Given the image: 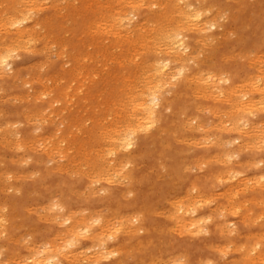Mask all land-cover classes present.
Returning <instances> with one entry per match:
<instances>
[{
    "label": "rangeland",
    "instance_id": "1",
    "mask_svg": "<svg viewBox=\"0 0 264 264\" xmlns=\"http://www.w3.org/2000/svg\"><path fill=\"white\" fill-rule=\"evenodd\" d=\"M11 1H13V0H0V4L1 5H4V6H0V12L2 13V14H4V17H6L5 15L6 14H13L14 12H15V8L16 7H18V9L20 8V10H24V8L26 7V9L25 10H27V9H29V10H27V11H25L24 10V12L22 13V14H25V12H26V16L27 17H29V19H28V21L27 22H25L24 23V25L23 26H26V27H28V29H30L31 31L33 30V28H36V29H34L35 30V33H34V30H33V32L30 34L29 32H28V34L27 35H25V36H23L22 37V39H23V42H25V43H22V39H20V41H19V44H20V42L22 43V44H20L19 46H17V49L19 50H16V53L12 56V62L14 63L13 64V66H10V68H9V66H6V68H5V66L2 68V73H6V74H9V75H11V77H9V76H6V75H4L3 77H2V79H0V87L3 89V90H0V111L2 112V110H4L3 111V115L4 116H2V114H1V112H0V115L2 116V118H1V116H0V128L1 129H3L2 131H3V133L1 132V129H0V143L1 144H3L4 145V143H5V145L2 147V145H0V149L2 150H0V159H1V163H0V168H1V170H0V177H1V175L3 176V177H1L0 178V203H3V204H1L2 205V207L0 206V208H2V209H0V214H1V211H2V213L3 214H6V215H0L1 217H0V230L2 231V227H5L3 230H5V233L2 231L1 233H3V234H1L0 233V261H6V260H8V261H6L5 263L4 262H2V264H10L11 262V264H24L23 263V257L24 256H31V254H33V251L36 253L35 255L33 254V257L35 258V257H37V258H40V255H39V253H42V249H45L46 247H48L49 245H50V247L52 248L51 250H49V252L51 251V252H54L55 250H53L55 247H57V249L58 250H61V254H64L65 253V251H67V249L68 248H65V246L66 245H68V241L69 240H71L70 238H74V236H72L71 237V234H69L68 232H66L65 233V231H68V229H69V227L71 226V223L69 224H67L65 221V223L63 222V219L65 218V216H71V215H73L72 217H74V219H76V220H81V219H83L84 218V216L85 217H87V218H84V219H86V221L88 222V224H90V225H92L93 227H92V230H91V232L92 233H90L89 235L91 236V238H93L94 239V237H92V236H95V235H97V233L98 232H100L98 235L99 236H101L102 234H104L103 233V230H105L106 232L107 231H114L113 229L114 228H116V233L118 234V233H120V231H122L123 233H125V234H116L115 232L113 233L112 231L111 232H109V235L108 234H106V232H105V234H106V236H105V234H104V236L102 235V237H101V239L103 238V240H101V239H99L100 241H102V242H105L106 243V245L108 246V249H109V247H110V250L111 249H113V250H115L116 249V253H117V255H116V253H115V255H114V257L113 256H109V258H105V256L106 255H103L102 253H100V254H102V255H100L99 254V248H100V241L98 240V239H94V240H85V238L87 237H89L90 238V236L89 235H84V236H82V239H84L83 241H82V244H81V246L84 248V253L85 254H83V253H80V251H76L77 252V254H79V255H77V257H75V258H73V260H72V263L71 264H83L85 261V263L84 264H92L91 262H93L92 260H96V259H98V261H100V263L98 262V264H118L119 262H122V263H119V264H139V262H140V264H148V262H150V264H169V262H171V264H172V262H174V261H171V260H173V258H174V260L176 261L177 260V258H178V256H179V258H186V257H188V259L186 258V260L188 261V262H190V264H202V262H203V264H208L209 262H210V260H212L211 262V264H219V262H220V264H231V262H233L232 264H236V263H234V262H237V264H250L251 262L253 263L254 261H256L257 260V258H258V256H257V253H254V252H251V248H252V245L258 240V239H262V237L261 238H259L262 234L264 235V218L262 217L263 215H264V208L262 209L261 207H263L264 206V187L262 186H256V183H255V181L254 180H251L252 178L253 179H255V177L257 176V177H259V175H261V174H264V164L263 165H258L257 166V164L256 165H250V164H252L251 162H257V161H259V160H261V159H263V161H264V150L263 149H261L260 150V148H258L257 146H253L252 148H244V147H241L242 149H240L242 152H241V155L239 156V157H237L235 160H237V161H234V160H232L231 161V165L232 166H235V167H237V166H239L240 167V169L242 170V172L243 173H245V174H241V175H238L237 177L236 176H234V177H236V181H235V178L233 177V176H230V175H232V174H230V173H227L226 171H227V168H229L228 166H230V164H225V163H223V161H221L220 159H225L223 156L224 155H226V152L228 153H230V151L232 150V149H235V148H237V146H238V144L240 145L241 143H236L235 145H232V146H230V145H228L227 143H225V142H229V141H231L232 139H234L235 137H237V134L235 133V132H231L230 130H228V129H231V125L229 124V123H226V122H230V121H227V119H232V118H229L228 116L229 115H231L232 114V111L230 110V109H232L233 107L231 106V105H229L228 103H225V102H222V103H216V102H214L213 100H212V98H204V96L202 95V94H200V93H198V91H196V90H199L200 89V86L202 85V82H201V80H199L198 78H196V79H198V81H196V80H194V83H187L186 81L184 82V78H181L180 79V82L179 81H176L175 82V80H171L170 78H169V80L170 81H168L165 85H161L160 87H158V89L160 90V91H158V89H157V93H161L160 95H162V97H163V95L165 94V92H166V94L164 95V97H165V99L167 100L165 103H166V105H165V107L167 106V102H171V104H170V106H171V108L169 109H167V108H165L163 111H161L160 113H161V116H160V121L158 120V118H157V122L159 123V127H161L160 128V130L158 129H156V124H158V123H154L152 126H149L148 127V129L146 130L145 129V125H143V127H138V126H140V125H138V122L136 123L137 124V126H136V124H134L136 121V119H135V115L133 116L132 114H134L135 112V109L133 108V106H132V104H133V102H131V103H129L128 101H129V98H132V99H130V101H135L136 99H134L133 98V96L134 95H136V92L137 93H139L138 91H140L141 89L143 90V88H145V90H146V88L147 87H145V82L147 81V80H150V79H147V78H151V75H150V73L152 72L153 73V71H152V69H150V65L152 64V62L153 61H155V59H156V57H157V55H158V57H163V58H167V50L165 49L166 48V46L164 45V42H162V38L160 39V37H159V33L157 34L156 32H160L161 30H164V29H167V27L169 28H171L172 27V20L174 21V22H178V20L180 19V18H178V16L179 17H181L180 15L183 13L182 11H183V9H180V8H186L187 9V7H185L187 4H190V5H192V6H194L195 8H203V9H205L204 10V13L205 14H203V16L199 19V20H192V23H191V25H189L190 24V22H186V23H184V25H185V27H183V25L181 26V29H182V27H183V29L185 30H182V32L186 35V38L188 37V39L186 40V44L188 45V46H192V47H188L186 50H184L183 52H182V54L186 57L188 54H190V56L188 55L187 57H188V60L190 59H192L193 61H195V62H192V60L190 61L191 63H187L188 64V66L190 67V72L192 73V74H197L198 72H197V70H199L200 72H203L202 74H205L204 76H206V75H208V72L209 71H211V72H214L215 73V75H216V73H217V75L219 74V75H225L223 72H227V74L228 75H230V78H231V80H232V82H234L235 81V83L234 84H236V85H238V86H241V84L240 83H244L245 81H247V82H245L244 84H246V83H249V85L246 87V86H243L241 89V92L244 90V91H247V90H249L250 88H252V86H251V84L253 83L252 81L254 80V82L256 81V79L258 78L259 79V81L261 82V79L260 78H262L261 76H263L264 75V65H263V63L261 62V60H262V57L264 56V53H262V52H264V0H244V1H242V0H185L186 2H181L182 0H177V2H176V0H175V2L173 1V0H149L148 1V3L150 4V5H152L151 3H155V2H158V3H161V5H159V7H157L156 8V6H158V5H156V6H153V7H141L140 9H136V10H138V14H137V11L135 10V12H134V9H132L127 3H126V1L125 0H123V1H125V3H123V1L122 0H119V5H121V4H123L122 5V7H117L118 6V2H115L114 0H109L110 2H113V3H110L108 0H102V2L101 3H99L98 2V0H95V1H93V0H91V2H90V0H84V1H82V0H75L76 2H78V3H75V1H73V0H58L59 2H58V4L57 3H51V4H53V5H55V6H53L52 7V5L50 4V2L49 1H45L48 5H45V6H41V5H44L45 4V2L44 1H42V2H44V3H42L40 0V2L38 3V0L36 1V3H37V5H39V7H38V9L39 8H46V9H42V11H41V9H39V10H37V12L39 13H37L35 10L37 9V7H36V9H35V5H36V3H35V1H27L26 2V0H25V2L24 1H20V0H14L13 1V3H14V6L12 5L13 3L11 2ZM103 1L105 2V3H103ZM118 1V0H117ZM120 1H122V2H120ZM162 1V2H161ZM164 1V2H163ZM165 1L167 2V3H165ZM178 1H179V3H178ZM187 1H189V3L187 2ZM198 1H200V3L198 2ZM204 3H203V2ZM250 1V2H249ZM2 2L4 3V4H2ZM20 4V6L17 4ZM30 2V3H29ZM83 2V3H82ZM84 2H86V3H84ZM88 2V3H87ZM96 2L98 3V5L100 6H98L97 4H96ZM109 2V3H108ZM151 2V3H150ZM170 2V3H169ZM173 2H174V4H176V3H178L177 5H174L173 4ZM191 2V3H190ZM243 2V4H241ZM35 3V4H34ZM40 3H42V4H40ZM94 3V4H93ZM103 3V4H102ZM164 3V4H163ZM183 3V4H182ZM187 3V4H186ZM199 3V4H198ZM209 3H211V4H213V5H211V4H209ZM245 3V4H244ZM30 4H32V5H30ZM67 4V5H66ZM71 4H76L75 6L74 5H71ZM86 4L88 5V6H86ZM95 4H96V6H95ZM102 4V5H101ZM107 4H111V5H113V4H116L115 5V7L117 8V9H115L114 8V6H108ZM157 4V3H156ZM167 4H168V7H169V5H171L169 8H167L166 7V11H165V13L167 12L168 14H170V17H171V15L172 14H174V15H172V17L174 18V16H175V13H178V14H176V16H177V18L175 17V19H170V17L168 16V14H167V16H166V14L165 13H163L164 12V8L163 7H165V6H167ZM173 4V5H172ZM182 4V5H181ZM184 4H186L185 6H184ZM8 5L9 7L7 8L6 6ZM17 5V6H16ZM24 5V6H23ZM26 5H28L29 7H33L34 6V8H32L31 7V9H33V10H31L30 11V8L28 7V6H26ZM36 5V6H37ZM56 5H58V6H56ZM62 5H63V9L61 8L62 7ZM65 5V6H64ZM105 5H106V7H105ZM128 7H126V6ZM180 5H181V7H180ZM207 5H208V7H207ZM226 5V6H225ZM229 5V6H228ZM48 6V7H47ZM61 6V7H60ZM66 6H69V7H66ZM95 6V7H94ZM108 6V7H107ZM160 6L162 7L161 8V10L160 9H158V8H160ZM174 6V7H173ZM179 6V7H178ZM182 6H184V7H182ZM196 6H199V7H196ZM216 7V9H215V7ZM224 7V9H226L227 7V9L226 10H223V7ZM14 7V8H13ZM22 7V8H21ZM70 7H72V8H70ZM82 8V9H80V8ZM97 7H99V10H97L98 8ZM155 7V8H154ZM178 7V9H176V8ZM210 7H211V9H210ZM217 7H219V8H221V9H217ZM231 7V9H229ZM239 7H241V8H239ZM5 8V9H4ZM13 8V9H12ZM56 8V9H55ZM66 8V9H65ZM113 8V9H112ZM119 8V9H118ZM124 8H127V9H124ZM131 8V9H130ZM173 8V9H172ZM208 8V9H207ZM255 8H256V10H255ZM35 9V10H34ZM58 9H59V11H58ZM61 9V10H60ZM71 9H73V10H71ZM122 9H124V11H126V12H128L127 13V15L130 13L131 14V16L133 17L132 19L135 21V23H134V21L130 18L131 16H130V14H129V18L131 19V22L133 23L132 25H131V27L129 28V29H132V27H133V29H132V33H131V35L130 36H128V38H127V40H129V42L131 41V42H134L133 40H135V43H132L131 44V42L130 43H128L127 42V40H126V35H127V33H126V29H127V27L125 26V25H121V26H119V24H118V17L120 16V15H118V12H120V10L122 11V12H124ZM151 9V10H150ZM169 9V10H168ZM185 9V11H187ZM4 10H7V12L5 11V12H3ZM22 10V11H23ZM63 10H66V11H63ZM71 10V11H70ZM74 10H76V11H74ZM83 10V11H82ZM93 10V12L91 13V11ZM101 10V11H100ZM110 10V11H109ZM132 11V12H129V11ZM177 10V11H176ZM182 10V11H181ZM208 12H207V11ZM218 10H219V12L220 13H217L218 12ZM220 10H223V11H227V12H224V13H226V14H228L229 12L231 13V15L230 14H228V15H226V16H228V17H225V15L220 11ZM28 11H30V12H28ZM63 11V12H62ZM68 11V12H67ZM104 11H106V12H104ZM109 11V12H108ZM158 11V12H157ZM160 11V12H159ZM184 11V12H185ZM215 13H214V12ZM231 11H233V12H231ZM234 11H235V13H234ZM238 11H240V12H238ZM254 11V12H253ZM34 12V13H33ZM56 12V13H55ZM62 12V13H61ZM65 12V13H64ZM76 12V13H75ZM87 12V13H86ZM147 12V13H146ZM150 12V13H149ZM151 12H152V14H151ZM207 12V13H206ZM1 13H0V26H2V27H5V29L4 28H2V27H0V32L2 31V30H4V32L2 31L0 34H1V38H3L2 36H5L4 38H3V40L2 39H0L1 40V42H0V44L3 42V41H11V39H13V38H15V32H5V31H7V26H5V25H7V24H5V19H3L4 17L1 15ZM6 13V14H5ZM31 13V14H30ZM58 13V14H57ZM68 13V14H67ZM73 13H75L74 15H73ZM106 13V14H105ZM134 13H136V14H134ZM144 13H145V15H144ZM163 13V14H162ZM214 13V14H213ZM253 13V15H251ZM30 14V15H29ZM35 14H37L38 15V17H37V15H35ZM52 14V15H51ZM78 14V15H77ZM93 14V15H92ZM96 14V15H95ZM103 14H105V15H103ZM110 14V15H109ZM210 14H212V15H210ZM232 14H234V15H232ZM32 15V16H31ZM59 16V17H55V16ZM81 15H83V16H81ZM86 15V16H85ZM99 17H98V16ZM112 15V16H111ZM136 15V16H135ZM148 15H149V17H151V18H147L148 17ZM155 15V16H154ZM158 15V16H157ZM208 15V16H207ZM222 17V18H220V16ZM222 15H224V17L222 16ZM35 16L37 17V18H35ZM52 16H53V19H52ZM75 16V17H74ZM79 16V17H78ZM90 16V17H89ZM102 18H101V17ZM104 16H106V18H111V19H107V20H109V21H107V20H105V21H107L108 23H107V25H106V23L103 21L105 18H104ZM113 16H115L116 17V20L115 21H112V20H114V19H112L113 18ZM138 16V17H137ZM154 16V17H153ZM157 16V18H155ZM159 16H161L162 18H163V16L165 17V19L163 18V21H162V18L161 17H159ZM236 16H238V17H236ZM3 17V18H2ZM62 17V18H61ZM85 19H84V18ZM114 17V18H115ZM135 17V18H134ZM167 17V18H166ZM211 17V18H210ZM213 17V18H212ZM34 18V19H33ZM48 18H50L49 20H47ZM56 18V19H55ZM97 18V19H96ZM100 18V19H99ZM159 18H160V20H159ZM204 18H205V20H204ZM208 18V19H207ZM3 21H2V20ZM33 19V20H32ZM43 19H45V20H43ZM55 19V20H54ZM75 19H77V21L75 20ZM84 19V21H82ZM96 19V20H95ZM102 19V21H103V23H99L100 24V26H99V24H97L100 20ZM138 21H137V20ZM146 19V20H145ZM152 21H151V20ZM155 19H157L158 20V24H155V23H157V20H155ZM208 21H207V20ZM216 19H217V21H216ZM223 19V20H222ZM237 19V20H236ZM249 19H251V20H249ZM263 19V20H262ZM43 20V21H42ZM62 20V21H61ZM73 21V22H70V21ZM90 20V21H89ZM148 20V21H147ZM165 20V21H164ZM218 22V23H216V26L217 27H215V28H212V27H210V25H208L207 24V22L209 23V24H211L212 22ZM37 21V22H36ZM39 21H40V23L41 22H43L44 24H40L39 23ZM49 21V22H48ZM54 21V22H53ZM74 21H76V22H74ZM101 21V22H102ZM110 21H112V22H110ZM143 21V22H142ZM146 21V22H145ZM156 21V22H155ZM169 21L171 22V23H169ZM201 22V23H199V22ZM202 21H206V24L204 25V23L202 22ZM4 22V23H3ZM50 22H53L52 24L50 23ZM84 22H85V24H84ZM89 22H91V23H89ZM116 22V23H115ZM146 24H145V23ZM162 23V24H160V27H159V23ZM168 22V23H167ZM173 22V26H175L176 24ZM194 22H195V24H197V23H199L198 25H196L197 27H195L194 25ZM197 22V23H196ZM46 23H47V26H46ZM66 23H68V25L66 24ZM74 23H76L75 25H76V28L74 27ZM92 23L94 24V25H92ZM110 23V24H109ZM114 23V24H113ZM148 23V24H147ZM151 23H153L152 25H151ZM163 23H164V25H163ZM187 23H188V25H187ZM203 23V24H202ZM1 24H5L4 26L3 25H1ZM34 24V25H33ZM38 24H40L41 25V27H40V25H38ZM52 26H51V25ZM54 24V25H53ZM65 24L67 25L66 26V29H65ZM90 26H89V25ZM95 24H97V26H95ZM110 26H109V25ZM113 24V25H112ZM139 24H144L143 26L144 27H142V29L141 30H143L142 32H141V30H140V25ZM150 24V25H149ZM155 24V25H154ZM168 24H170V26L168 25ZM217 24H220V25H217ZM33 27H32V26ZM63 25V26H62ZM69 25H70V27H69ZM71 25H73V27L71 26ZM88 25V26H87ZM103 25H105V26H103ZM115 25H118V26H115ZM148 25L150 26V28H148ZM167 25V26H166ZM193 25V27H189V26H192ZM200 25H203V26H200ZM206 25H207V28H206ZM23 26H21V27H23ZM30 26L32 27V29L30 28ZM38 26H39V28H38ZM50 26H51V28L53 29H51L50 28ZM54 26V27H53ZM107 26H108V28H107ZM115 27L116 28V30L117 31H115V29H113L112 27ZM135 26V27H134ZM139 26V27H138ZM156 26H158V27H156ZM163 26L165 27V28H163ZM188 26V27H187ZM209 26V27H208ZM223 26H224V29H223ZM247 26H248V28H247ZM13 27V26H12ZM45 27V28H44ZM90 27V28H89ZM96 27V28H95ZM153 27V28H152ZM161 27H162V29H161ZM204 29V32H207V34L205 33V35H204V32H202V28ZM221 27H222V29H221ZM246 27V28H245ZM16 28H19V27H17L16 26ZM16 28H10L11 30L10 31H15L16 30ZM44 28V29H43ZM49 28V29H48ZM58 28V29H57ZM61 28V29H60ZM69 28H71V29H69ZM75 28V29H74ZM91 28H93V30L95 29V31H93ZM98 28H100V31H96V30H99ZM113 29V31L111 30V29ZM118 28H120L119 29V31H118ZM122 28H123V30H122ZM125 28V29H124ZM134 28H136V29H134ZM145 28H146V30H145ZM151 28H152V30H151ZM190 28H191V30H190ZM193 28H194V31H192L193 30ZM197 28H199V29H201V32L202 33H200V31L199 30H197ZM205 28L207 29L206 31H205ZM15 29V30H14ZM38 29H43V30H39L40 32L41 31H43V32H38ZM89 30V32H90V34H89V32H88V30ZM157 29V30H156ZM161 29V30H160ZM186 29H188V30H186ZM196 29V30H195ZM209 29V30H208ZM235 29V30H234ZM48 30H50V31H48ZM60 30H62L63 31V35H62V31H60ZM66 30H67V32H66ZM85 30H86V32H85ZM91 30V31H90ZM101 30H103V31H101ZM106 30H109L108 32L109 33H107L106 32ZM111 30V31H110ZM229 32H228V31ZM233 30V31H232ZM45 31L47 32V33H45ZM69 31H71V32H69ZM133 31H134V33H133ZM140 31V32H139ZM187 31H189V32H187ZM196 31H198V32H196ZM83 32H85V33H83ZM100 32V34H98ZM103 32H105L104 34H102ZM113 32V33H112ZM120 32H122V34L120 33ZM139 32V33H138ZM152 34H151V33ZM186 32V33H185ZM222 32V33H221ZM231 32V34H229ZM237 32V33H236ZM8 33V34H7ZM38 33H40V34H38ZM48 33L50 34V35H48ZM53 33V34H52ZM99 35V36H102V35H104V36H102V37H105V38H102V37H98V36H95V35H97V34ZM115 33V34H114ZM119 33V34H118ZM150 33V34H149ZM219 33H221V34H219ZM236 34V35H234V34ZM30 34V35H29ZM33 34V35H32ZM38 34V35H37ZM47 34V35H46ZM83 34V35H82ZM86 34H88V35H86ZM94 36H93V35ZM108 34V35H107ZM114 34V36H111V35H113ZM124 34H126V35H124ZM142 34H144V35H142ZM146 34H149V35H147V37H146ZM157 34V36H156V38L157 39H160L159 41V43H158V41H157V45H155L154 43H156V41H151V40H156V38H155V35ZM199 34H200V37H201V35H202V38H200L201 39V41H200V43H199ZM223 34H228L227 35V38L225 37V35H223ZM31 35H32V42H31V40L29 39V38H31ZM41 35H43L42 37H41ZM51 35H53L52 37H50ZM90 35H92V36H90ZM107 35V36H106ZM110 35V36H109ZM122 35V36H121ZM152 35H154V36H152ZM210 35H213V36H210ZM220 37H219V36ZM230 35V36H229ZM11 36H13V38L11 37ZM27 36V37H26ZM29 36V37H28ZM38 37V36H40V37H38V38H40V39H37L36 37ZM80 36H81V38H80ZM87 40L86 42H85V40H84V38ZM86 36V37H85ZM109 36V37H108ZM117 36V37H116ZM125 36V42H124V40L122 39V37H124ZM149 36V37H148ZM152 36V37H151ZM205 36V38L207 39V40H205V38H204V40H203V37ZM208 36V37H207ZM214 36H218L219 37V39H218V37H214ZM229 36V37H228ZM235 36H238V37H235ZM56 37V38H55ZM59 37H61V38H59ZM78 37H79V39H78ZM94 39H93V38ZM98 37V38H97ZM107 37V38H106ZM110 37H111V39H110ZM119 37V38H118ZM131 37H133V38H131ZM136 37V38H135ZM214 38V40H212V42L210 41L211 39H213ZM225 37V38H224ZM29 39V40H26V39ZM36 38V39H35ZM43 38H45V39H43ZM47 38V39H46ZM121 38V39H120ZM135 38V39H134ZM140 38L143 40V39H145V41L143 40H141L140 41ZM149 38H150V40H149ZM153 38V39H152ZM185 38V39H186ZM198 38V41L196 42L195 41V39H197ZM209 38H211V39H209ZM215 38H217V39H215ZM222 39V41L221 42H219V40H221ZM53 39V40H52ZM56 39V40H55ZM61 39L63 40V41H61ZM70 39V40H69ZM71 39H72V41H71ZM82 39L84 40V41H82ZM89 39V40H88ZM92 39H93V43H91V41H92ZM102 39V40H101ZM106 39V40H105ZM108 39V40H107ZM118 39V40H117ZM121 41H120V40ZM131 39V40H130ZM137 39H138V41H140V43L137 41ZM192 39V40H191ZM224 39V40H223ZM232 39V40H231ZM240 39V40H239ZM25 40V41H24ZM35 40V41H34ZM44 40V41H43ZM50 40V41H49ZM96 40H99V42H100V40L102 41V42H100V44H96V43H99L98 41L96 42ZM105 40V45H103L104 43H103V41ZM110 40V41H109ZM216 40V42L214 43V41ZM263 40V41H262ZM38 43H37V42ZM55 41H56V43H55ZM65 41V42H64ZM71 41V42H70ZM109 41V42H108ZM211 42V43H209V42ZM238 41V42H237ZM241 41V42H240ZM27 42H29V43H27ZM83 42H85V43H83ZM110 42H111V46L110 47H112L113 48V50H112V48H110V47H108V44H110ZM116 42V44H118V45H116V44H114ZM137 42V43H136ZM143 42V43H142ZM255 42V43H254ZM32 43V44H31ZM47 43V44H46ZM58 43V44H57ZM60 43V44H59ZM67 43V44H66ZM75 43H77V44H75ZM102 43V44H101ZM120 43H123V44H120ZM145 43H146V45H148V44H150V45H148V46H146L145 45ZM163 43V44H162ZM197 43V44H196ZM202 43H203V45L205 46H207V47H204L205 49H207V50H205V49H202L203 51H204V54L205 55H203V57H202V55H198V50H199V54L201 53V54H203V51L201 50V49H199V48H201V45H202ZM210 45H209V44ZM214 44V46H213V44ZM254 43V44H253ZM24 44H27V46H28V44L30 45V47H28V49H30V50H32L31 48H34V50H35V48L37 49H40V50H36V51H33L32 52V54H31V51L29 50V52L28 51H25L24 49H21L22 48V45H24ZM52 44V45H51ZM54 44V45H53ZM63 44L66 46H64L63 47ZM90 44H93L92 46L94 47H89V45ZM120 44V45H119ZM137 44V45H136ZM143 44L145 45V46H143ZM219 45V46H216V45ZM45 45H47V46H45ZM49 45L50 46H54L53 48L54 49H52L51 48V52H49V49L50 48H47V47H49ZM85 45H87V46H85ZM97 45H98V47H97ZM107 45V46H106ZM113 45L114 46H116V48L115 47H113ZM130 45V46H129ZM153 45H155V46H153ZM158 45H161L162 46V48H161V46L160 47H158ZM208 45L209 46H211V47H214V48H211V47H208ZM25 46V45H24ZM23 46V47H24ZM27 46H25L24 48L27 50ZM35 46V47H34ZM43 46V47H42ZM69 46V47H68ZM91 46V45H90ZM121 47V49L119 48V47ZM138 46H143L142 48L141 47H138ZM163 46H164V49H163ZM196 46V47H195ZM232 46V47H231ZM20 47V48H19ZM60 47H62V48H64L63 49V51L60 49ZM85 47V48H84ZM106 47H107V49H106ZM137 47V48H136ZM152 48V50L151 51H153V50H155L154 51V53L153 52H151L150 51V49ZM155 49H154V48ZM156 47H158V48H156ZM199 47V48H198ZM203 47V46H202ZM216 47V48H215ZM233 47H234V51H233ZM55 48H56V50H57V54H60V52H63V53H61L59 56L60 57H58V55H56V51L54 52V50H55ZM60 50H59V49ZM84 48V49H83ZM124 48V49H123ZM135 50H134V49ZM144 48H147V50H145ZM150 48V49H149ZM197 48V49H196ZM231 48H232V50H231ZM41 49H43V50H41ZM80 49H83L82 51L80 50ZM88 49L90 50V51H88ZM94 49V51L96 52H93L92 50ZM98 51H97V50ZM116 51H115V50ZM119 49V50H118ZM126 49V50H125ZM140 49V50H139ZM158 49V50H157ZM161 49L162 50H165V53H163L162 51H161ZM214 49H216V50H214ZM243 49L245 50V51H243ZM247 49V50H246ZM251 49H252V51L255 53L254 55H252L251 53H253L252 51H251ZM46 50H48V51H46ZM64 50H66V51H68V53L67 52H65ZM108 50V51H107ZM118 50V51H117ZM121 50V51H120ZM136 50H138V51H140V52H142L141 54H140V52H138L139 54H137V53H135V55H134V53L133 52H135ZM141 50H143V51H141ZM201 50V51H200ZM209 50V51H208ZM232 52H231V51ZM240 50V52H238ZM39 53H38V52ZM86 51H88L89 52V54H88V52H86ZM104 51V52H103ZM113 51V52H112ZM129 51H130V53H129ZM133 51V52H132ZM147 51V52H146ZM150 51V52H149ZM192 51V52H191ZM197 51V52H196ZM206 51V52H205ZM215 51V52H214ZM237 51V52H236ZM248 51H249V53H250V56L249 55H245V54H247L248 53ZM251 51V52H250ZM36 54H35V53ZM45 52V53H44ZM47 52H49V53H47ZM54 52V53H53ZM70 52V53H69ZM71 52H73L72 54L74 55H72L71 54ZM80 52V54H78ZM98 52V53H97ZM100 52V53H99ZM107 52H109V53H107ZM116 52H118L117 53V56L119 55V59L120 60H118V58H117V56H116ZM120 52V53H119ZM126 52V53H125ZM146 52V53H145ZM163 53L162 55H161V53ZM189 52V53H188ZM208 52L209 53H211V52H213V53H211V54H209L210 56H207V54H208ZM243 52V54H241ZM42 53V54H41ZM86 53V54H85ZM103 53H105V54H103ZM112 53V54H111ZM128 53V54H127ZM132 53V54H131ZM145 55H144V54ZM155 53H156V55H155ZM188 53V54H187ZM197 54V58L195 57V55ZM234 53H236V54H234ZM240 53V54H239ZM245 53V54H244ZM261 54V58H260V54ZM44 54H46V55H44ZM49 56H48V55ZM54 54V55H53ZM65 54V55H64ZM66 54H68L69 56H67ZM83 54H85V55H83ZM91 54H92V56H91ZM107 54V55H106ZM109 54V55H108ZM137 54V55H136ZM143 54V55H142ZM187 54V55H186ZM195 54V55H194ZM223 54V55H222ZM225 54V55H224ZM235 55V57L237 58H234V56L233 55ZM239 55L240 57L238 58L236 55ZM16 55V56H15ZM53 55V56H52ZM62 55V56H61ZM97 55H99V56H97ZM112 55V56H111ZM115 55V56H114ZM129 55V56H128ZM142 55V56H141ZM161 55V56H160ZM230 55V56H229ZM251 55L255 58L254 60H252L253 59V57H251ZM15 56V57H14ZM18 56V57H17ZM47 58H46V57ZM66 56V57H65ZM81 56V57H80ZM84 58H83V57ZM87 56H88V58H87ZM106 56V58L104 59V57ZM123 56V57H122ZM128 56V57H127ZM135 56H138L139 57V60H138V57H136V59H134L135 58ZM154 56H156L155 58H154ZM202 57L203 59H201V58H199L198 59V57ZM204 56H207V57H205L204 58ZM223 56V58H221ZM225 56H226V58H225ZM243 56V57H242ZM244 56H246V57H244ZM258 56L259 57V61L257 60V58L256 57ZM20 57V58H19ZM58 57V59H56ZM62 57V58H61ZM68 57V58H67ZM86 57V58H85ZM93 58V59H91V58ZM95 57H98V60H96L97 58H95ZM100 57L102 58V59H100ZM110 57H114V58H110ZM122 57V58H121ZM126 58V60H125V58ZM144 57H146V58H144ZM195 57V58H194ZM16 58V59H15ZM67 58V59H66ZM133 59V61L131 60V61H129L128 59ZM143 58V59H142ZM213 60H212V59ZM242 58H245L244 60H242ZM264 58V57H263ZM44 59H46L45 61H43ZM65 59V60H64ZM69 59V60H68ZM78 59H80V60H78ZM82 59H85V60H83L82 61ZM103 59H104V62H103ZM125 60V62L123 63V61ZM145 59V60H144ZM147 59V60H146ZM153 59V60H152ZM195 59V60H194ZM198 59V60H197ZM201 59V60H200ZM209 59V60H208ZM211 59V60H210ZM222 59V60H221ZM231 59V60H230ZM233 59V60H232ZM236 59V60H235ZM241 59V60H240ZM33 60V61H32ZM35 60V61H34ZM55 60V61H54ZM87 60V61H86ZM89 60V61H88ZM92 60V61H91ZM99 60H101V61H99ZM107 60V61H106ZM109 60H111L110 62H109ZM122 60V61H121ZM128 60V61H127ZM142 60V61H141ZM208 60V61H207ZM226 60V62H224ZM264 60V59H263ZM38 61V62H37ZM41 61V62H40ZM51 61V63H52V65L49 63ZM65 61V62H64ZM91 61V62H90ZM95 61V63H93ZM98 61V62H97ZM119 61H121V62H119ZM146 61H148V62H146ZM150 61V62H149ZM210 62V64H207V63H199V62ZM211 61H213L214 63L212 64V62ZM251 61L252 62H254V64H252L251 63ZM34 64H33V63ZM37 62V63H36ZM45 63L44 65H46V66H44L43 65V63ZM46 62L47 63H49V64H46ZM54 62V63H53ZM65 64H64V63ZM88 62V63H87ZM106 62H109V63H106ZM116 62H117V64H116ZM119 62V63H118ZM141 62V63H140ZM196 62H198L199 64L197 65V64H195ZM257 62H259V64L257 63ZM32 64V68H31V64ZM66 63H68L67 65H69V66H67L66 67ZM81 63V64H80ZM86 63L88 66L86 67V64L84 65V64ZM103 63V64H102ZM144 63V64H143ZM252 65H251V64ZM61 64L63 65V66H61ZM78 64H80V65H78ZM83 64V65H82ZM100 64V65H99ZM106 65V67H104L105 65ZM110 64L111 65H115V67H113V66H110ZM119 64V65H118ZM121 64H122V66H121ZM196 66H195V65ZM250 64V65H249ZM257 64V65H256ZM24 65L25 66H28L27 68H25L24 67ZM41 67H40V66ZM47 65H49V66H47ZM75 65V66H74ZM98 67H97V66ZM103 65V66H102ZM108 65V66H107ZM145 65V66H144ZM222 65V66H221ZM22 66V67H21ZM39 66V68L40 69H38L37 67ZM62 68H61V67ZM73 66V67H72ZM82 66H84V68H85V70H84V68L82 67ZM102 68H101V67ZM128 66V67H127ZM134 68H133V67ZM172 66H174L173 64H171V67ZM13 67V68H12ZM21 67V68H20ZM35 67L38 69H35ZM44 67H45V69H44ZM47 67H50V69L49 68H47ZM70 67V70L68 69ZM82 67V68H81ZM89 67H90V69H89ZM111 67V68H110ZM117 67H119V68H117ZM121 67V68H120ZM131 67H132V69H131ZM145 67H147V68H145ZM199 67V68H198ZM259 67V68H258ZM260 67H262V69L260 68ZM12 68V69H11ZM77 68H78V71H76L77 70ZM80 68H81V71L83 72H81L80 71ZM91 71V73H90V71H88V69ZM91 68H93V69H91ZM135 68H139L141 71H139V69H137V71H136V69ZM144 69V71H143V69ZM256 68H258V69H256ZM20 71H18V70ZM31 69V70H30ZM46 69H48V70H46ZM72 69H75V71H73ZM98 69V70H97ZM100 69H105V70H100ZM108 71H107V70ZM121 69V70H120ZM123 69H127V71H125V73H123ZM146 69H148V71L146 70ZM150 69V70H149ZM203 69V70H202ZM233 69V70H232ZM12 70L14 71V70H16L14 73L12 72ZM40 70V71H39ZM98 72H96V71ZM130 70L133 72H130ZM134 70H135V72H137V73H135L134 72ZM202 70V71H201ZM217 70V71H216ZM222 70H224V71H222ZM236 70V71H235ZM260 70H262V71H260ZM41 71H43L42 73H41ZM57 71V72H56ZM65 71V72H64ZM85 71V72H84ZM89 72L90 74H88L87 72ZM100 71V72H99ZM102 71H104V72H102ZM106 71H107V73L108 74H106ZM117 71H120V72H118L117 73ZM128 71L132 74V76H130L131 74L130 73H128ZM139 71V72H138ZM145 73V75H147V76H144V73ZM219 71H221V73H223V74H221ZM230 71V72H229ZM260 71V72H259ZM13 74H12V73ZM75 72H77L76 74H75ZM81 72V73H80ZM112 72V73H111ZM146 72H149V73H146ZM207 72V73H206ZM219 72V73H218ZM262 72V73H261ZM2 73H0V75L2 74ZM41 73V74H40ZM57 73H61V75L60 76H62L63 74V77H64V79H66L65 81H67V82H65L64 81V79L62 78V77H60L59 76V74L57 75ZM72 73H74V74H72ZM80 73V74H79ZM86 73H87V75H86ZM100 73V74H99ZM117 74L115 77H117V78H115V77H113V74ZM121 73H123V74H121V76H120V74ZM138 73H143V74H138ZM213 73V74H214ZM254 73V74H253ZM260 73V74H259ZM16 75V77H14L15 75ZM19 74V75H18ZM82 74H84V78H83V76H82ZM96 74V75H95ZM111 74V75H110ZM124 74H126V75H124ZM128 74H129V76H128ZM135 74H137V75H139V76H136ZM199 74V73H198ZM209 74H212V73H209ZM226 74V75H227ZM251 74H253V75H256V76H252ZM263 74V75H262ZM29 75V76H28ZM37 75H38V77L39 78H41V80H42V78H44V77H49V79H47V78H44V79H46L45 81L44 80H42V82H39L38 83V81H39V78L37 77ZM43 75V76H42ZM47 75V76H46ZM53 75V76H52ZM75 75H79V77L78 76H75ZM85 75H86V77H85ZM92 75H94L95 77L94 78H91L92 77ZM143 75V76H142ZM150 75V76H149ZM251 75V76H250ZM259 75V76H258ZM20 78H19V77ZM27 76H28V78H27ZM35 76V77H34ZM55 76H57V78L58 79H60V80H58V79H55L56 77ZM74 76V77H73ZM82 76V77H81ZM91 76V77H90ZM97 76V77H96ZM111 76V77H110ZM128 78H127V77ZM135 76L136 77H139V82H138V79H137V82L139 83V86H137L138 85V83H137V85L135 84L136 83V78H135ZM197 76H199V75H197ZM196 76V77H197ZM248 76V77H247ZM27 78V79H29V81L27 80V79H25V78ZM51 77H53L54 79H55V81H56V83L55 82H53V78H51ZM68 77V78H67ZM104 77H106L107 79H105ZM119 77V78H118ZM124 77H126V78H124ZM144 77V79H146V81H144V84H143V79H141V78H143ZM245 77V78H244ZM251 77H255L254 79L252 78V80H251ZM260 77V78H259ZM14 78L16 79V80H14ZM17 78H18V80H17ZM72 78V79H71ZM74 78V79H73ZM81 78V79H80ZM87 78V79H86ZM94 79V81L93 80H91V81H89V79ZM98 78V79H97ZM101 78V79H100ZM122 78H124L125 80H122ZM130 78H133V79H130ZM242 78V79H241ZM19 79H22V80H19ZM24 79V80H23ZM31 79V80H30ZM52 79V80H51ZM95 79H97V81L95 80ZM110 81H109V80ZM116 79V80H115ZM121 79V80H120ZM126 79H128V80H126ZM248 79L249 80H251V81H248ZM263 79V78H262ZM14 80V81H13ZM37 80V81H36ZM50 80V81H49ZM71 81V83L72 84H74V85H72L69 81ZM75 80V81H74ZM130 80V81H129ZM132 80V81H131ZM181 80H183L182 82H181ZM244 80V81H243ZM19 81V82H18ZM25 81H28L29 83H30V85H29V83H26ZM33 81V82H32ZM43 81H44V85H43ZM47 81V82H46ZM59 81V82H58ZM62 81H64V83L62 82ZM74 81V82H73ZM78 81H80L79 83L80 84H82V83H84V87L81 85V87H80V84L79 83H77ZM84 81V82H83ZM114 81V82H113ZM117 81V82H116ZM134 81V82H133ZM141 81V82H140ZM259 81H257V84L258 83H260ZM14 82V83H13ZM18 82V83H17ZM21 82H24V83H21ZM52 82H53V84H52ZM62 82V85L61 84H58V83H61ZM107 82V83H106ZM113 82V83H112ZM126 83L125 84V86H124V84L123 83ZM132 83V85L130 84V83ZM195 82H200L201 84H199V83H197V84H195ZM20 83H21V85H20ZM42 83V84H41ZM48 83H50V85H48ZM70 83V84H69ZM103 83H106L105 85L103 84ZM118 83V84H117ZM122 83V84H121ZM141 83V84H140ZM237 83H239V84H237ZM242 83V85H244ZM263 83H264V80H263ZM262 83V84H263ZM2 84V85H1ZM18 84H19V86H18ZM24 84V85H23ZM25 84H28L27 86L25 85ZM52 84V85H51ZM56 84V85H55ZM91 84V85H90ZM97 84V85H96ZM103 84V85H102ZM108 84V85H107ZM130 84V85H129ZM134 84V85H133ZM176 85V86H174V85ZM179 84V85H178ZM195 84V85H194ZM261 84V85H262ZM32 85V86H31ZM54 85V86H53ZM76 85L78 86L79 85V89H80V92L81 93H83L82 95L80 94V96H79V91H76V89H78V88H76ZM93 85V86H92ZM122 85V86H121ZM144 85V87L143 88H141L140 86H143ZM168 86V88H167V86ZM174 87H173V86ZM260 85V84H259ZM24 86H26V87H24ZM31 86V87H30ZM57 86V87H56ZM71 86V87H70ZM86 86V87H85ZM91 86V87H90ZM108 86V87H107ZM110 86V87H109ZM133 86V87H132ZM136 86V87H135ZM166 86V87H165ZM190 86V87H189ZM205 86V85H204ZM44 87H46V88H44ZM53 89H52V88ZM55 87V88H54ZM67 87V88H66ZM96 87V88H95ZM106 87V88H105ZM112 87H113V91H112ZM121 87V88H120ZM122 87H125V88H122ZM127 87V88H126ZM129 87H130V89H134V91L136 90V92H134V91H131L130 89H129ZM172 87V88H171ZM186 87V88H185ZM199 87V89H197ZM249 87V88H248ZM5 88V89H4ZM9 88H10V91H9ZM11 88H13L12 90H11ZM29 89V91H31L30 93L27 91L28 89ZM43 89V93L42 94H45L44 96H40V98H37V94H39V95H41V93H39L40 91H42V89ZM50 88V90L52 89L53 90V92L54 93H51L52 91H50V93L48 94V92H49V90H46V89H49ZM57 88V89H56ZM62 88L64 89V90H66L63 94H62V92L64 91H62ZM72 88V89H71ZM83 88H88V89H84V90H82ZM102 88V89H101ZM138 88L140 89V90H138ZM173 88H175L174 89V91L172 90ZM203 87L201 86V89H202ZM246 88H247V90H246ZM27 89V90H26ZM31 89V90H30ZM71 89V90H70ZM78 89V90H79ZM105 89V90H104ZM109 89H111V90H109ZM120 89H122V90H120ZM125 89H127V90H125ZM200 89V90H201ZM5 90V91H4ZM44 90H46V91H44ZM73 90V92H70V91H72ZM74 90H75V95H72L73 93H74ZM82 90V91H81ZM91 90V91H90ZM104 90V93H105V95H104V93L102 92ZM9 91V92H8ZM35 91V92H34ZM38 91V92H37ZM60 91H62V92H60ZM86 91V95L84 94V92ZM89 91V93L88 94H90V95H88V96H90V99H89V97H87V92ZM101 91V92H100ZM165 91V92H164ZM171 91H172V93H171ZM243 91V92H244ZM6 92V93H5ZM28 92V94H29V96H28V94H27V97H28V100L29 101H27V100H25L24 101V99H27V97H26V95H25V93H27ZM77 92H78V95H76L77 94ZM100 92V93H99ZM108 92V93H107ZM111 92V93H110ZM128 92V93H127ZM167 92H169V94L167 93ZM174 92H176V93H174ZM180 92H182L180 95H179V93ZM196 92V94L197 95H194L193 93H195ZM16 95H15V94ZM21 95H20V94ZM47 93V94H46ZM67 93V95H65ZM69 93H71V95L69 94ZM95 93H96V95H95ZM103 93V94H102ZM116 93V94H115ZM131 93H134V95L132 94V97L130 96L129 97V95H131ZM240 93V92H239ZM13 94H14V96H13ZM34 94V95H33ZM35 94H36V96H35ZM92 94H94V96H95V98H94V96L92 95ZM99 94V95H98ZM114 94H115V96H114ZM117 94H119V95H117ZM202 95L201 97H200V95ZM18 95V98L16 97ZM23 95H24V98H23ZM46 95L48 96H50L51 98L50 99H53V100H50L49 98H47L46 97ZM60 95V96H59ZM62 95V96H61ZM63 95H65V97L63 96ZM84 95H85V97H84ZM179 95V96H178ZM186 95V96H185ZM3 96V97H2ZM13 97V99H11L12 97ZM31 96V97H30ZM33 96H34V98H33ZM48 96V97H49ZM53 96V97H52ZM55 96V97H54ZM66 96L68 97L67 99H68V102H69V104H73V106L74 105H77V106H74V108H71L72 107V104L70 105V106H68V104H67V106L65 105L66 103H68L67 102V99H66ZM69 96H70V98H69ZM92 96H93V98H92ZM99 96V97H98ZM121 96H123V97H121ZM125 96V97H124ZM128 98H127V97ZM8 99H7V98ZM11 97V98H10ZM15 97V98H14ZM58 97H64L63 99H65V100H62V99H60V98H58ZM82 97H84V98H86V102H84V101H81L82 99L84 100V98H82ZM100 99H98V98ZM108 97H109V99H108ZM117 97V98H116ZM163 97V98H164ZM177 97H178V99H177ZM203 97V98H202ZM6 100H5V99ZM20 98H22V99H20ZM33 100H32V99ZM56 98V99H55ZM82 98V99H81ZM88 98V99H87ZM103 98V99H102ZM172 98V99H171ZM174 98V99H173ZM10 99V100H9ZM16 99H17V101H16ZM35 99V100H34ZM37 99V100H36ZM39 99H42V100H45V101H41V100H39ZM55 99V100H54ZM71 99V100H70ZM111 99L113 100V101H111ZM116 99V101L118 100V102H114V100ZM255 99H258V95L257 96H255ZM19 100H20V103H19ZM24 102H23V101ZM56 100H59V102H63V103H59L58 101H56ZM80 100V101H79ZM98 100H99V102H98ZM103 100V101H102ZM107 100H109L108 101V103H110V101H111V103L108 105V103H107V101L105 102V101ZM123 100V101H122ZM127 100V101H126ZM172 100H174V101H172ZM22 101V102H21ZM37 101V102H36ZM41 101V102H40ZM56 101V102H58L57 104L55 103V104H53L54 102ZM126 101V102H125ZM30 102V103H29ZM32 102V103H31ZM88 102V103H87ZM120 102H122V103H120ZM125 102V103H124ZM50 103L51 104H53V105H50ZM85 103V104H84ZM86 103H87V105H86ZM98 103V104H97ZM101 103V104H100ZM104 103V104H103ZM113 103V104H112ZM126 103H127V105H128V107L126 108L124 105H126ZM129 103V104H128ZM60 104V105H59ZM63 104V105H62ZM121 104V105H120ZM199 104H201V105H199ZM56 105V106H55ZM90 105V106H89ZM99 105V106H98ZM111 105H115V106H111ZM196 105V106H195ZM202 105H204V106H207L208 107V105H210L209 106V108H207L208 110H209V112H208V110H206V107H203ZM35 106V107H34ZM50 106V107H49ZM54 106V107H53ZM65 107V108H62V107ZM87 106H89V107H87ZM92 106H94V107H92ZM107 106V108L105 109V107ZM122 106V107H121ZM129 106H131V107H129ZM179 106H180V108H179ZM212 106H214V109H213V107ZM218 106V107H217ZM22 107L23 108H25V109H22ZM48 108V109H46V108ZM58 107V108H57ZM61 107V108H60ZM100 107V108H99ZM104 107V108H103ZM116 107V109H111V108H115ZM117 107H118V109H117ZM120 107V108H119ZM123 107H125L126 109H127V111L125 112V110L126 109H123ZM205 108L204 110L202 109V108ZM232 107V108H231ZM3 108V109H2ZM37 108H39V109H37ZM52 108V109H51ZM88 108H89V111H87L88 110ZM93 108H94V110H93ZM110 108V109H109ZM187 108V109H186ZM197 108H200V109H202L201 110V112L197 109ZM15 109V110H14ZM32 109V110H31ZM41 109L43 110V112H41ZM44 109L46 110V111H44ZM50 109V110H49ZM64 109H65V111H64ZM66 109H67V111H66ZM69 109H71L70 110V112H69ZM85 109H87V110H85ZM97 109V110H96ZM105 109V110H104ZM122 109V110H121ZM130 109V110H129ZM132 109V110H131ZM221 109V110H220ZM227 109H229V111H231V113L230 112H228V110ZM25 110H31V111H28V115L26 114L25 115V113H27V111H25ZM49 110V111H48ZM59 110V111H58ZM63 110V111H62ZM81 110V111H80ZM117 110V111H116ZM166 110H170V112H166ZM177 110V111H176ZM179 110V111H178ZM217 111V112H219V115L218 116H214L213 115V113L212 112H215V111ZM218 110H220V111H218ZM224 112H223V111ZM227 110V111H226ZM15 111H17V112H15ZM48 111V113L49 112H51V113H49V114H51L50 116H47L48 115V113H46ZM63 112L61 115H63V116H61V117H58V116H60L59 115V113H61V112ZM83 111H86L85 113L83 112ZM95 111V112H94ZM96 111H97V113H96ZM116 112V113H120L121 115L122 114H124L125 115V117H124V115H120L119 114V116L121 117V118H123L122 119V121L124 120L125 122H122L121 121V118L116 114V113H114V112ZM119 111V112H118ZM203 111V112H202ZM226 111V112H225ZM256 111V113H254L253 114V116L250 114L249 116H250V118L252 119V121L254 122V124L256 123H261L260 125L262 126V127H264V111L263 110H260V111H258L257 109L255 110ZM16 113V114H12V113ZM24 112V113H23ZM41 112V113H40ZM59 112V113H58ZM107 112V113H106ZM111 112V113H110ZM126 114H125V113ZM130 112H131V114H130ZM183 112V113H182ZM184 112L186 113L185 114V116H183L184 115ZM206 112V113H205ZM227 112H228V114H227ZM18 113V114H17ZM38 113V114H37ZM53 113H55L56 114V116H53V115H55V114H53ZM78 113V114H77ZM96 113V114H95ZM114 113V114H113ZM221 113V114H220ZM224 113H226L225 115H222V114H224ZM7 116H6V115ZM29 114H32V116L33 117H37L36 119L35 118H33L31 115H30V118H29ZM34 114V115H33ZM39 114H42L43 115V117L42 116H40L41 118H43V119H41L40 117H39ZM45 114V115H44ZM47 114V115H46ZM53 114V115H52ZM64 114H65V116H64ZM66 114H67V116H66ZM77 114V115H76ZM81 114L83 115V117H81ZM17 115H18V117H17ZM74 115V116H73ZM92 115V116H91ZM114 115V116H113ZM116 115V116H115ZM131 115H132V117H134V120H131L129 117H131ZM136 115H137V112H136ZM139 115V114H138ZM198 119V120H196V122H197V124H196V122L194 121H192V120H195V117ZM28 116V117H27ZM47 116V117H46ZM52 116V117H51ZM95 116V117H94ZM110 116L112 117V118H114V119H112V118H110ZM127 116V117H126ZM214 116V117H213ZM51 118V119H49V118ZM56 117V118H55ZM57 117L59 118V119H57ZM78 117V118H77ZM87 117V118H86ZM93 117V119H92V121H91V118ZM107 117V118H106ZM119 117V118H118ZM185 117H186V121L188 122V124L189 125H191V126H189V125H186V123L187 122H183V120H185ZM189 117H192L190 120H187V119H189ZM194 117V118H193ZM199 117H200V119H199ZM218 117V118H217ZM226 118V120L225 119H222V118ZM231 117V116H230ZM25 118H27V120H29L30 119V121H32V122H30V121H26V119ZM33 118V119H32ZM39 118V119H38ZM45 118V119H44ZM78 120H77V119ZM80 118V119H79ZM82 118V119H81ZM85 118V119H84ZM90 118V119H89ZM105 118V119H104ZM110 118V119H109ZM116 118V119H115ZM125 118H127V119H125ZM137 118V117H136ZM201 118L203 119H205V122H204V120H201ZM52 119H54V120H56L55 121V123H54V120H52ZM76 119V120H75ZM94 119H95V121H94ZM99 119V120H98ZM100 119H102V120H100ZM107 119H108V121H107ZM111 119H112V121H111ZM130 120V124H132L131 122L133 121V124H132V128H134V129H136L135 131H136V133H135V140L133 141V145L129 148V149H124V147H122V146H120L116 141H115V143H114V140H117L118 139V137H116L119 133L121 134V131H123L124 130V128H125V126L127 125V124H129V120ZM173 119V120H172ZM206 119H210L209 121H206ZM16 120H18V123H13V122H16ZM34 120V121H33ZM39 120H42V121H39ZM49 120V121H48ZM52 120V124H50V121ZM66 121L67 123H69V121L71 122L72 121V123L71 124H69V125H67V123L65 124L64 122H62L63 123V127L64 128H62V123H61V121H60V123L58 124L57 123V121ZM82 120V121H81ZM84 120H85V122H86V124H88V125H85V122H84ZM87 120V121H86ZM90 120V121H89ZM99 122H98V121ZM115 120V121H114ZM199 120H201V121H199ZM211 120H213L212 122H211ZM218 120H220V121H218ZM223 120H225V121H223ZM3 121H4V123H6V124H8L7 122H11V123H13V125H6V124H4L3 125ZM22 121H24V122H22ZM37 121H38V123H37ZM75 121V122H74ZM78 121H80V123L78 122ZM94 121V122H93ZM106 121V122H105ZM190 121H192L193 123H191ZM35 122V123H34ZM41 122V123H40ZM45 122V123H44ZM46 122H48V124L46 123ZM74 122V123H73ZM84 122V123H83ZM89 122V123H88ZM97 122V123H96ZM108 122H109V125H108ZM114 122H115V124L116 125H118V126H116V125H114ZM120 122V123H119ZM128 122V123H127ZM190 122V123H189ZM217 122V123H216ZM263 122V123H262ZM10 123V124H11ZM22 123V124H21ZM32 123V124H31ZM43 123V124H42ZM54 123V124H53ZM58 125H57V124ZM78 123V124H77ZM101 123L103 124V125H101ZM105 123V124H104ZM107 123V124H106ZM111 123H113V124H111ZM125 123H127V124H125ZM172 123V124H171ZM185 123V125L187 126H185V125H183ZM199 123L200 124H202L203 125V127H202V125H199ZM207 123H209L208 125L210 126V125H214V126H211V127H208V126H206L205 124ZM214 123H216V125L214 124ZM220 123H224V125L220 128V126L219 125H221ZM225 123H226V125H225ZM27 124H29V126L27 125ZM37 124V125H36ZM40 124V125H39ZM41 124L43 125V126H41ZM77 124V125H76ZM111 124V125H110ZM121 124H122V126H121ZM123 124H124V126H123ZM168 124H170V125H168ZM183 125V128H182V125ZM4 127H3V126ZM21 125V126H20ZM56 125V126H55ZM74 125V126H73ZM76 125V126H75ZM82 127H84V128H81V130H79L80 129V127L81 126ZM83 125H85V126H83ZM94 125V126H93ZM104 125H107V126H105L104 127ZM134 125H135V127H134ZM177 125V126H176ZM179 125L181 126L180 128H179ZM228 125L229 126H231V127H228ZM16 128H15V127ZM18 126V127H17ZM36 126L38 127V126H40V128L38 127V128H36ZM58 126H60V127H58ZM66 126V127H65ZM88 128H87V127ZM109 126H111V128H114V129H111V128H109ZM114 126V127H113ZM145 126V127H144ZM168 126H169V128H168ZM185 126V127H184ZM195 126V127H194ZM216 126V128H218V130L217 129H213V127H215ZM225 126H227V129L225 128ZM13 127V128H12ZM41 127H42V129H41ZM71 127H72V129H71ZM74 127H75V129H78V131L80 132H78V131H76V134H77V132H78V134H79V136H78V134L76 135L74 132H75V129H74ZM90 127V128H89ZM104 127V128H103ZM152 127V128H151ZM158 127V126H157ZM176 127H178V128H176ZM190 127H191V129H193V127H194V129L191 131V129H190ZM206 127H208V128H205ZM7 130V131H4L5 129ZM8 128H10V129H8ZM18 128V129H17ZM36 128V131H34V134L33 133H31V132H33V130ZM56 128V129H55ZM60 128H62V130L60 129ZM103 128V129H102ZM108 128V134H105V131L107 132V129ZM117 128V129H116ZM118 128L121 130L120 132H118L119 130H118ZM123 128V129H122ZM138 128H142V130H141V132H140V130H138L137 131V129ZM162 128H164V129H162ZM169 129L168 131H166L167 129ZM174 128L176 129V130H174ZM185 128H188V129H185ZM202 128V129H201ZM212 128V129H211ZM222 128H223V130H222ZM224 128H225V131H224ZM40 129L41 130H43V129H46V130H43L42 132L40 131ZM57 129H59V130H61V132H60V134L58 135L57 133H59V131H55V130H57ZM70 129V130H69ZM74 129V130H73ZM83 129V130H82ZM85 129V130H84ZM93 129V130H92ZM118 130V131H113L114 132V134L116 135H114V137H113V135H111V134H113V132L112 133H110L111 132V130ZM161 129L163 130V131H166V133L164 132V133H162V131H161ZM205 129V130H204ZM207 129L209 130V131H207ZM210 129H211V131H210ZM220 129V130H219ZM14 130H16V131H18L17 133H16V131H15V133L14 132H11V131H14ZM68 130V131H67ZM98 130V131H97ZM102 132H101V131ZM184 130V131H183ZM200 130H202L203 132H201ZM222 130V131H221ZM264 130V129H263ZM21 131V132H20ZM40 131V133L39 134H37V132H39ZM55 131V132H54ZM73 132L74 134L72 135V137L73 138H71V132ZM88 131V132H87ZM103 131H104V134H103ZM160 131H161V134H160ZM171 131V132H170ZM6 132H7V134L9 133V135L7 136V134H6ZM20 132V133H19ZM30 132V133H29ZM56 133L57 134V136L60 138H56V134L54 135V133ZM70 134H68V133ZM92 132L94 133V134H92ZM140 132V133H139ZM144 132V133H143ZM147 132V133H146ZM204 132H208V133H204ZM6 134V136H5V134ZM24 133V134H23ZM35 133H36V135H35ZM53 133V134H52ZM81 133H82V135H81ZM85 133V134H84ZM91 133V134H90ZM102 133V135L100 136V134ZM110 133V134H109ZM176 133V134H175ZM201 133H203V135L201 134ZM214 133H216L218 136L216 137V139H215V136H216V134H214V137H213V134ZM4 134V135H3ZM11 134V135H10ZM12 134H16L15 136L14 135H12ZM19 134V135H18ZM44 134H46V136H45V140H40V142L39 141H37V140H39V139H44L43 137H44ZM66 134H68V135H66ZM90 134V135H89ZM145 134H147V135H145ZM175 134V135H174ZM212 134V135H211ZM23 135V136H22ZM24 135H26L25 136V138H22V139H24L25 141H23V142H21V138H18V137H24ZM30 135V136H29ZM39 135V136H38ZM48 135H51L52 137H54L55 136V139L54 138H52V137H50L51 139H49V137H48ZM54 135V136H53ZM76 135V136H75ZM85 135L87 136V137H85ZM89 135V136H88ZM187 135H188V137H187ZM207 135V136H206ZM210 135V136H209ZM5 138H4V137ZM12 136L13 137H15V138H12ZM18 136V137H17ZM32 136V137H31ZM41 136V137H40ZM64 136V137H63ZM66 136H68L67 138H66ZM83 136V137H82ZM111 137L112 136V140H111V138L108 140L107 138H109V137ZM119 136V135H118ZM159 136H161V137H159ZM185 136H186V138H185ZM221 136V137H220ZM9 137H11L10 139H13V141L12 140H10V141H8L9 140ZM16 137H17V140H16ZM37 137H39L38 139H37ZM47 137H48V140H47ZM62 137H63V140H65V141H63L62 140ZM75 137V138H74ZM91 138V139H89V138ZM102 137V138H101ZM105 137V138H104ZM107 137V138H106ZM190 137V138H189ZM193 137V138H192ZM201 137H204V139L202 138V140H205V139H207V140H205L206 142H204V143H208V144H204L202 141H200L199 142V139ZM210 137V138H209ZM213 137V138H212ZM219 137H220V140H219ZM3 138V139H2ZM66 138V139H65ZM71 138V139H70ZM99 138V139H98ZM103 138H104V140H103ZM178 138V139H177ZM224 138V139H223ZM16 141H15V140ZM18 139H19V145L20 144H24V143H26V144H31L32 145V147L30 146V145H25V148L24 149H27V150H25V151H27L29 154H27L28 155V157H27V155H26V153H24L23 151H24V149H22V146H24V145H18L19 146V148L18 147H16L17 145H15L16 143H17V141H18ZM28 139V140H27ZM31 139H33V140H35V142H33V140H31ZM37 139V140H36ZM59 139V140H58ZM76 139V140H75ZM85 139H86V141H85ZM162 139H163V142H162ZM186 139V140H185ZM189 139V140H188ZM194 139V140H193ZM195 139H196V141H195ZM198 139V140H197ZM209 139V140H208ZM215 139V140H214ZM228 139V140H227ZM230 139V140H229ZM32 141V142H29V141ZM46 140H47V142H46ZM63 142H62V141ZM75 140V141H74ZM90 142H89V141ZM109 142H108V141ZM177 140L179 141V142H177ZM184 140V142H181V141H183ZM192 140V141H191ZM217 140H219V142L217 141ZM225 140V141H224ZM227 140V141H226ZM3 141V142H2ZM5 141V142H4ZM28 141V142H27ZM37 141V142H36ZM69 141H70V143H69ZM88 141V142H87ZM101 141H103V142H101ZM107 141V142H106ZM154 141V142H153ZM163 143H161V142ZM208 141H210V142H208ZM212 141V142H211ZM214 141H217L218 142V144L217 145H219V146H216V144H213V143H215ZM222 141L224 142L223 144H222ZM7 142H13L14 143V145L13 144H11V146H8V144H7ZM16 142V143H15ZM41 142H43V143H45V144H49V142L50 143H53V142H58V143H53L52 145H46V147L44 146V145H42L43 147H44V150H43V152L41 153V150L43 149L42 148V146H41ZM59 142H60V144H59ZM61 142H62V144H61ZM65 142V143H64ZM74 142H76V143H74ZM84 142V143H83ZM95 142V143H94ZM110 142H113V144L111 143L110 144ZM134 142H136V143H134ZM17 143V144H18ZM35 143V145H33ZM36 143H40V145L39 144H37L36 145ZM42 143V144H43ZM72 143L74 144V145H72ZM80 143H83L82 145H79ZM91 143V144H90ZM102 143H103V145H102ZM104 143H107V144H104ZM151 143H152V146H151ZM167 143H169V144H167ZM188 143H191V145L190 144H188ZM193 143V144H192ZM10 144V143H9ZM64 144H65V146H64ZM69 144H71V145H69ZM116 144V145H115ZM189 146H188V145ZM197 146H196V145ZM210 144H212V145H210ZM221 144L222 145H224L225 147V150H223L222 151V149H223V147H220L221 146ZM12 145H13V147H15L16 149H12L11 150V147H12ZM56 145H61V148H60V146L58 147V151L60 152V150H61V153H59V154H62V152H64V151H62V150H66V147L68 146V148L70 147V146H73V147H71V149H74V151L73 150H70V148H69V150L67 151V153L66 152H64L62 155H60L59 157H60V159H59V157L58 156H56V158H55V156L54 155H58V151L55 149H53V150H49V146L51 147L50 149H52V146H53V148H55V146ZM64 146V149H63V146ZM85 145V146H84ZM87 145V146H86ZM105 145V146H104ZM106 145H107V149L109 148V150H107L106 149ZM113 146V145H115L116 147H114V149H113V147H109V146ZM137 145V146H136ZM165 145V146H164ZM166 145H167V147H166ZM198 145H200V146H198ZM227 145V146H226ZM8 146V147H7ZM35 146H38L37 147V149L36 150H38L39 152H36L35 153V149H32V148H35ZM41 146V147H40ZM78 146H82V147H80V149L81 148H84V150L82 149V150H79V147ZM93 146H95V147H93ZM101 146H102V148H104V149H100V151H98L99 150V148H101ZM118 146V147H117ZM168 146H170V147H168ZM205 148V147H207V148H203V147ZM229 146H230V148H229ZM234 146H235V148H234ZM12 147V148H13ZM30 147V148H29ZM39 147H40V149H39ZM57 147V146H56ZM88 147V148H87ZM120 147V148H119ZM19 150H18V149ZM20 148H21V150H23V151H21L20 150ZM42 148V149H41ZM46 148V149H45ZM90 148H93V152H89V151H91V149ZM96 150H95V149ZM117 150H116V149ZM121 148H122V151H120L121 150ZM170 148V149H169ZM226 148H229V150H227ZM257 150H256V149ZM261 148H264V146H262ZM29 149V150H28ZM32 149V151H30ZM48 149V150H47ZM60 149V150H59ZM85 149H86V151H85ZM89 149V151H87ZM112 149V150H111ZM123 149H124V151H123ZM187 149H188V151L189 152H187ZM246 149V150H245ZM247 149H249V150H247ZM253 150V151H251V150ZM259 149V150H258ZM78 150H79V153H77L78 152ZM103 150V151H102ZM104 150H106V151H109V152H111L112 151V155L113 156H111V153L109 154V153H107L106 155H108V158H106L107 156H103V155H105V151ZM130 150V151H129ZM175 150H176V152H175ZM181 150V151H180ZM191 150V151H190ZM254 150H255V153H254ZM30 151V152H29ZM46 151V152H45ZM47 151H50V152H47ZM52 151H53V153H52ZM72 151V152H71ZM76 151V152H75ZM81 151H83V152H81ZM86 153H88V154H86ZM96 151H98V153L99 154H97L96 153ZM115 151H119L118 153L117 152H115ZM127 151V152H126ZM177 151H179V152H177ZM186 151V152H185ZM226 151V152H225ZM55 152H57L56 154H55ZM95 152V153H94ZM116 154H115V153ZM122 152H124V154L122 153ZM126 152V153H125ZM158 152H161L160 154L158 153ZM180 152H182L181 154H180ZM224 154H222V153ZM17 153V154H16ZM35 153V154H34ZM50 153H52L51 155H50ZM89 153H92L91 154V158H89V159H87L88 158V156H90V154ZM102 153V154H101ZM116 155V157H115V155ZM129 153V154H128ZM138 153H140V157H139V154ZM207 153V154H206ZM215 153V155L213 156V154ZM218 153V154H217ZM221 153V154H220ZM12 154H13V156H12ZM23 154V155H22ZM75 154V155H74ZM81 154H82V157H81ZM84 154H86V156L84 157ZM132 154L134 155V157L132 156ZM136 154H138V155H136ZM16 155H18V159L17 158H15V156ZM33 155V156H32ZM74 156V157H71V156ZM79 157H78V156ZM96 155H98V156H96ZM100 155H102V157H103V159H108L107 161L106 160H104L103 161V159H102V157H100ZM110 155V156H109ZM125 155V156H124ZM217 155V157L218 158H215V156ZM218 155H221V156H218ZM254 155H256V156H254ZM21 156H26V157H24L25 159H23V157L21 158ZM49 156V157H48ZM51 156H53L52 158H55V159H52L51 158ZM66 158H64V157ZM129 156H131V159L129 160V159H127V157L129 158ZM136 156V157H135ZM204 158H203V157ZM2 157H3V159H2ZM11 157H13L14 159L13 160H11L12 158ZM17 157V156H16ZM37 157L39 158V159H37ZM69 157L71 158V161H70V159H69ZM94 157V158H93ZM99 159H97V158ZM197 157H200V158H197ZM202 157V158H201ZM226 157V156H225ZM255 157V158H254ZM8 158V159H7ZM9 158H11V159H9ZM20 158V159H19ZM27 158H29V159H27ZM42 158V159H41ZM58 158V159H57ZM73 158H75V159H73ZM77 158V159H76ZM96 158V159H95ZM112 158V159H111ZM117 158L119 159V160H121V158H125V159H122L120 162H122V163H126V161L128 160V161H130L131 162V160H132V164L130 163V162H128V164L126 163V167H122V166H124V164H122V163H118V161L119 160H117ZM182 158V159H181ZM184 158V159H183ZM194 158L196 159V160H194ZM207 158V159H206ZM209 158H211V159H209ZM261 158V159H260ZM15 159H17V160H15ZM35 159V162L34 161H32V160H34ZM65 159V160H64ZM86 159V160H85ZM110 159H111V163L109 162L110 161ZM114 159V160H113ZM193 159V160H192ZM199 159V160H198ZM201 159H203V161H201ZM208 159L210 160V161H208ZM218 159V160H217ZM20 160V162L22 161H24L23 163H18V161ZM25 160H26V162L27 163H25ZM28 160V161H27ZM36 160H37V162L39 163H36ZM40 160V161H39ZM58 160L60 161V162H58ZM93 160L95 163H94V165H96L95 167H94V165H93V162H92V165H91V161ZM101 160V161H100ZM116 160V161H115ZM161 160V161H160ZM184 160V161H183ZM205 160V161H204ZM212 160V161H211ZM219 160H220V162H219ZM238 160H239V162H238ZM247 160V161H246ZM254 160V161H253ZM11 161V162H10ZM16 162V163H12V162ZM62 161V162H61ZM68 161H70V163H68ZM73 161V162H72ZM82 162V163H79V162ZM87 161V162H86ZM100 161V162H99ZM124 161V162H123ZM136 161V162H135ZM200 161V162H199ZM44 162H45V164H44ZM66 162H67V164H66ZM77 163V164H74V163ZM88 162H90V163H88ZM98 162V163H97ZM103 162V163H102ZM109 162V163H108ZM113 162H115V163H113ZM117 162V163H116ZM161 162V163H160ZM201 162L203 163V164H201ZM208 162V163H207ZM211 162V163H210ZM214 162H216V163H214ZM222 162V163H221ZM250 162V164H248ZM2 163H4V165L2 164ZM25 163V164H24ZM57 163H58V165H57ZM65 163V164H64ZM72 163V164H71ZM97 163V164H96ZM158 163H160V164H158ZM186 163V164H185ZM205 163H206V165H205ZM236 163V164H235ZM240 163V164H239ZM245 163V164H244ZM6 164V165H5ZM22 166H21V165ZM47 164V165H46ZM59 164H61L60 166H63V169L61 170V169H59V168H61L60 166H59ZM88 164H90L89 165V167H87L88 166ZM110 164V165H109ZM191 164H196L195 166L193 165H191ZM248 164V165H247ZM2 165V166H1ZM67 167H66V166ZM71 165V166H70ZM87 165V166H86ZM99 165V166H98ZM107 165H109V166H107ZM112 165V166H111ZM120 165L121 166V171H119L120 169H118V166ZM132 165H133V170H132V168L131 169H128V171L129 172H126L127 171V168L129 167L130 168V166L132 167ZM159 165H160V167H159ZM188 167H187V166ZM201 165L203 166V165H205V167L204 168H200L201 167ZM227 165V168L225 167ZM242 165V166H241ZM243 165H244V167H243ZM250 165V166H249ZM7 166V167H6ZM59 166V168H57ZM78 166H85L84 168H81V167H78ZM102 166H103V168L106 170H100L101 168H102ZM119 166V167H120ZM137 166H139V167H137ZM165 166V167H164ZM186 166V167H185ZM190 166V167H189ZM54 167H55V169H56V171H54ZM66 168V170H65V168ZM75 167H77V169L75 168ZM98 167V168H97ZM111 167V168H110ZM114 167H116V168H114ZM196 167V171L194 170V169H192V168H195ZM234 167V168H235ZM248 167H251V169H249ZM19 168V169H18ZM73 168H75V170L78 172V174L80 175V177H79V175L77 174V172H75V170L73 169ZM79 168H81L82 170H84V171H82V170H80ZM86 168V169H85ZM90 168H93V171L90 169ZM114 168V169H113ZM122 168H124V169H122ZM168 170H167V169ZM172 168H174V169H172ZM185 168H186V170H185ZM190 168V169H189ZM223 168H225V169H223ZM249 170H248V169ZM6 169V170H5ZM8 169H9V171H8ZM49 169H51V170H49ZM71 169V170H70ZM90 169V170H89ZM98 172L99 171V173H97V172H95V170ZM99 169V170H98ZM109 169V170H108ZM162 169H164V171L162 170ZM201 169H203V170H201ZM222 169V170H221ZM5 170V171H4ZM53 170V171H52ZM63 170H65L64 172H61V171H63ZM67 170H69V171H67ZM85 170H86V172H88V174L85 172ZM113 170V171H112ZM119 171L118 173H122V171H124L122 174L123 175H121V174H117V172L116 171ZM149 170V171H148ZM185 170V171H184ZM8 173H7V172ZM35 172V171H37L36 173L37 174H35L34 173V175H32L31 177H30V175L31 174H29V173H31V172ZM46 171L48 172L49 171V174H47L46 173ZM67 171V172H66ZM70 171H71V173H73L72 171H74V173L73 174H71L70 173ZM81 171V172H80ZM89 171H91L90 173H89ZM100 171L103 173V172H107V174H105V173H103L102 174V176H100L101 175V173H100ZM162 171V172H161ZM224 171V172H223ZM1 172H3V174L1 173ZM10 172V173H9ZM12 172H16L15 174H17V175H15V174H13ZM33 172H32V174H33ZM40 174H39V173ZM69 172V173H68ZM84 172V173H83ZM95 172V173H94ZM108 172L110 173L109 175H108ZM113 172H115L116 174H117V176H115V174L113 173ZM131 172H132V176L133 177H135L136 179H134L133 177H131ZM157 172H159V173H157ZM169 172H171V173H169ZM22 175H21V174ZM23 173L25 174V175H23ZM93 173H94V175H93ZM98 174V176L96 175L95 176V174ZM144 173H146V174H144ZM169 173V174H168ZM176 173H177V175L178 176H176ZM215 173V174H214ZM219 173V174H218ZM224 173H227V175H228V177L224 174ZM9 174H11V175H14V176H17L18 177V174H19V177L17 178V179H15V177L13 176V177H11V176H7V175H9ZM70 174V175H69ZM75 174V175H74ZM83 176H82V175ZM93 176H92V175ZM112 174L114 175V177H118V178H116V181H113V180H115L114 178H112ZM126 174V175H125ZM129 174V175H128ZM159 174V175H158ZM162 174H163V176H162ZM217 174V175H216ZM220 174H222L223 176H221ZM7 177H6V176ZM26 175H28V176H26ZM37 175H40V177L42 176V178H40L39 176L38 177H35V176H37ZM47 175V176H46ZM73 175H74V177H73ZM86 175L88 176V177H86ZM90 175L92 176V179H91V177H90ZM119 175V176H118ZM120 175H121V177L123 176V178H124V175H125V178L123 179V178H121L120 177ZM131 177V181L129 182V177ZM167 175H168V177H167ZM213 175H214V177H213ZM256 175V176H255ZM20 176H24V177H26V178H24L23 177V179H25V180H23V179H21V177ZM44 176V177H43ZM46 176V177H45ZM75 176H77V179H76V177ZM104 176H108V177H104ZM110 176H111V178H112V180H111V178H110ZM159 176H161V177H159ZM171 176H172V179H170L171 178ZM208 178H206V177ZM210 176V177H209ZM219 177V179H221L220 181H218V179H215L214 180V178L215 177ZM244 176H246V177H244ZM249 176V177H248ZM255 176V177H254ZM9 177H11V178H9ZM27 177H30V178H27ZM34 177H35V179H34ZM82 177V178H81ZM90 177V178H89ZM126 177H128L127 179H126ZM144 177V178H143ZM147 177V178H146ZM158 177H159V179H158ZM163 177V178H162ZM221 177H224L223 179L221 178ZM230 177H232L231 179H230ZM242 178V180H240V178ZM6 179V182H7V185H4V183L6 184V182H4L5 180H3V179ZM9 178V179H8ZM12 178H14V179H12ZM40 178V179H39ZM44 178H45V180H44ZM95 178V179H94ZM96 178L98 179L97 181H98V183H100V184H98L97 183V181H96ZM107 178V180L105 181V180H103V179H106ZM138 178H140V179H138ZM181 178V179H180ZM246 178V180H244V179ZM8 179V180H7ZM58 179H60L61 180V182L60 181H58ZM118 179H121V180H118ZM129 179V180H128ZM148 179V180H147ZM184 179V180H183ZM195 179V180H194ZM229 179V180H228ZM233 179V180H232ZM257 179V178H256ZM255 179V180H256ZM11 180V181H10ZM41 180V181H40ZM76 180H78V182L76 181ZM90 180H92L93 181V183H92V181H91V183H90ZM99 180H101V182H99ZM182 181V183H181V181ZM213 180H214V184H213ZM223 180H226V181H223ZM238 180V181H237ZM248 180V181H247ZM251 180V181H250ZM8 181H9V183H13V184H11V185H9V183H8ZM16 181H17V183H16ZM22 183H21V182ZM73 181H75V183L73 182ZM94 181H96L95 183L97 184V186L95 185V183H94ZM111 181V182H110ZM118 181V182H117ZM124 181H125V183L127 184V185H125V183H124ZM137 181H139V182H137ZM180 181V182H179ZM240 181H241V183H240ZM243 181V182H242ZM245 181H247V184H243ZM60 184H59V183ZM108 182H110V183H108ZM117 182V183H116ZM175 184H174V183ZM196 182V184L200 187L199 188V192L201 193L202 191L204 192V195H203V193L202 194H199V195H202V197L203 196H206L207 195V193H208V195L206 196V198L207 197H209V198H212V201H210L211 199H207V201L209 202H206V198L205 197H203V198H205V199H200L201 201L198 203V204H195L196 206H198V207H200V206H202V207H200L199 208V210H200V212L202 213V214H204V215H213L212 217H213V222L212 223H210V231L209 232H204V233H202V234H199V233H193L192 234V232H189L188 234H187V231L185 230V231H182V228L180 229L179 228V226H178V223L176 224V222L175 221H177L176 220V218H175V215H177V216H179L178 218H181L183 215H184V212H185V208L187 207V208H189L190 209V207H191V203H192V200L194 199L193 197H195L196 196V194H194V193H196V191H192V185L191 184H193V183H195ZM225 182V183H224ZM237 182V184H235V183ZM253 182L255 183V184H253ZM20 183V184H19ZM59 185H58V184ZM61 183H63V184H61ZM89 185H88V184ZM120 183V184H119ZM122 183V184H121ZM129 183V184H128ZM174 184V186H173V184ZM212 183V184H211ZM221 183V184H220ZM223 183V184H222ZM246 183V182H245ZM251 183V184H250ZM1 184H3V185H1ZM15 184V185H14ZM44 184V185H43ZM55 184H57V185H55ZM69 184V185H68ZM131 184V185H130ZM178 184H180V185H178ZM216 184H218V185H216ZM225 184V185H224ZM227 184H231V186L230 185H227ZM232 184H234V185H232ZM239 184V185H238ZM243 184V185H242ZM18 185H20V187H19V189H18ZM45 185H48V186H46L45 188H44V186ZM60 185H61V187H60ZM63 185V186H62ZM67 185L68 186H70L69 188L67 187ZM93 185H95L96 186V188H94L95 186H93ZM130 185V186H129ZM150 185V186H149ZM194 185V184H193ZM209 185L213 188V190H212V188H210L209 187ZM221 185V186H220ZM235 185H238V188H237V186L235 187ZM245 185H247V186H245ZM254 187H253V186ZM10 188H8V187ZM11 186H13V188H11ZM14 186H15V188H14ZM86 186V187H85ZM88 186V187H87ZM127 186H129V187H127ZM175 186H177V188L175 187ZM202 186V187H201ZM214 186V187H213ZM215 186H218V187H216L215 188ZM224 186V187H223ZM228 186H230V188L228 187ZM242 186H245V187H247L246 188V193H244L245 192V187L243 188ZM6 188V190L8 191V193L6 192V190H5V188ZM17 187V188H16ZM54 187V188H53ZM59 187H60V190H59ZM73 187V188H72ZM76 187V188H75ZM90 187V188H89ZM99 187H102L101 188V191H100V189H99ZM103 187H105V188H103ZM108 187V189H106ZM131 187V188H130ZM152 187V188H151ZM173 187L174 188H176V189H173ZM220 187H222V188H220ZM231 187H232V189H231ZM233 187H235L236 188V194H234V192H231V191H233V190H235V188H233ZM241 187V188H240ZM253 187V188H252ZM258 187V188H257ZM4 190H3V189ZM47 188V189H46ZM56 188V189H55ZM58 188V189H57ZM84 190H83V189ZM89 188V189H88ZM92 188H94V190L92 189ZM125 188V189H124ZM179 188V189H178ZM188 188H189V190H188ZM227 188H229L228 190H226V191H229L230 189H231V191H229L230 192V194H229V192H224L225 191V189H227ZM255 188V189H254ZM9 189V190H8ZM14 191H18V192H14ZM34 189V190H33ZM76 189H78L77 191H76ZM86 189V190H85ZM89 191H88V190ZM90 189H92V190H90ZM124 189V190H123ZM172 189V190H171ZM224 189V190H223ZM237 189H238V192L240 191V189H241V192H239V195H238V192H237ZM251 189V190H250ZM258 189H259V191H258ZM3 190V191H2ZM11 190V191H10ZM21 190V191H20ZM31 190H33V191H31ZM36 190V191H35ZM57 190V191H56ZM73 190V191H72ZM96 190H98L97 191V195H95L94 197H93V192H95L94 194H96ZM102 190H104L103 191V193H102ZM110 191V192H108L109 194H107L106 193V191ZM125 190H127V191H125ZM170 190H171V192L172 193H170ZM211 190V191H210ZM215 190V191H214ZM13 191V192H12ZM54 191H56V193L54 192ZM59 191H62V192H59ZM71 191V192H70ZM76 191V192H75ZM79 191H81V194H79L80 192ZM82 191H83V193H82ZM86 191V192H85ZM124 192V194H123V196L125 195V193H126V195L128 194L129 196H125L126 198H123V196H122V193ZM131 191H132V194L134 195V197H133V195L131 194H129V193H131ZM134 191H137V192H135L134 193ZM173 191H177L176 193H173ZM187 191L188 192H191V193H188L187 194ZM213 191V192H212ZM218 191H221V192H224V194L222 193L221 194V192H218ZM29 192V193H28ZM32 194H31V193ZM73 192V193H72ZM77 192H78V194H77ZM210 192V193H209ZM216 192H217V194H216ZM18 193V194H17ZM34 193V194H33ZM36 193H37V196H36ZM40 193V194H39ZM88 194V196H91L92 195V197H88L86 194ZM92 193V194H91ZM184 193L186 194V195H188V196H184ZM229 194V196H228V194ZM49 194H50V196H49ZM63 194V195H62ZM84 194V195H83ZM148 194V195H147ZM198 194V193H197ZM217 195V197L215 196V195ZM252 194V195H251ZM261 194V195H260ZM57 195L58 196H61V197H57ZM79 195V196H78ZM83 195V196H82ZM98 195H100V197H98ZM104 195V196H103ZM195 195V196H194ZM220 195V196H219ZM225 195V196H224ZM263 195V196H262ZM132 196V197H131ZM168 196L170 197L169 198V200H168ZM192 196V197H191ZM210 196H212V197H210ZM214 196V197H213ZM222 196V197H221ZM224 196V197H223ZM236 196H238V197H236ZM251 196H253L254 197V200H252L253 199V197H252V199L250 200V201H252V203L249 201V199H250V197ZM55 197H57L56 199H57V201L60 203V201H62L61 202V204H60V207H61V205H65V211L62 209V211H61V209H60V207H59V205H58V208L56 207H53V205L55 204L56 205V203H57V201H56V203H54L55 202V200L56 199H54ZM68 197V198H67ZM71 197V198H70ZM111 197V198H110ZM165 197H167V198H165ZM179 197V198H178ZM188 197V198H187ZM191 197V198H190ZM216 197V198H215ZM243 197H245V198H243ZM247 197H248V199H247ZM255 197H256V199H255ZM258 197V198H257ZM29 198V199H28ZM40 199V200H37V199ZM50 198H51V201H50ZM52 198H53V200H52ZM58 198L59 199H62V200H58ZM65 198H67V199H65ZM80 198V199H79ZM86 198V199H85ZM88 198V199H87ZM174 198H177V199H174ZM193 198V199H192ZM226 198V199H225ZM227 198H230L229 200H230V203H229V200H227ZM235 198V199H234ZM239 198V199H238ZM261 198V199H260ZM262 198H263V201H262ZM5 199V200H4ZM8 199V200H7ZM70 199V200H69ZM103 199V200H102ZM105 199V200H104ZM106 199H108V200H106ZM116 199V200H115ZM214 199H215V201H214ZM234 199V200H233ZM241 199V200H240ZM242 199H244V201L242 200ZM259 199H260V201H259ZM11 200H14V201H12V202H14L13 204L10 202ZM29 200H30V202H29ZM38 202H37V201ZM76 200V201H75ZM87 200V201H86ZM165 200V201H164ZM172 200V201H171ZM175 200H181L180 202H182L181 204H182V206L183 207H181V209L180 210H183V211H177L176 212V205H179L180 203H179V201H178V203L176 202L175 203ZM231 200L234 202V205H233V202H231ZM237 200H239V201H237ZM97 201V202H96ZM126 201V202H125ZM168 201V202H167ZM170 201H171V203H170ZM187 201V202H186ZM202 201H203V203H202ZM206 202V207L204 206L205 204V202ZM215 202V204H214V202ZM242 201V202H241ZM258 201H259V203L260 202H262V203H258ZM73 202V203H72ZM83 202V203H82ZM116 202V203H115ZM121 202V203H120ZM134 202H135V204H134ZM165 202H167L166 204H165ZM172 202H173V204H174V206H176V207H174V206H172L171 204H172ZM183 202H185L187 205H183ZM242 204L241 206H240V204ZM245 202V204L243 205V203ZM251 204H250V203ZM253 202H256V203H253ZM4 203H5V205H4ZM16 203V204H15ZM24 205H23V204ZM46 203V204H45ZM49 203V204H48ZM50 203L52 204L53 203V205H51L52 207H50ZM58 203V204H59ZM75 203H77V204H75ZM105 203V204H104ZM126 203V204H125ZM156 203V204H155ZM184 203V204H185ZM212 203V204H211ZM216 203H219V204H217V207H218V210H219V212H218V210L217 211H215V209L217 208L215 205H216ZM227 203H228V205H227ZM239 205H238V204ZM249 203V204H248ZM9 204V205H8ZM13 206H12V205ZM30 204V205H29ZM68 204V205H67ZM106 205V206H108L107 208H105V207H103L104 205ZM109 204V205H108ZM117 204V205H116ZM134 204V205H133ZM141 204V205H140ZM180 204V205H181ZM209 204V205H208ZM223 205V207H222V205ZM226 206H225V205ZM233 205V207H232V205ZM261 205L260 207H257V205ZM7 205V206H6ZM11 205V206H10ZM16 205V206H15ZM25 205H27V207L25 206ZM36 205V206H35ZM42 205V206H41ZM127 205H129V206H127ZM132 205H133V207H132ZM138 205H140L141 206V209H139L140 208V206H138ZM145 205V206H144ZM147 205H149V207L147 206ZM157 205V207H155ZM179 205V206H180ZM190 205V206H189ZM200 205V206H199ZM219 205H221V207L219 206ZM229 205H231V207H229ZM237 205H238V207L240 206L241 207V209H237L236 211H235V207H237ZM249 205H250V207H253L252 209L250 208V209H248L249 208ZM4 206V207H3ZM6 206V207H5ZM28 206H31V207H28ZM46 208H51L50 210L49 209H46ZM48 206V207H47ZM110 206V207H109ZM119 208H118V207ZM120 206H125V208L124 207H121L120 208ZM151 206V207H150ZM160 208H159V207ZM184 206H186L185 208H184ZM205 207V209H203L204 207ZM209 206V207H208ZM235 206V207H234ZM13 207V208H12ZM16 207V208H15ZM25 207V208H24ZM37 207H39V212H41V214L38 212V214H36V212L38 211L37 210ZM79 207H85L86 209H81V210H85V211H81L80 210V208ZM88 207V208H87ZM102 207V208H101ZM112 207H116L115 209L114 208H112ZM129 207V208H128ZM139 207V208H138ZM145 207H147V208H145ZM154 207V208H153ZM215 207V208H214ZM237 207V208H238ZM243 207V208H242ZM248 207V208H247ZM34 208L36 209V210H34ZM53 208V209H52ZM67 208H68V210H67ZM104 208V209H103ZM108 208H109V210H108ZM127 208V209H126ZM151 208L153 209V210H156V211H154V213H153V210H151ZM169 208V209H168ZM202 208V209H201ZM211 208H214V209H212V210H214V211H212L211 210ZM231 208H233V209H231ZM245 208V209H244ZM246 208H247V211L248 210H251V211H253V212H248L247 213V211H246ZM4 209H5V211H4ZM33 209V211H31L30 212V210H32ZM59 209V210H58ZM95 209H102L103 211H106V212H102V210H99V212H101V213H99V212H97V211H95L94 212V210ZM107 209V210H106ZM114 210V211H112V210ZM149 209L151 210V211H149ZM163 209H166V210H163ZM167 209H168V211H167ZM28 210H29V212H28ZM42 210H43V213H42ZM47 210V212L45 213L44 211H46ZM48 210H49V212H48ZM70 210H71V212H70ZM73 210V211H72ZM79 212H77V211ZM91 210V211H90ZM120 210V211H119ZM140 210V211H139ZM160 210H163V211H160L161 212V214H160V212L159 211ZM234 210V211H233ZM239 210H242V214H241V216H239L240 214H239V212H241V211H239ZM6 212V213H4V212ZM10 211V212H9ZM17 211V212H16ZM50 211H52V212H50ZM58 211H61L62 213H59ZM69 211V212H68ZM80 211L82 212V213H80ZM88 211V212H87ZM115 211H117V212H115ZM128 211V212H127ZM224 211V212H223ZM229 211L230 212V214L231 215H229V212L227 213V212ZM9 212V213H8ZM13 212V213H12ZM78 214H77V213ZM88 214H87V213ZM90 212V213H89ZM96 212L98 213V215L96 216L95 214H96ZM119 212H123L122 214H120ZM125 212V213H124ZM132 214H131V213ZM155 212H157L156 214H155ZM169 213L168 214V217H166L167 216V214H166V216L164 217L163 215L165 214V213ZM170 212H172L171 214L173 215V217H172V215L170 214ZM211 212V213H210ZM220 213V212H222L220 215L218 214V213ZM246 212V213H245ZM254 212H258L257 213V215L258 216H260L259 218H258V216L256 215V213H254ZM18 213V214H17ZM61 215V214H63V217H61L59 214ZM85 213V214H84ZM93 213H94V216H92L93 217V219H94V217L96 216V217H99V219L103 216L104 218H103V220H105V222H106V220L108 221V219H109V221L108 222H106V225H102L103 223L102 222H104L103 220H102V218H101V222L99 223V222H96V220L95 219H97V218H95L94 220V222H92L90 219H92V217L91 216H87V215H93ZM102 213H103V215H102ZM116 213H118V215L116 214ZM134 213H136V215H138V213L140 214V215H142V220H141V216L140 215H138L137 217H139L138 219L139 220H136V215L134 214ZM142 213V214H141ZM150 213V214H149ZM151 213H153V214H151ZM209 213V214H208ZM249 213H251V215L249 214ZM263 215H262V214ZM13 214H16V215H13ZM40 214V215H39ZM47 214V215H46ZM50 214V215H49ZM79 214H80V216H79ZM105 214V215H104ZM106 214H108V216L106 215ZM125 214H131V215H125ZM217 214V215H216ZM224 214V216L226 215V216H228V217H224V216H222V217H220V219L218 218V216H221V215H223ZM237 214V215H236ZM244 214V215H243ZM253 214H255V215H253ZM22 215H25V217L24 216H22ZM52 215H53V219H52ZM59 215V216H58ZM77 215V216H76ZM116 215V216H115ZM120 215H121V217L122 216H124V217H122V218H124V220L120 217ZM135 215V217L134 218H131V217H133V216ZM243 215V216H242ZM247 215V216H246ZM249 215V216H248ZM7 216H9V217H7ZM15 216V217H14ZM17 216V217H16ZM38 216H39V218L40 219H38ZM43 216H47V217H43ZM51 218H50V217ZM55 216V217H54ZM58 216V217H57ZM101 216V217H100ZM105 216H107V217H105ZM112 216H113V219H112ZM115 216V217H114ZM127 216V217H126ZM191 216V215H190ZM214 216H215V218H214ZM251 216V217H250ZM253 216V217H252ZM4 217H5V219H4ZM78 217V218H77ZM82 217V218H81ZM89 217V218H88ZM122 219L121 221L124 223H120V218ZM125 217L127 218L126 220H125ZM244 217V219H241V218H243ZM255 217V218H254ZM258 218V220H259V224H258V221H257V218ZM262 217V218H261ZM6 218H8V219H6ZM16 218H18V219H16ZM22 218V219H21ZM28 218V219H27ZM44 218H47V219H45V221H44ZM63 218V219H62ZM80 218V219H79ZM108 218V219H107ZM115 218H117V222L119 221V223H116V219ZM170 218H172L171 220H170ZM191 218H192V216H191ZM246 218H248V220L246 219ZM252 218H253V220H254V222H255V224L254 225H252L253 224V220H252ZM59 221H61V219H62V221L60 222V223H58V220ZM72 219V221H75L73 218H71ZM89 219V220H88ZM92 219V220H93ZM114 219H115V224H114ZM119 219V220H118ZM131 219H133L134 220V222H132L131 221ZM224 219V220H223ZM226 219V220H225ZM228 219V220H227ZM263 219V220H262ZM3 220H5L4 222H2ZM7 220V221H6ZM14 220V221H13ZM36 221H38V222H36V224H35V222ZM46 220L48 221V222H46ZM110 220H112L111 222H110ZM172 220L174 221V223L172 222ZM223 220V221H222ZM230 220H231V222H230ZM243 220H246L245 222H247L246 224H244L245 222L243 221ZM262 220V221H261ZM33 221V222H32ZM51 221H56V222H51ZM125 221V222H124ZM224 221H226V222H224ZM233 221V222H232ZM251 221V222H250ZM257 221V222H256ZM14 222V223H13ZM19 222H21V223H19ZM105 222H104V224H105ZM130 222V223H129ZM226 223V224H224V223ZM230 224H229V223ZM242 222V223H241ZM249 222V223H248ZM4 223L6 224V226L4 225ZM8 223V224H7ZM25 225H23V224ZM100 224V225H102V226H107L108 225V223H109V226L111 225V224H114L115 225V227H113L112 225H111V227H109V228H111V230L109 229V230H106V228L107 227H102V226H100V225H98V224ZM102 223V224H101ZM133 223V224H132ZM142 223V225H139V224H141ZM217 224V223H223L222 224V226H221V224H217V226L215 225V224ZM227 223H228V225H227ZM233 223H235V224H233ZM252 223V224H251ZM258 225H257V224ZM261 223H263V224H261ZM2 224V225H1ZM13 224V225H12ZM15 224H20L19 226L20 227H18V225H15ZM97 224V225H96ZM121 225V226H119V225ZM123 224V225H122ZM129 224H130V226H129ZM231 224H233V225H235L234 226V228H232L233 226L231 225ZM4 225V226H3ZM14 225H15V228H14ZM36 225H37V228H39V229H37V230H35L34 229V227H36ZM55 225V226H54ZM63 225V226H62ZM64 225H66V226H64ZM117 225L119 226V228L117 227ZM129 227H128V226ZM132 225H138L139 227H141V228H139V231L140 232H142V229L144 230V227H145V230L147 229V230H149V232H147V230L145 231H143L142 233H140L139 234V231H138V229H136V232H137V234L135 233V228L137 227L138 228V226H135L134 227V229H133V231H134V235H131L130 237H129V234H132L133 233V231H130V228L132 229ZM157 225H158V227H157ZM169 225V226H168ZM173 225V226H172ZM9 226V227H8ZM24 226V227H23ZM34 226V227H33ZM46 226V227H45ZM95 226V227H94ZM100 226V227H99ZM126 226H127V228H126ZM154 226L155 227H157V229H159V231L156 229V228H154ZM174 227L175 229H172L171 228V231H169L170 230V227ZM221 226V227H220ZM23 227V228H22ZM25 227H27L26 229H25ZM29 227V228H28ZM52 227V228H51ZM63 227V228H62ZM97 227V228H96ZM102 227V228H101ZM124 227V229H122L121 230V228H123ZM143 227V228H142ZM162 227H164L163 229H162ZM179 228V229H176V228ZM215 227H217L216 229H215ZM219 227V228H218ZM227 227H229V231L227 230L228 228ZM8 228H9V230H8ZM13 228V229H12ZM33 229V231H34V234H33V231H32V229ZM60 228V230H58ZM66 228H68V229H66ZM113 228V229H112ZM161 228V229H160ZM169 228V229H168ZM225 228H227L226 229V231H225ZM232 228V229H231ZM251 228V229H250ZM16 229H18V231L16 230ZM29 229V230H28ZM31 229V230H30ZM40 229H47V230H41V232H40ZM52 229V230H51ZM64 231H63V230ZM97 229V230H96ZM100 229H102V230H100ZM108 229V228H107ZM117 229H118V231L119 232H117ZM129 230V233L127 232V230ZM167 229V230H166ZM223 229V230H222ZM234 229H235V231H234ZM27 230V231H26ZM95 230H96V232H95ZM98 230H100V231H98ZM172 230H174V231H172ZM178 230V232H176ZM222 230V231H221ZM236 230H238L239 232H237ZM15 231V232H14ZM27 233H26V232ZM37 233H36V232ZM59 232V234L61 235H59L58 234V232ZM169 231V232H168ZM179 231H182L181 233L179 232ZM222 233H220V232ZM233 231V232H232ZM252 232V235H251V232ZM261 231V232H260ZM12 232V233H11ZM13 232L15 233V240L14 239H12L11 240V238L10 237H12V235H13V237H14V234H13ZM23 232H24V234H23ZM56 232H57V235H56ZM61 232H63L62 234H61ZM121 232V233H122ZM127 232V233H126ZM160 232H161V234H160ZM163 232V233H162ZM210 232H212V233H210ZM223 232H225V233H223ZM228 232V233H227ZM230 232V233H229ZM234 232H235V234H234ZM248 234H247V233ZM253 232H254V234H253ZM256 232V233H255ZM258 232H260V233H258ZM28 233H30L31 234V237H30V234H29V236H28ZM66 234V236H64L63 237V235H65ZM108 233V232H107ZM110 233H113V235L111 234V236H110ZM185 233V234H184ZM210 233V234H209ZM227 233V234H226ZM5 234V235H4ZM19 234H20V237H18L19 236ZM22 234V235H21ZM136 234V235H135ZM207 234V235H206ZM209 234V235H208ZM228 234H230V235H228ZM232 234V235H231ZM241 234H243V235H241ZM246 234H247V236L248 237H246ZM5 236V237H3V236ZM18 235V236H17ZM26 236L27 238H23V237H21V236ZM56 235V237H54ZM67 235H69V236H67ZM238 235V236H237ZM251 235V236H250ZM259 236V237H255V236ZM8 236V237H7ZM24 236V237H25ZM42 236V237H41ZM53 236V237H52ZM109 236V237H108ZM117 236V237H116ZM194 236H196V237H194ZM198 236V237H197ZM252 236H254V237H252ZM12 237V238H13ZM58 237V238H57ZM60 237V238H59ZM68 238L69 240L68 241H64L65 239H63V238ZM115 237H116V239H115ZM222 237V238H221ZM230 237V238H229ZM3 238V239H2ZM6 238V239H5ZM9 238V239H8ZM18 238V239H17ZM22 238V239H21ZM30 238V239H29ZM32 238V239H31ZM54 238V239H53ZM105 238H106V240H105ZM111 238V239H110ZM140 238V240L142 239L143 240V242H142V240H141V242L142 243H144V244H141V242H140V240H138ZM148 240H147V239ZM221 238V239H220ZM228 238V239H227ZM232 238V239H231ZM247 238V239H246ZM8 239V240H7ZM19 239L20 240H22L23 241V243H26V240H28L27 241V243L29 242V240H30V242L27 244H22V241H20V243H19ZM25 239V240H24ZM51 241V243L52 244H55L54 242H58V241H60L59 243H57V245H59V244H61V245H63V243H64V248H62V247H59L58 248V246H56V245H52L51 243H49L50 241ZM57 239V240H56ZM60 239V240H59ZM64 241V242H61L62 240ZM128 239V240H127ZM130 239H133V240H131V243H130ZM162 239V240H161ZM226 239H227V241H226ZM253 239V240H252ZM9 240H11L10 242H9ZM17 240V241H16ZM44 240V241H43ZM98 242H97V241ZM105 240V241H104ZM108 240H110V241H108ZM138 240V241H137ZM152 240V241H151ZM229 240V241H228ZM234 240V241H233ZM49 241V242H48ZM94 241V242H93ZM124 241H126V242H124ZM137 241V242H136ZM147 241H149L148 243H147ZM171 241V242H170ZM233 242V243H231V244H229V242ZM244 241H246V242H244ZM16 242V243H15ZM45 243L46 242V247L45 248H43L45 245L43 244V243ZM101 242V243H102ZM119 242H121V243H119ZM127 243V244H122V243ZM249 242V243H248ZM250 242H253V243H250ZM30 243H32V244H30ZM41 243H42V245H41ZM67 243V244H66ZM97 243H99V244H97ZM111 243H112V245H111ZM131 244V246H130V244ZM132 243H135V245H138V246H134ZM145 243H147V248H145ZM152 243V244H151ZM188 243H189V245H188ZM211 244V246H210V244ZM216 243H219V244H222V245H218L217 244V246H219V247H221V250H223V251H220V248L218 247L217 248V246H216ZM225 243V244H224ZM239 246V247H242V248H239V247H237V245ZM241 243V244H240ZM262 243H264V239H263V241H262ZM66 244V245H65ZM95 244V245H94ZM115 244V245H114ZM139 244H140V246H139ZM151 244V245H150ZM166 244V245H165ZM224 244V245H223ZM229 245V248H228V245ZM245 244V245H244ZM2 245V246H1ZM4 245V246H3ZM25 245H27V246H25ZM43 246L42 247V249H41V246ZM88 245H90V246H93L94 248L97 246H99L98 247V249H95V251H93V250H91V248L92 249H94L93 247H90V246H88ZM114 245V246H113ZM117 245H119V246H117ZM128 246V248H127V246ZM142 245V246H141ZM40 246V247H39ZM88 246V247H87ZM216 246V247H215ZM222 246H225V247H222ZM232 248H231V247ZM236 246V247H235ZM246 246V247H245ZM248 246H250V247H248ZM263 246V247H262ZM262 246H261V251H263L264 252V244H262ZM2 247H4V248H2ZM5 247H6V249H5ZM26 247V248H25ZM32 247H34V250H33V248ZM36 247H38V248H36ZM50 247L48 248V249H50ZM67 247V246H66ZM85 247H87V249L85 248ZM115 247H119L120 249V252L117 250V248H114ZM126 247V249L124 250L123 248H125ZM130 247L132 248V250H130ZM134 247V248H133ZM211 247H215L216 248V250L214 251V249L215 248H211ZM226 247H227V249H226ZM245 247V248H244ZM40 248V249H39ZM61 248V249H60ZM75 248V247H74ZM74 248H72V249H74ZM82 248V249H83ZM89 248H90V250H89ZM211 248V249H210ZM224 248H225V250H224ZM237 248V249H236ZM29 249V250H28ZM121 249H123V250H121ZM129 251H128V250ZM134 249H136L135 251H134ZM138 249H140V250H138ZM143 249L145 250V251H143ZM148 249H149V251H148ZM219 249V250H218ZM240 249V250H239ZM248 249H250V250H248ZM263 249V250H262ZM33 250V251H32ZM39 250V251H38ZM41 250V251H40ZM63 250V251H62ZM65 250V251H64ZM172 250V251H171ZM229 250H231V251H229ZM241 250H243V252L241 251ZM2 251L3 252H5L4 253V255H3V253H2ZM16 251H18V253H19V255L17 254L16 256L12 253V252H16ZM45 251H47V249H45ZM122 251H124V253L122 252ZM137 251H139V252H137ZM142 251V252H141ZM166 251H168V253H166ZM169 251H171V252H169ZM184 251H186L183 255L185 256V254H186V256L184 257L183 255H182V257H181V252H184ZM202 251V252H201ZM220 251L221 253H223V252H226V253H223L225 256H223V254H221L220 252L218 253V252ZM235 251V252H234ZM248 251V252H247ZM39 252V253H38ZM48 252V251H47ZM93 252H95V254L93 253ZM127 252V253H126ZM130 252V253H129ZM180 254H179V253ZM229 252V254H227ZM251 252V253H250ZM67 253V252H66ZM89 253V254H88ZM133 253V254H132ZM152 255H151V254ZM176 253V254H175ZM241 253H243V254H241ZM247 253H248V255H247ZM11 254V255H10ZM12 254H13V256H12ZM16 254V253H15ZM28 254V255H27ZM92 254H94V256L96 257L97 255L96 254H99V257L98 258H94V256L92 255ZM119 254V255H118ZM120 254H125V255H120ZM161 254V255H160ZM174 256H173V255ZM249 254L251 255V254H253L252 256H249ZM39 255V256H38ZM84 255H86V256H84ZM131 255H132V258H131ZM150 255H151V257H150ZM155 255V256H154ZM158 257H157V256ZM170 255H172V258H171V256ZM221 257H220V256ZM12 256V257H11ZM22 256V257H21ZM82 256V257H81ZM84 256V257H83ZM90 256V257H89ZM93 256V257H92ZM100 256H102L101 257V259H100ZM116 256H118V257H116ZM121 258H120V257ZM134 256V257H133ZM161 256V257H160ZM168 256V257H167ZM219 256V257H218ZM245 256H247V257H245ZM249 256V257H248ZM2 257H5L4 259L2 258ZM21 257V258H20ZM92 257V258H91ZM104 257V258H103ZM111 257V258H110ZM140 257V258H139ZM170 257V258H169ZM176 257V258H175ZM240 257V258H239ZM14 258V259H13ZM15 258H17V259H15ZM19 258V259H18ZM85 258H87V259H85ZM102 258H103V260H102ZM223 258V259H222ZM232 258H234V260L232 261ZM239 258V261L237 260ZM250 258H251V260H250ZM256 258V259H255ZM10 259H11V262H10ZM20 259H22V263H20L21 261H20ZM91 260V262H90V260ZM132 259V260H131ZM140 259V260H139ZM155 259H157V260H155ZM170 259V260H169ZM201 259V260H200ZM221 260V261H218V260ZM224 259H225V261H224ZM14 260H16V261H14ZM118 260V261H117ZM121 260V261H120ZM125 260V262H123ZM136 260V261H135ZM167 260V261H166ZM169 260V261H168ZM207 262H206V261ZM215 260V261H214ZM237 260V261H236ZM20 261V262H19ZM69 261V260H68ZM68 261H62V263H60V264H70V262H68ZM78 261V262H77ZM114 261H116V262H114ZM152 261V262H151ZM155 261V262H154ZM166 261V262H165ZM201 261V262H200ZM209 261V262H208ZM218 261V262H217ZM262 261H263V259H262ZM262 261H259V259L257 260V262L258 263H256V264H260ZM9 262V263H8ZM28 262V261H27ZM73 262H75V263H73ZM88 262V263H87ZM143 262V263H142ZM206 262V263H205ZM214 262V263H213ZM241 262V263H240ZM264 262V261H263ZM261 263V264H264V263ZM251 263V264H252ZM1 264V263H0ZM28 264H32V262H28Z\"/></svg>",
    "mask_w": 264,
    "mask_h": 264
},
{
    "label": "bare ground",
    "instance_id": "2",
    "mask_svg": "<svg viewBox=\"0 0 264 264\" xmlns=\"http://www.w3.org/2000/svg\"><path fill=\"white\" fill-rule=\"evenodd\" d=\"M13 1H14V0H13ZM13 1H11V2L13 3ZM16 1H17V0H16ZM20 1H21V2H22V1L25 2V0H20ZM27 1H30V2H31V1H35V3H36L37 0H26V2H27ZM40 1L42 2V1H44V0H40ZM40 1L38 0V3H39ZM45 1H49L50 4H51V3H57V4H58V2H59L58 0H45ZM45 1H44V2H45ZM64 1H65V0H64ZM73 1H75V0H73ZM82 1H84V0H82ZM87 1H88V0H87ZM93 1H95V0H93ZM100 1L102 2V0H100ZM100 1L98 0L99 3H101ZM108 1H109V0H108ZM114 1H115V0H114ZM122 1H123V0H122ZM122 1H120V2H122ZM125 1H126V0H125ZM125 1H123V3H125ZM148 1H149V0H127L126 3H127L132 9H134V12H135L136 9H140V8L143 7V6H144V7L147 6V7H150V8H151V7H153V6L158 5V6H156V8H157V7H159V5H161V3H158V2H155V3H154V2H153V3L150 2V3L152 4V5H150V4L148 3ZM151 1H152V0H151ZM156 1H157V0H156ZM159 1H160V0H159ZM166 1H167V0H166ZM166 1H165V3H167ZM173 1L175 2V0H173ZM179 1H180V0H179ZM179 1H178V3H179ZM200 1H201V0H200ZM200 1H198V2L200 3ZM242 1H244V0H242ZM30 2H29V3H30ZM44 2H42V3H44ZM60 2H61V1H60ZM60 2H59V3H60ZM90 2H91V0H90ZM109 2H110V1H109ZM109 2H108V3H109ZM115 2H118V3H117V4H118L117 7H122L123 4L119 5V4H120V3H119V0H118V1L116 0ZM161 2H162V1H161ZM163 2H164V1H163ZM174 2H173V4H174ZM176 2H177V0H176ZM181 2L184 3V2H186V1H185V0H182ZM187 2L189 3V1H187ZM202 2H203V1H202ZM249 2H250V1H249ZM0 3H1V2H0ZM4 3H5V2H4ZM4 3L2 2V4H4ZM16 3H17V2H16ZM18 3H19V2H18ZM18 3H17V4H18ZM35 3H34V4H35ZM42 3H40V4H42ZM61 3H62V2H61ZM75 3H78V2L75 1ZM82 3H83V2H82ZM84 3H86V2H84ZM87 3H88V2H87ZM91 3H92V2H91ZM103 3H105V2L103 1ZM103 3H102V4H103ZM110 3H113V2H110ZM126 3H125V4H126ZM156 3H157V4H156ZM169 3H170V2H169ZM178 3H176V4H174V5H177ZM183 3H182V4H183ZM190 3H191V2H190ZM199 3H198V4H199ZM203 3H204V2H203ZM5 4H6V3H5ZM62 4H63V3H62ZM93 4H94V3H93ZM96 4L98 5L97 2H96ZM96 4H95V6H96ZM102 4H101V5H102ZM163 4H164V3H163ZM173 4H172V5H173ZM179 4H180V3H179ZM182 4H181V5H182ZM186 4H187V3H186ZM186 4H184V6H185ZM209 4H211V3H209ZM241 4H243V2H242ZM244 4H245V3H244ZM12 5L14 6V3H13ZM18 5L20 6V4H18ZM30 5H32V4H30ZM36 5H37V3H36ZM36 5H35V9H36V7H37V9H36V10L34 9L36 12H37V10H39V9H41V11H42V9L44 8V7H43V8H39V9H38L39 5H37V6H36ZM45 5H48V4L45 2V4H44V5H41V6H45ZM51 5H52V7L55 6V5H53V4H51ZM66 5H67V4H66ZM71 5H74V4H71ZM75 5H76V4H75ZM75 5H74V6H75ZM107 5H108L109 7H110V6H114V8L117 9V8L115 7L116 4H113V5H111V4L109 5V4H107ZM181 5H180V7H181ZM211 5H213V4H211ZM0 6H4V5H1V4H0ZM5 6H6V5H5ZM16 6H17V5H16ZM23 6H24V5H23ZM26 6H28V5H26ZM56 6H58V5H56ZM64 6H65V5H64ZM86 6H88V5L86 4ZM95 6H94V7H95ZM98 6H99V5H98ZM108 6H107V7H108ZM125 6H126V5H125ZM129 6H128V7H129ZM170 6H171V5H169V7H170ZM184 6H182V7H184ZM225 6H226V5H225ZM228 6H229V5H228ZM6 7L8 8L9 6L7 5ZM28 7H29V6H28ZM31 7H32V6H31ZM31 7H29V8H30V11L33 10V9H31ZM45 7H46V6H45ZM47 7H48V6H47ZM60 7H61V6H60ZM66 7H69V6H66ZM99 7H100V6H99ZM99 7H97V8H98L97 10H99ZM105 7H106V5H105ZM126 7H127V6H126ZM128 7H127V8H128ZM166 7L169 8V7H168V4H167V6L163 7V8H164V12H163V13H165V11L167 10ZM171 7H172V6H171ZM173 7H174V6H173ZM178 7H179V6H178ZM178 7H177V8L175 7V8L178 9ZM185 7H187V9L185 8L187 11H185L184 8H180V9H183V11L181 10L183 13L180 15L181 17L178 16V18H180V19L178 20V22H174V21L172 20V21H171L172 23H171V22L169 21V23L172 24V27H171V28H170V27H169V28L167 27V29L161 30V29H162V27H161V29H160L161 31H160V32H156L157 34L159 33L158 35H159L160 39H161V38L163 39L162 42H164V45L166 46L165 49L167 50V52H166L167 54L165 53V50H162V49H161V51H162V52L164 51L163 53H165V54L167 55V58L158 57V55H157V57L154 56V58L156 57V59H155V61H153L152 64L150 65V69H152L153 73H152V72L150 73V75L152 74V75H151V78H147V79H150V80H147V81H146V79H144V77L141 78V79H143V84H144V81H146V82H145V87H147L146 90H145V88H143L144 85H143V86H140L141 88H143V90H142V89L140 90V89L138 88V90H140V91H138L139 93H137L136 90L134 91L135 88L132 90V89H130V87H129V89H130L131 91L136 92V95H134V93H131V95H129V97H130V96L132 97V94H133V95H134L133 98L136 99V100H135V101H130V99H132V98H129V101H128L129 103L133 102V104H132V103H131V104H132L133 108L135 109V111H134L135 113L132 114L133 116L135 115V119H136V120H135L136 122H135L134 124H136V123L138 122V125H140V126H138V127H143V125H145L146 127H145V126H144V127H145V129L147 130L149 126H152L154 123H158V122H157V118H158V120L160 121L159 118H160V116H161V113H160L161 111H163L165 108H167V109H168V108H169V109L171 108V106H170L171 102H167V106L165 107V105H166L165 102H166L167 100L165 99L164 95L166 94V92L164 91V92H165V94L163 95L164 98L162 97V95H160L161 93H160V94L157 93L158 91H160V90L158 89V87H160L161 85H165L168 81H170L169 78H170L171 80H172V79L175 80V82H176V81H179V82H180V79H181V78H184V82L186 81V82L189 83V84H190V83H194V80H196V81H198V79L201 80V82H202V85H201V86H202L203 88L201 89V86H200V89H201V90H200L199 87H198L197 89H199V90H196V91H198V93L202 94V95L204 96V98H205V97H206V98H212V100H213L214 102H216V103H222V102H225V103H228L229 105H231V106L233 107V108L231 107L232 109H230L231 111L233 110L231 115L228 114V112L231 113V111H229V109H227V110H228L227 114L229 115L228 117H229V118H232V119H230V120L227 119V121H230V122H226V121H225V120H226L225 117L222 118V119H225V120H223V121H225L226 123H229V124L232 126V127H231V126L228 125V127H231V129H228V130H230L231 132H232V131L235 132V133L237 134V137H235V138L232 139L231 141H229V142H225V143H227V144L230 145V146L235 145L236 143H241V144H240V145L238 144L237 148H235V146H234L235 149H232V150L230 151V153H229V152L227 153V152L225 151V152H226V155H224L225 153L223 154V153L221 152V153L224 155L223 157H224L225 159H224V160H223V159H220V160L223 161V163H225V164H227V165L230 164V166H228L229 168H227V165L225 166V167L227 168V171H226V172L232 174V175H230V176H233V177L236 176V177H237L238 175H241L244 171L242 172V170L240 169L239 166H237V167L232 166V165H231V164H232L231 161H232V160L237 161V160H235V159L241 155V152H242V151L240 150V149H242L241 147H244V148H245V147H246V148H252L253 146H257L258 148H260V150H261V149L264 150V148H261L262 146H264V130H263L264 127L261 126V125H262L261 123H260L261 125H260L259 123H257V124L255 123V124H254V122L252 121V119H251L250 116H249L250 114L253 116V114L256 113V111H255L256 109H257L258 111H260V110H263V111H264V83H263L264 75L262 74L263 76H261L263 79L259 77V78L261 79V82L259 81L258 78L256 79L255 82H254V80H253V81H252L253 83L251 84L252 88H250L249 90H247V88H246L247 91H244V90H243L244 92H243V91L241 92V90H242L241 88H242L243 86H246V87H247V86L249 85V83L244 84L245 82H247V81H245L244 83L242 82L244 85H242V83H240L241 86H238V85L234 84L235 81L232 82V80H231V78H230V75H228L227 72H223L224 74L226 73L227 75H226V74H225V75H219V74L217 75V73H216V75H215L214 72L209 71V72H208V75L204 76L205 74H202L203 72H200L199 70H197V72H198L199 74H198V73H197V74H196V73H195V74H192V73L189 71V70H190V67H189L188 64H187L188 62L191 63L190 61L192 60V59H191V60H190V59L188 60V57H187V56H188V55L190 56V54H188V53H189V52H188V53H187L188 55L186 54V55H187L186 57L182 54V52H183L184 50H186L188 47H192V46H191V45L188 46V45L186 44V40L188 39V37L186 38V35L182 32V30H184L183 27H185L184 23H186V22H190L189 25H191L192 20H194V19H195V20H199V19L203 16V14H205V13H204V10H205L206 8L203 9V8H200L199 6H196V7H199V8H195L194 6H192V5H190V4H187ZM207 7H208V5H207ZM214 7H215V6H214ZM222 7H223V6H222ZM222 7H221V8H222ZM13 8H14V7H13ZM13 8H12V9H13ZM21 8H22V7H21ZM32 8H34V6H33ZM53 8H54V7H53ZM61 8L63 9V5H62ZM70 8H72V7H70ZM79 8H80V7H79ZM127 8H124V9H127ZM131 8H130V9H131ZM154 8H155V7H154ZM161 8H162V7L160 6V8H158V9L161 10ZM221 8L217 7V9H221ZM227 8H228V7H227ZM227 8H226V9H227ZM239 8H241V7H239ZM4 9H5V8H4ZM15 9H16V10H15V12H14L13 14H9V13L7 12V10H4L3 12L6 11V12L8 13V14L5 13V14H6V15H5L6 17H4V14H2V13L0 12L1 15L4 17V18H3V17H2V18L5 19V21H6L5 24H7V25L4 24L5 26H7V31H5V32H9V33H10V32H15V38H13V36H11L13 39H11L10 42H9V41H3V42L0 44V73L3 72V71H2V68H3L4 66H5V68H6V66H9V68H10V66H13L14 63L12 62V56L16 53V50H18V49H17V46H19V45L22 44V43H25V42H23L22 37L25 36V35H27L28 32L31 34V33L33 32V30L36 29V28H33V30L31 31L30 29H28V27L23 26L24 23L27 22L28 19H29V17L26 16V15H27L26 12H25L26 15H25V14H22V13L24 12V10L26 9V7L24 8V10L22 9L23 11L20 10V8L18 9V7H16ZM44 9H46V8H44ZM55 9H56V8H55ZM65 9H66V8H65ZM80 9H82V8H80ZM112 9H113V8H112ZM118 9H119V8H118ZM124 9H122V10L124 11ZM172 9H173V8H172ZM207 9H208V8H207ZM210 9H211V7H210ZM215 9H216V7H215ZM226 9H224V7H223V10H226ZM229 9H231V7H230ZM27 10H29V9H27ZM27 10H25V11H27ZM60 10H61V9H60ZM71 10H73V9H71ZM71 10H70V11H71ZM150 10H151V9H150ZM168 10H169V9H168ZM178 10H179V9H178ZM223 10H220V11L222 12ZM255 10H256V8H255ZM30 11H28V12H30ZM58 11H59V9H58ZM63 11H66V10H63ZM63 11H62V12H63ZM74 11H76V10H74ZM82 11H83V10H82ZM100 11H101V10H100ZM109 11H110V10H109ZM109 11H108V12H109ZM128 11H129V10H128ZM132 11H133V10H132ZM132 11H129V12H132ZM136 11H137V14H138V10H136ZM176 11H177V10H176ZM184 11H185V12H184ZM206 11H207V10H206ZM59 12H60V11H59ZM62 12H61V13H62ZM67 12H68V11H67ZM92 12H93V10L91 11V13H92ZM104 12H106V11H104ZM157 12H158V11H157ZM159 12H160V11H159ZM207 12H208V11H207ZM207 12H206V13H207ZM213 12H214V11H213ZM215 12H216V11H215ZM215 12H214V13H215ZM224 12H227V11H223V12H222V13L225 15V17H228V16H226V15H228V14L231 15L230 12H229L228 14H226V13H224ZM231 12H233V11H231ZM238 12H240V11H238ZM253 12H254V11H253ZM33 13H34V12H33ZM37 13H38V12H37ZM39 13H40V12H39ZM39 13H38V14H39ZM55 13H56V12H55ZM64 13H65V12H64ZM75 13H76V12H75ZM75 13H73V15H74ZM86 13H87V12H86ZM93 13H94V12H93ZM127 13H128V12H126V11L122 12V11L120 10V12H118V15H120V16L118 17V21L116 20V17H115V16H113V18H112V19H114V20H112V21H115V20H116V21L118 22L119 26H121V25H122V26L125 25V26L127 27V29H126V33H127V35L124 34V35L127 36V37H126V40H127L128 36L131 35V33H132V29H133V27H132V29H129V28L131 27V25L133 24V23L131 22V19H132L133 17L131 16L130 13H129V14H130L131 17L129 16V14L127 15ZM146 13H147V12H146ZM149 13H150V12H149ZM163 13H162V14H163ZM214 13H213V14H214ZM217 13H220L219 10H218ZM234 13H235V11H234ZM30 14H31V13H30ZM30 14H29V15H30ZM57 14H58V13H57ZM67 14H68V13H67ZM105 14H106V13H105ZM105 14H103V15H105ZM134 14H136V13H134ZM137 14H136V15H137ZM151 14H152V12H151ZM165 14H166V16H167L168 13L166 12ZM176 14H178V13H175L174 18L172 17V15H174V14H172L171 17H170V14H168V16L170 17V19H172V18L175 19V17L177 18ZM35 15H37V14H35ZM51 15H52V14H51ZM77 15H78V14H77ZM92 15H93V14H92ZM95 15H96V14H95ZM109 15H110V14H109ZM136 15H135V16H136ZM144 15H145V13H144ZM178 15H179V14H178ZM210 15H212V14H210ZM224 15H222V16L224 17ZM232 15H234V14H232ZM251 15H253V13H252ZM31 16H32V15H31ZM81 16H83V15H81ZM85 16H86V15H85ZM97 16H98V15H97ZM111 16H112V15H111ZM154 16H155V15H154ZM154 16H153V17H154ZM157 16H158V15H157ZM157 16H156L155 18H157ZM168 16H167V17H168ZM207 16H208V15H207ZM219 16H220V15H219ZM37 17H38V15H37ZM37 17L35 16V18H37ZM55 17H59V16L56 15ZM74 17H75V16H74ZM78 17H79V16H78ZM89 17H90V16H89ZM98 17H99V16H98ZM100 17H101V16H100ZM114 17H115V18H114ZM129 17H130L131 19H130ZM137 17H138V16H137ZM159 17H161V16H159ZM167 17H166V18H167ZM236 17H238V16H236ZM61 18H62V17H61ZM83 18H84V17H83ZM101 18H102V17H101ZM104 18H105V19H104L103 21H104V22L106 23V25H107V23H108L107 21H109V20H107V19H111V18H106V16H104ZM134 18H135V17H134ZM147 18H151V17H149V15H148ZM161 18H162V17H161ZM163 18L165 19L164 16H163ZM163 18H162V21H163ZM178 18H177V19H178ZM210 18H211V17H210ZM212 18H213V17H212ZM220 18H222V17L220 16ZM33 19H34V18H33ZM33 19H32V20H33ZM49 19H50V18H48L47 20H49ZM52 19H53V16H52ZM55 19H56V18H55ZM55 19H54V20H55ZM84 19H85V18H84ZM84 19H83L82 21H84ZM96 19H97V18H96ZM96 19H95V20H96ZM99 19H100V18H99ZM201 19H202V18H201ZM207 19H208V18H207ZM207 19H206V20H207ZM1 20H2V19H1ZM43 20H45V19H43ZM43 20H42V21H43ZM50 20H51V19H50ZM75 20L77 21V19H75ZM105 20H107V21H105ZM132 20H133V19H132ZM136 20H137V19H136ZM145 20H146V19H145ZM150 20H151V19H150ZM152 20H153V19H152ZM152 20H151V21H152ZM155 20H157V19H155ZM159 20H160V18H159ZM204 20H205V18H204ZM222 20H223V19H222ZM236 20H237V19H236ZM249 20H251V19H249ZM262 20H263V19H262ZM2 21H3V20H2ZM45 21H46V20H45ZM51 21H52V20H51ZM61 21H62V20H61ZM69 21H70V20H69ZM76 21H74V22H76ZM89 21H90V20H89ZM101 21H102V19H101L97 24H99V23H103V21H102V22H101ZM112 21H110V22H112ZM133 21H134V20H133ZM137 21H138V20H137ZM147 21H148V20H147ZM164 21H165V20H164ZM199 21H200V20H199ZM199 21H198V22H199ZM207 21H208V20H207ZM210 21H211V20H210ZM216 21H217V19H216ZM36 22H37V21H36ZM48 22H49V21H48ZM53 22H54V21H53ZM53 22H50V23L52 24ZM70 22H73V21H70ZM142 22H143V21H142ZM145 22H146V21H145ZM145 22H144V23H145ZM155 22H156V21H155ZM173 22L176 24L175 26H173ZM202 22H203V23L205 22L204 25L206 24V21H202ZM211 22H212V21H211ZM0 23H1V22H0ZM3 23H4V22H3ZM39 23H40V21H39ZM89 23H91V22H89ZM115 23H116V22H115ZM134 23H135V21H134ZM167 23H168V22H167ZM196 23H197V22H196ZM199 23H201V22H199ZM199 23L195 24V22H194V24H195L194 26L197 27L196 25H198ZM203 23H202V24H203ZM209 23H210V22H209ZM209 23L207 22V24L210 25V27L215 28V27H217V26H216V23H218V22H214V21H213L211 24H209ZM40 24H44V23L41 22ZM40 24H38V25H40ZM51 24H50V25H51ZM66 24L68 25V23H66ZM66 24H65V29H66V26H67ZM75 24H76V23H74V27L76 28V25H75ZM84 24H85V22H84ZM97 24H95V26H97ZM109 24H110V23H109ZM109 24H108V25H109ZM113 24H114V23H113ZM113 24H112V25H113ZM145 24H146V23H145ZM147 24H148V23H147ZM152 24H153V23H151V25H152ZM155 24H158V20H157V23H155ZM155 24H154V25H155ZM160 24H162V23H161V22L159 23V27H160ZM1 25H3V24H1ZM4 25H3V26H4ZM33 25H34V24H33ZM44 25H45V24H44ZM53 25H54V24H53ZM88 25H89V24H88ZM88 25H87V26H88ZM92 25H94V24L92 23ZM139 25L141 26V27H140V30L142 29V27L145 26L144 24H139ZM143 25H144V26H143ZM149 25H150V24H149ZM149 25H148V28H150ZM163 25H164V23H163ZM168 25L170 26V24H168ZM182 25H183V27H182V29H181V26H182ZM187 25H188V23H187ZM217 25H220V24H217ZM12 26H13L14 28H16V26L19 27V28H16V30L14 29L15 31H10V30H11L10 28H13ZM21 26H23V27H21ZM31 26H32V25H31ZM31 26H30V28L32 29L33 26H32V27H31ZM46 26H47V23H46ZM51 26H52V25H51ZM51 26H50V28H51ZM62 26H63V25H62ZM71 26L73 27V25H71ZM89 26H90V25H89ZM99 26H100V24H99ZM103 26H105V25H103ZM109 26H110V25H109ZM115 26H118V25H115ZM119 26H118V27H119ZM166 26H167V25H166ZM200 26H203V25H200ZM0 27H2V26H0ZM40 27H41V25H40ZM53 27H54V26H53ZM69 27H70V25H69ZM105 27H106V26H105ZM111 27H112V26H111ZM123 27H124V26H123ZM128 27H129V28H128ZM134 27H135V26H134ZM138 27H139V26H138ZM145 27H146V26H145ZM156 27H158V26H156ZM187 27H188V26H187ZM189 27H193V25H192V26H189ZM208 27H209V26H208ZM2 28L5 29V27H2ZM38 28H39V26H38ZM44 28H45V27H44ZM44 28H43V29H44ZM75 28H74V29H75ZM89 28H90V27H89ZM95 28H96V27H95ZM107 28H108V26H107ZM112 28L115 29V31H117L115 27H112ZM152 28H153V27H152ZM152 28H151V30H152ZM163 28H165V27L163 26ZM201 28H202V27H201ZM206 28H207V25H206ZM206 28H205V31L207 30ZM245 28H246V27H245ZM247 28H248V26H247ZM43 29H38V32H40L39 30H43ZM48 29H49V28H48ZM51 29H52V28H51ZM57 29H58V28H57ZM60 29H61V28H60ZM69 29H71V28H69ZM91 29L93 30V28H91ZM98 29H99V30H96L97 32L100 31V28H98ZM110 29H111V28H110ZM113 29H111V30L113 31ZM119 29H120V28H118V31H119ZM124 29H125V28H124ZM134 29H136V28H134ZM202 29H203V28H202ZM221 29H222V27H221ZM223 29H224V26H223ZM223 29H222V30H223ZM52 30H53V29H52ZM87 30H88V29H87ZM111 30H110V31H111ZM122 30H123V28H122ZM145 30H146V28H145ZM156 30H157V29H156ZM186 30H188V29H186ZM190 30H191V28H190ZM195 30H196V29H195ZM197 30H199L200 33L204 32V29L202 30V32H201V29H199V28H197ZM208 30H209V29H208ZM234 30H235V29H234ZM2 31L4 32V30H2ZM2 31H1V32H2ZM48 31H50V30H48ZM60 31H62V30H60ZM90 31H91V30H90ZM93 31H95V29H94ZM101 31H103V30H101ZM108 31H109V30H106L107 33H109ZM123 31H124V30H123ZM142 31H143V30H141V32H142ZM184 31H185V30H184ZM192 31H194V28H193ZM227 31H228V30H227ZM229 31H230V30H229ZM229 31H228V32H229ZM232 31H233V30H232ZM1 32H0V33H1ZM41 32H43V31H41ZM41 32H40V33H41ZM66 32H67V30H66ZM69 32H71V31H69ZM85 32H86V30H85ZM85 32H83V33H85ZM88 32H89V30H88ZM113 32H114V31H113ZM113 32H112V33H113ZM139 32H140V31H139ZM139 32H138V33H139ZM143 32H144V31H143ZM187 32H189V31H187ZM196 32H198V31H196ZM34 33H35V30H34ZM40 33H38V34H40ZM45 33H47V32L45 31ZM104 33H105V32H103L102 34H104ZM120 33L122 34V32H120ZM133 33H134V31H133ZM150 33H151V32H150ZM150 33H149V34H150ZM185 33H186V32H185ZM205 33L207 34V32H204V35H205ZM221 33H222V32H221ZM221 33H219V34H221ZM236 33H237V32H236ZM7 34H8V33H7ZM30 34H29V35H30ZM38 34H37V35H38ZM41 34H42V33H41ZM52 34H53V33H52ZM89 34H90V32H89ZM96 34H97V33H96ZM98 34H100V32H99ZM98 34L95 35V36H98L99 38L102 37V36H104V35L99 36ZM114 34H115V33H114ZM114 34L111 35V36H114ZM118 34H119V33H118ZM134 34H135V33H134ZM149 34H146V37H147V35H149ZM151 34H152V33H151ZM157 34L155 35V38H156ZM229 34H231V32H230ZM233 34H234V33H233ZM32 35H33V34H32ZM32 35H31V38H29L30 40L32 39ZM46 35H47V34H46ZM48 35H50V34L48 33ZM62 35H63V31H62ZM82 35H83V34H82ZM86 35H88V34H86ZM92 35H93V34H92ZM92 35H90V36H92ZM107 35H108V34H107ZM107 35H106V36H107ZM142 35H144V34H142ZM223 35H225V37L227 38V35H228V34H227V35H226V34H223ZM234 35H236V34H234ZM0 36H1V34H0ZM5 36H6V35H5ZM5 36H2V37L4 38ZM42 36H43V35H41V37H42ZM52 36H53V35H51L50 37H52ZM93 36H94V35H93ZM109 36H110V35H109ZM109 36H108V37H109ZM121 36H122V35H121ZM152 36H154V35H152ZM152 36H151V37H152ZM210 36H213V35H210ZM218 36H219V35H218ZM218 36H214V37H218ZM229 36H230V35H229ZM229 36H228V37H229ZM6 37H7V36H6ZM6 37H5V38H6ZM26 37H27V36H26ZM28 37H29V36H28ZM35 37H36V36H35ZM38 37H40V36H38ZM38 37H36V38H37V39H40V38H41V37H40V38H38ZM43 37H44V36H43ZM82 37H83V36H82ZM85 37H86V36H85ZM98 37H97V38H98ZM116 37H117V36H116ZM148 37H149V36H148ZM198 37H199V39H200V38H202V35H201V37H200V34H199ZM207 37H208V36H207ZM219 37H220V36H219ZM219 37H218V39H219ZM225 37H224V38H225ZM235 37H238V36H235ZM3 38L0 37V39H2V40H3ZM36 38H35V39H36ZM52 38H53V37H52ZM55 38H56V37H55ZM59 38H61V37H59ZM80 38H81V36H80ZM83 38H84V37H83ZM92 38H93V37H92ZM102 38H105V37H102ZM106 38H107V37H106ZM118 38H119V37H118ZM124 38H125V36L122 37V39H123L124 42H125V39H124ZM131 38H133V37H131ZM135 38H136V37H135ZM135 38H134V39H135ZM157 38H158V37H157ZM157 38H156V40H155V39H154V40H151V41H156V43H154L155 45H157V41H158V43L160 42V41H159L160 39H157ZM185 38H186V39H185ZM204 38H205V36L203 37V40H204ZM212 38H213V37H212ZM20 39H22V40H21L22 43L20 42V44H19ZM29 39L27 38L26 40H29ZM41 39H42V38H41ZM41 39H40V40H41ZM43 39H45V38H43ZM46 39H47V38H46ZM78 39H79V37H78ZM93 39H94V38H93ZM93 39H92L91 43L94 42ZM110 39H111V37H110ZM120 39H121V38H120ZM120 39H119V40H120ZM152 39H153V38H152ZM209 39H211V38H209ZM215 39H217V38H215ZM220 39H221V38H220ZM227 39H228V38H227ZM32 40H33V39H32ZM32 40H31V42H32ZM52 40H53V39H52ZM55 40H56V39H55ZM69 40H70V39H69ZM84 40H85V42L87 41L85 38H84ZM84 40L82 39V41H84ZM88 40H89V39H88ZM101 40H102V39H101ZM101 40H100V42H102ZM105 40H106V39H105ZM105 40L103 41V43L105 42ZM107 40H108V39H107ZM111 40H112V39H111ZM117 40H118V39H117ZM130 40H131V39H130ZM141 40H142V39L140 38V41H141ZM143 40L145 41V39H143ZM143 40H142V41H143ZM149 40H150V38H149ZM191 40H192V39H191ZM205 40H207V39L205 38ZM212 40H214V38L211 39L210 41L212 42ZM223 40H224V39H223ZM231 40H232V39H231ZM239 40H240V39H239ZM263 40H264V39H263ZM263 40H262V41H263ZM24 41H25V40H24ZM34 41H35V40H34ZM41 41H42V40H41ZM43 41H44V40H43ZM49 41H50V40H49ZM61 41H63V40L61 39ZM71 41H72V39H71ZM71 41H70V42H71ZM97 41L99 42V40H96V42H97ZM109 41H110V40H109ZM109 41H108V42H109ZM120 41H121V40H120ZM131 41H132V40H131ZM131 41H130V42H131ZM133 41H134V42H131V44H132V43H135V40H133ZM137 41H138V39H137ZM140 41H138V42L140 43ZM195 41L197 42V41H198V38L195 39ZM200 41H201V39L199 40V43H200ZM221 41H222V39L219 40V42H221ZM0 42H1V40H0ZM36 42H37V41H36ZM64 42H65V41H64ZM85 42H83V43H85ZM100 42H99V43H96V44H100ZM127 42L130 43L129 40H127ZM145 42H146V41H145ZM208 42H209V41H208ZM211 42H209V43H211ZM215 42H216V40L214 41V43H215ZM237 42H238V41H237ZM240 42H241V41H240ZM27 43H29V42H27ZM37 43H38V42H37ZM55 43H56V41H55ZM105 43H106V42H105ZM105 43H104L103 45H105ZM125 43H126V42H125ZM136 43H137V42H136ZM142 43H143V42H142ZM209 43H208V44H209ZM254 43H255V42H254ZM254 43H253V44H254ZM29 44H30V43H29ZM29 44H28V46H27V44H24L25 46H27V50L24 48V47H25L24 45H22V48H21V49H24L25 51H28V52H29V50H30V49H28V47H30ZM31 44H32V43H31ZM46 44H47V43H46ZM57 44H58V43H57ZM59 44H60V43H59ZM66 44H67V43H66ZM66 44H65V45H66ZM75 44H77V43H75ZM101 44H102V43H101ZM114 44H116V42H115ZM120 44H123V43H120ZM120 44H119V45H120ZM140 44H141V43H140ZM159 44H160V43H159ZM162 44H163V43H162ZM196 44H197V43H196ZM212 44H213V43H212ZM51 45H52V44H51ZM53 45H54V44H53ZM65 45L63 44V47H64ZM90 45H91V46H90ZM90 45H89V47L92 48V47H93V46H92L93 44H90ZM109 45L111 46V42H110V44H108V47H110ZM116 45H118V44H116ZM132 45H133V44H132ZM136 45H137V44H136ZM145 45H146V43H145ZM145 45L143 44V46H145ZM148 45H150V44H148ZM148 45H146V46H148ZM155 45H153V46H155ZM209 45H210V44H209ZM209 45H208V47H211V46H212V45H211V46H209ZM215 45H216V44H215ZM23 46H24V47H23ZM45 46H47V45H45ZM85 46H87V45H85ZM106 46H107V45H106ZM129 46H130V45H129ZM133 46H134V45H133ZM143 46H142V47H143ZM160 46H161V45H158V47H160ZM202 46H203V47H202ZM213 46H214V44H213ZM216 46H219V45H216ZM34 47H35V46H34ZM42 47H43V46H42ZM53 47H54V46H53ZM53 47L50 46V45H49V47H47V48H50V49H49V52H51V48L54 49ZM65 47H66V46H65ZM68 47H69V46H68ZM97 47H98V45H97ZM113 47L116 48V46H114V45H113ZM118 47H119V46H118ZM138 47H141V46H138ZM142 47H141V48H142ZM148 47H149V46H148ZM158 47H156V48H158ZM195 47H196V46H195ZM204 47H207V46H206V45L204 46L203 43H202L201 48H199V47H198V48L202 50V49H205ZM231 47H232V46H231ZM19 48H20V47H19ZM61 48H62V47H60V49H61ZM84 48H85V47H84ZM84 48H83V49H84ZM93 48H94V47H93ZM110 48H112V47H110ZM119 48L121 49V47H119ZM136 48H137V47H136ZM136 48H135V49H136ZM150 48H151V47H150ZM150 48H149V49H150ZM153 48H154V47H153ZM161 48H162V46H161ZM211 48H214V47H211ZM215 48H216V47H215ZM31 49H32V50H30V51H31V54H32V52H33V51H36L38 48H37V49L35 48V50H34V48H31ZM58 49H59V48H58ZM60 49H59V50H60ZM63 49H64V48H62L61 50L63 51ZM83 49H80V50L82 51ZM106 49H107V47H106ZM123 49H124V48H123ZM133 49H134V48H133ZM135 49H134V50H135ZM144 49L147 50V48H144ZM154 49H155V48H154ZM163 49H164V46H163ZM196 49H197V48H196ZM19 50H20V49H19ZM19 50H18V51H19ZM38 50H40V49H38ZM41 50H43V49H41ZM96 50H97V49H96ZM112 50H113V48H112ZM114 50H115V49H114ZM118 50H119V49H118ZM118 50H117V51H118ZM125 50H126V49H125ZM139 50H140V49H139ZM151 50H152V48L150 49V51H151ZM157 50H158V49H157ZM201 50H200V51H201ZM205 50H207V49H205ZM214 50H216V49H214ZM231 50H232V48H231ZM231 50H230V51H231ZM246 50H247V49H246ZM46 51H48V50H46ZM55 51H56V52H55ZM64 51L68 53L69 50H68V51L64 50ZM88 51H90V50L88 49ZM88 51H86V52H88ZM92 51L95 52L94 49H93ZM97 51H98V50H97ZM107 51H108V50H107ZM115 51H116V50H115ZM120 51H121V50H120ZM137 51H138V50H136L135 52H133V51H132V52L134 53V55H135V53L139 54L138 52H140V51H138V52H137ZM141 51H143V50H141ZM150 51H149V52H150ZM154 51H155V50H153V51H151V52L154 53ZM202 51H203V50H202ZM208 51H209V50H208ZM233 51H234V47H233ZM243 51H245V50L243 49ZM251 51H252V49H251ZM251 51H250V52H251ZM37 52H38V51H37ZM49 52H47V53H49ZM54 52L56 53V55H58V57H60L59 55H60L61 53H63V52H60V54H57L59 51L57 52L56 48H55ZM54 52H53V53H54ZM103 52H104V51H103ZM112 52H113V51H112ZM146 52H147V51H146ZM146 52H145V53H146ZM191 52H192V51H191ZM196 52H197V51H196ZM205 52H206V51H205ZM214 52H215V51H214ZM231 52H232V51H231ZM236 52H237V51H236ZM238 52H240V50H239ZM252 52H253V51H252ZM254 52H255V51H254ZM254 52L251 53V54L254 55V54L256 53V52H255V53H254ZM34 53H35V52H34ZM38 53H39V52H38ZM44 53H45V52H44ZM69 53H70V52H69ZM72 53H73V52H71V54H72ZM95 53H96V52H95ZM97 53H98V52H97ZM99 53H100V52H99ZM107 53H109V52H107ZM117 53H118V52H116V56H117ZM119 53H120V52H119ZM125 53H126V52H125ZM129 53H130V51H129ZM141 53H142V52H140V54H141ZM160 53H161V52H160ZM163 53H161V55H162ZM197 53H198V55H202V57H203V55H205V54H204V51H203V54H201L202 52L199 54V50H198ZM211 53H213V52H211ZM211 53L208 52L207 56H210L209 54H211ZM262 53H264V52H262ZM35 54H36V53H35ZM41 54H42V53H41ZM78 54H80V52H79ZM85 54H86V53H85ZM85 54H83V55H85ZM88 54H89V52H88ZM103 54H105V53H103ZM111 54H112V53H111ZM127 54H128V53H127ZM131 54H132V53H131ZM137 54H136V55H137ZM140 54H139V55H140ZM143 54H144V53H143ZM143 54H142V55H143ZM195 54H196V53H195ZM195 54H194V55H195ZM234 54H236V53H234ZM239 54H240V53H239ZM241 54H243V52H242ZM244 54H245V53H244ZM259 54H260V53H259ZM44 55H46V54H44ZM47 55H48V54H47ZM53 55H54V54H53ZM53 55H52V56H53ZM64 55H65V54H64ZM66 55L69 56L68 54H66ZM72 55H73V54H72ZM74 55H75V54H74ZM74 55H73V56H74ZM106 55H107V54H106ZM108 55H109V54H108ZM142 55H141V56H142ZM144 55H145V54H144ZM155 55H156V53H155ZM161 55H160V56H161ZM222 55H223V54H222ZM224 55H225V54H224ZM232 55H233V54H232ZM245 55H246V56H247V55L250 56L249 51H248V53L245 54ZM252 55H251V57H253ZM15 56H16V55H15ZM15 56H14V57H15ZM48 56H49V55H48ZM48 56H47V57H48ZM61 56H62V55H61ZM91 56H92V54H91ZM97 56H99V55H97ZM111 56H112V55H111ZM114 56H115V55H114ZM128 56H129V55H128ZM128 56H127V57H128ZM191 56H192V55H191ZM191 56H190V57H191ZM207 56H204V58L207 57ZM229 56H230V55H229ZM233 56H234V58H236L235 55H233ZM236 56H237L238 58L240 57L238 54H237ZM246 56H244V57H246ZM259 56H260V58L262 57L261 54H260ZM17 57H18V56H17ZM45 57H46V56H45ZM47 57H46V58H47ZM58 57H57L56 59H58ZM65 57H66V56H65ZM80 57H81V56H80ZM82 57H83V56H82ZM118 57H119V55L117 56V58H118ZM122 57H123V56H122ZM122 57H121V58H122ZM136 57H138V56H135L134 59H136ZM192 57H193V56H192ZM195 57L197 58V54L195 55ZM195 57H194V58H195ZM202 57L199 56L198 59H199V58L203 59ZM242 57H243V56H242ZM255 57H256V56H255ZM257 57H258V56H257ZM257 57H256V58H257ZM263 57H264V56H263ZM263 57H262L261 62H262V61L264 62V60H263L264 58H263ZM19 58H20V57H19ZM48 58H49V57H48ZM61 58H62V57H61ZM67 58H68V57H67ZM67 58H66V59H67ZM83 58H84V57H83ZM85 58H86V57H85ZM87 58H88V56H87ZM90 58H91V57H90ZM93 58H94V57H93ZM93 58H91V59H93ZM95 58H97L96 60H98V57H95ZM105 58H106V56L104 57V59H105ZM110 58H114V57H110ZM124 58H125V57H124ZM144 58H146V57H144ZM221 58H223V56H222ZM225 58H226V56H225ZM240 58H241V57H240ZM15 59H16V58H15ZM100 59H102V58L100 57ZM104 59H103V62H104ZM127 59H128V58H127ZM142 59H143V58H142ZM198 59H197V60H198ZM201 59H200V60H201ZM211 59H212V58H211ZM211 59H210V60H211ZM236 59H237V58H236ZM236 59H235V60H236ZM244 59H245V58H242V60H244ZM254 59H255V58L253 57L252 60H254ZM258 59H259V57L257 58V60H258ZM45 60H46V59H44L43 61H45ZM64 60H65V59H64ZM68 60H69V59H68ZM78 60H80V59H78ZM83 60H85V59H82V61H83ZM118 60H120V59L118 58ZM123 60H124V59H123ZM125 60H126V58H125ZM125 60L123 61V63L125 62ZM128 60H129V61H131V60L133 61V59H131V60L128 59ZM128 60H127V61H128ZM138 60H139V57H138ZM144 60H145V59H144ZM146 60H147V59H146ZM152 60H153V59H152ZM194 60H195V59H194ZM208 60H209V59H208ZM208 60H207V61H208ZM212 60H213V59H212ZM221 60H222V59H221ZM230 60H231V59H230ZM232 60H233V59H232ZM240 60H241V59H240ZM259 60H260V59H259ZM259 60H258V61H259ZM32 61H33V60H32ZM34 61H35V60H34ZM46 61H47V60H46ZM54 61H55V60H54ZM86 61H87V60H86ZM88 61H89V60H88ZM91 61H92V60H91ZM91 61H90V62H91ZM99 61H101V60H99ZM106 61H107V60H106ZM110 61H111V60H109V62H110ZM121 61H122V60H121ZM121 61H119V62H121ZM141 61H142V60H141ZM37 62H38V61H37ZM37 62H36V63H37ZM40 62H41V61H40ZM64 62H65V61H64ZM64 62H63V63H64ZM97 62H98V61H97ZM109 62H106V63H109ZM119 62H118V63H119ZM146 62H148V61H146ZM149 62H150V61H149ZM192 62H195V61L192 60ZM211 62H212V64L214 63L213 61H211ZM224 62H226V60H225ZM263 62H262V63H263ZM32 63H33V62H32ZM42 63H43V62H42ZM49 63L52 65L51 61H50ZM49 63L46 62V64H49ZM53 63H54V62H53ZM87 63H88V62H87ZM93 63H95V61H94ZM104 63H105V62H104ZM140 63H141V62H140ZM199 63H207V64H210V62H202V61L199 62ZM199 63L196 62L195 64L198 65ZM226 63H227V62H226ZM251 63L254 64V62H252V61H251ZM251 63H250V64H251ZM257 63L259 64V62H257ZM30 64H31V63H30ZM33 64H34V63H33ZM44 64H45V63H43V65H44ZM50 64H49V65H50ZM64 64H65V63H64ZM64 64H63V65H64ZM67 64H68V63H66V67L70 65V64H69V65H67ZM80 64H81V63H80ZM80 64H78V65H80ZM83 64H84V63H83ZM83 64H82V65H83ZM85 64H86V63H85ZM85 64H84V65H85ZM95 64H96V63H95ZM102 64H103V63H102ZM116 64H117V62H116ZM116 64H115V65H116ZM143 64H144V63H143ZM171 64H173L174 66L171 67ZM195 64H194V65H195ZM250 64H249V65H250ZM252 64H251V65H252ZM49 65H47V66H49ZM63 65L61 64V66H63ZM99 65H100V64H99ZM99 65H98V66H99ZM104 65H105V64H104ZM115 65L113 66V65L110 64V66H113V67H115ZM118 65H119V64H118ZM256 65H257V64H256ZM263 65H264V63H263ZM28 66H29V65H28ZM28 66H25V65H24L25 68H27ZM30 66H31V68H32V64H31ZM39 66H40V65H39ZM39 66L37 67L38 69H40ZM41 66H42V65H41ZM41 66H40V67H41ZM44 66H46V65H44ZM61 66H60V67H61ZM74 66H75V65H74ZM87 66H88V65L86 64V67H87ZM96 66H97V65H96ZM98 66H97V67H98ZM102 66H103V65H102ZM107 66H108V65H107ZM121 66H122V64H121ZM144 66H145V65H144ZM195 66H196V65H195ZM221 66H222V65H221ZM21 67H22V66H21ZM21 67H20V68H21ZM72 67H73V66H72ZM82 67L84 68V66H82ZM82 67H81V68H82ZM100 67H101V66H100ZM104 67H106V65H105ZM127 67H128V66H127ZM132 67H133V66H132ZM132 67H131V69H132ZM134 67H135V66H134ZM134 67H133V68H134ZM12 68H13V67H12ZM12 68H11V69H12ZM37 68L35 67V69H37ZM47 68L50 69V67H47ZM61 68H62V67H61ZM81 68H80V71H81ZM101 68H102V67H101ZM110 68H111V67H110ZM115 68H116V67H115ZM117 68H119V67H117ZM120 68H121V67H120ZM145 68H147V67H145ZM145 68H144V69H145ZM198 68H199V67H198ZM258 68H259V67H258ZM258 68H256V69H258ZM260 68L262 69V67H260ZM38 69H37V70H38ZM44 69H45V67H44ZM68 69L70 70V67H69ZM87 69H88V68H87ZM89 69H90V67H89ZM89 69H88V71H90ZM91 69H93V68H91ZM135 69H136V71H137V69H139V68H135ZM142 69H143V68H142ZM144 69H143V71H144ZM150 69H149V70H150ZM17 70H18V69H17ZM30 70H31V69H30ZM46 70H48V69H46ZM72 70L75 71V69H72ZM84 70H85V68H84ZM93 70H94V69H93ZM97 70H98V69H97ZM100 70H105V69H100ZM106 70H107V69H106ZM108 70H109V69H108ZM108 70H107V71H108ZM120 70H121V69H120ZM123 70H124L123 73H125V71H127V69H123ZM146 70L148 71V69H146ZM202 70H203V69H202ZM202 70H201V71H202ZM232 70H233V69H232ZM258 70H259V69H258ZM15 71H16V70H14V71L12 70L13 73H14ZM18 71H19V70H18ZM39 71H40V70H39ZM76 71H78V68H77ZM82 71H83V70H82ZM82 71H81V72H82ZM95 71H96V70H95ZM107 71H106V74L109 73V72L107 73ZM139 71H141V70L139 69ZM139 71H138V72H139ZM143 71H142V72H143ZM216 71H217V70H216ZM222 71H224V70H222ZM235 71H236V70H235ZM260 71H262V70H260ZM260 71H259V72H260ZM12 72H11V73H12ZM19 72H20V71H19ZM42 72H43V71H41V73H42ZM56 72H57V71H56ZM64 72H65V71H64ZM78 72H79V71H78ZM81 72H80V73H81ZM84 72H85V71H84ZM86 72H87V71H86ZM96 72H97V71H96ZM99 72H100V71H99ZM102 72H104V71H102ZM118 72H120V71H117V73H118ZM130 72H132V71L130 70ZM130 72L128 71V73H130ZM134 72H135V70H134ZM219 72L221 73V71H219ZM219 72H218V73H219ZM229 72H230V71H229ZM13 73H12V74H13ZM41 73H40V74H41ZM76 73H77V72H75V74H76ZM80 73H79V74H80ZM82 73H83V72H82ZM87 73L90 74L91 71H90V73H89V72H87ZM87 73H86V75H87ZM97 73H98V72H97ZM111 73H112V72H111ZM123 73H121V74H123ZM132 73H133V72H132ZM135 73H137V72H135ZM143 73H144V72H143ZM143 73H138V74L140 75V74H143ZM146 73H149V72H146ZM206 73H207V72H206ZM209 73H212V74H209ZM213 73H214V74H213ZM223 73H221V74H223ZM261 73H262V72H261ZM263 73H264V72H263ZM42 74H43V73H42ZM58 74H59V73H57V75H58ZM72 74H74V73H72ZM99 74H100V73H99ZM119 74H120V73H119ZM121 74H120V76H121ZM130 74H131V73H130ZM253 74H254V73H253ZM253 74H251V75H252V76H256V75H257V74H256V75H253ZM259 74H260V73H259ZM4 75L11 77V75H9V74H6V73L4 74V73H2V74L0 75V79H2V77H3ZM14 75H15V74H14ZM18 75H19V74H18ZM60 75H61V73L59 74V76H60ZM63 75H64V74H63ZM63 75L60 76V77H62V78L64 79ZM86 75H85V77H86ZM95 75H96V74H95ZM110 75H111V74H110ZM116 75H117L116 73L113 74V77H115ZM124 75H126V74H124ZM135 75H136V76H139V75H137V74H135ZM150 75H149V76H150ZM197 75H199V76H197ZM251 75H250V76H251ZM28 76H29V75H28ZM28 76H27V78H28ZM42 76H43V75H42ZM46 76H47V75H46ZM52 76H53V75H52ZM75 76H78V77H79V75H75ZM82 76H83V78H84V74H82ZM82 76H81V77H82ZM128 76H129V74H128ZM130 76H132V74H131ZM136 76H135V78H136V83H135V84L137 85V83L139 82V77H136ZM142 76H143V75H142ZM144 76H147V75H145V73H144ZM196 76H197V77H196ZM258 76H259V75H258ZM14 77H16V75H15ZM18 77H19V76H18ZM34 77H35V76H34ZM37 77H38V75H37ZM55 77H56L55 79H58L57 76H55ZM73 77H74V76H73ZM90 77H91V76H90ZM94 77H95V76L92 75L91 78H94ZM96 77H97V76H96ZM110 77H111V76H110ZM126 77H127V76H126ZM126 77H124V78H126ZM247 77H248V76H247ZM256 77H257V76H256ZM19 78H20V77H19ZM24 78H25V77H24ZM27 78H25V79H27ZM38 78H39V77H38ZM44 78L49 79V77H44ZM44 78H42V80L45 81L46 79H44ZM51 78H53V77H51ZM67 78H68V77H67ZM104 78L107 79L106 77H104ZM115 78H117V77H115ZM118 78H119V77H118ZM124 78H122V80H125ZM127 78H128V77H127ZM196 78H198V79H196ZM244 78H245V77H244ZM252 78H253V77H251V80H252ZM254 78H255V77H254ZM254 78H253V79H254ZM53 79H54V78H53ZM55 79L53 80V82L56 83ZM71 79H72V78H71ZM73 79H74V78H73ZM80 79H81V78H80ZM86 79H87V78H86ZM88 79H89V78H88ZM97 79H98V78H97ZM97 79H95V80L97 81ZM100 79H101V78H100ZM130 79H133V78H130ZM137 79H138V82H137ZM241 79H242V78H241ZM14 80H16V79L14 78ZM14 80H13V81H14ZM17 80H18V78H17ZM19 80H22V79H19ZM23 80H24V79H23ZM27 80L29 81V79H27ZM30 80H31V79H30ZM42 80H41V78H39L38 83H39V82H42ZM51 80H52V79H51ZM58 80H60V79H58ZM65 80H66V79H64V81H65ZM91 80L94 81V79H89V81H91ZM108 80H109V79H108ZM115 80H116V79H115ZM120 80H121V79H120ZM126 80H128V79H126ZM251 80L248 79V81H251ZM28 81H25V82H26V83H29ZM36 81H37V80H36ZM44 81H43V85H44ZM49 81H50V80H49ZM64 81H62V82L64 83ZM68 81H69V80H68ZM71 81H72V80H71ZM71 81H69V82L71 83ZM74 81H75V80H74ZM74 81H73V82H74ZM109 81H110V80H109ZM129 81H130V80H129ZM131 81H132V80H131ZM182 81H183V80H181V82H182ZM243 81H244V80H243ZM257 81H259L260 83L257 84ZM18 82H19V81H18ZM18 82H17V83H18ZM32 82H33V81H32ZM46 82H47V81H46ZM53 82H52V84H53ZM58 82H59V81H58ZM62 82H61V83H58V84H61V85H62ZM65 82H67V81H65ZM76 82H77V81H76ZM79 82H80V81H78L77 83H79ZM83 82H84V81H83ZM113 82H114V81H113ZM113 82H112V83H113ZM116 82H117V81H116ZM133 82H134V81H133ZM140 82H141V81H140ZM165 82H166V83H165ZM13 83H14V82H13ZM21 83H24V82H21ZM21 83H20V85H21ZM70 83H69V84H70ZM106 83H107V82H106ZM106 83H103V84L105 85ZM129 83H130V82H129ZM197 83L201 84L200 82H195V84H197ZM262 83H263V84H262ZM41 84H42V83H41ZM52 84H51V85H52ZM71 84H72V83H71ZM79 84H80V83H79ZM82 84H83V85H82ZM82 84H80V87H81V85L84 87V83H82ZM103 84H102V85H103ZM117 84H118V83H117ZM121 84H122V83H121ZM123 84H124V86H125L126 83L124 82ZM130 84L132 85V83H130ZM130 84H129V85H130ZM140 84H141V83H140ZM195 84H194V85H195ZM237 84H239V83H237ZM240 84H239V85H240ZM259 84H260V85H259ZM261 84H262V85H261ZM1 85H2V84H1ZM23 85H24V84H23ZM25 85L27 86L28 84H25ZM29 85H30V83H29ZM48 85H50V83H48ZM55 85H56V84H55ZM72 85H74V84H72ZM90 85H91V84H90ZM96 85H97V84H96ZM107 85H108V84H107ZM126 85H127V84H126ZM133 85H134V84H133ZM173 85H174V84H173ZM173 85H172V86H173ZM178 85H179V84H178ZM204 85H205V86H204ZM18 86H19V84H18ZM21 86H22V85H21ZM26 86H24V87H26ZM31 86H32V85H31ZM31 86H30V87H31ZM53 86H54V85H53ZM92 86H93V85H92ZM121 86H122V85H121ZM137 86H139V83H138ZM166 86H167V85H166ZM166 86H165V87H166ZM174 86H176V85H174ZM174 86H173V87H174ZM56 87H57V86H56ZM70 87H71V86H70ZM78 87H79V85H78V86L76 85V88H78ZM85 87H86V86H85ZM90 87H91V86H90ZM107 87H108V86H107ZM109 87H110V86H109ZM132 87H133V86H132ZM135 87H136V86H135ZM189 87H190V86H189ZM44 88H46V87H44ZM44 88H43V89H44ZM51 88H52V87H51ZM54 88H55V87H54ZM66 88H67V87H66ZM95 88H96V87H95ZM105 88H106V87H105ZM120 88H121V87H120ZM122 88H125V87H122ZM126 88H127V87H126ZM167 88H168V86H167ZM171 88H172V87H171ZM185 88H186V87H185ZM248 88H249V87H248ZM4 89H5V88H4ZM12 89H13V88H11V90H12ZM27 89H28V88H27ZM27 89H26V90H27ZM41 89H42V88H41ZM43 89H42V91H40L39 93H41V92L43 93ZM52 89H53V88H52ZM52 89H51V90H50V88H49V89H46V90H49L48 94L50 93V91H52L51 93H54ZM56 89H57V88H56ZM71 89H72V88H71ZM71 89H70V90H71ZM78 89H79V88H78ZM78 89H76V91H79V92H80V89H79V90H78ZM81 89H82V88H81ZM84 89L86 90V89H88V88H83L82 90H84ZM101 89H102V88H101ZM157 89H158V91H157ZM174 89H175V88H173L172 90L174 91ZM0 90H3V89L0 87ZM30 90H31V89H30ZM46 90H44V91H46ZM63 90H64V89L62 88V91H63ZM66 90H67V89H66ZM66 90H64L63 92H62V91H60V92H62V94H63ZM82 90H81V91H82ZM88 90H89V89H88ZM104 90H105V89H104ZM104 90L102 91L103 93H104ZM109 90H111V89H109ZM120 90H122V89H120ZM125 90H127V89H125ZM4 91H5V90H4ZM9 91H10V88H9ZM9 91H8V92H9ZM27 91H28L29 93L31 92V91H29V89H28ZM90 91H91V90H90ZM112 91H113V87H112ZM156 91H157V92H156ZM28 92L25 93L26 97H27ZM34 92H35V91H34ZM37 92H38V91H37ZM70 92H73V90L70 91ZM100 92H101V91H100ZM100 92H99V93H100ZM239 92H240V93H239ZM0 93H1V92H0ZM5 93H6V92H5ZM42 93H41V95L37 94V98H40V96H44V95H45V94H42ZM85 93H86V91L84 92V94H85ZM88 93H89V91L87 92V97H89V99H90V96H91L90 94H91V93H90V94H88ZM103 93H102V94H103ZM107 93H108V92H107ZM110 93H111V92H110ZM127 93H128V92H127ZM167 93L169 94V92H167ZM171 93H172V91H171ZM174 93H176V92H174ZM181 93H182V92H180L179 95H180ZM198 93H197V94H198ZM14 94H15V93H14ZM14 94H13V96H14ZM19 94H20V93H19ZM46 94H47V93H46ZM69 94L71 95V93H69ZM80 94L82 95L83 93L80 92V93H79V96H80ZM115 94H116V93H115ZM115 94H114V96H115ZM193 94H194V95H197L196 92L193 93ZM200 94H199V95H200ZM15 95H16V94H15ZM20 95H21V94H20ZM33 95H34V94H33ZM65 95H67V93H66ZM65 95H63V96L65 97ZM72 95H75V90H74V93H73ZM76 95H78V92H77ZM85 95H86V94H85ZM85 95H84V97H85ZM88 95H90V96H88ZM92 95L94 96V94H92ZM95 95H96V93H95ZM98 95H99V94H98ZM104 95H105V93H104ZM117 95H119V94H117ZM169 95H170V94H169ZM179 95H178V96H179ZM202 95H200V97H201ZM257 95H258V99H255V96H257ZM28 96H29V94H28ZM35 96H36V94H35ZM48 96H49V95H48ZM48 96L46 95V97L50 99V98H51V97H50L51 95H50L49 97H48ZM59 96H60V95H59ZM61 96H62V95H61ZM93 96H92V98H93ZM96 96H97V95H96ZM185 96H186V95H185ZM2 97H3V96H2ZM11 97H12V96H11ZM11 97H10V98H11ZM16 97L18 98V95H17ZM30 97H31V96H30ZM52 97H53V96H52ZM54 97H55V96H54ZM64 97H63V98H64ZM84 97H82V98H84ZM98 97H99V96H98ZM98 97H97V98H98ZM121 97H123V96H121ZM124 97H125V96H124ZM126 97H127V96H126ZM6 98H7V97H6ZM14 98H15V97H14ZM23 98H24V95H23ZM33 98H34V96H33ZM58 98H60V97H58ZM63 98L61 97L60 99L65 100V99H63ZM67 98H68V97L66 96V99H67ZM69 98H70V96H69ZM82 98H81V99H82ZM94 98H95V96H94ZM116 98H117V97H116ZM127 98H128V97H127ZM202 98H203V97H202ZM0 99H1V98H0ZM4 99H5V98H4ZM7 99H8V98H7ZM11 99H13V97H12ZM20 99H22V98H20ZM31 99H32V98H31ZM55 99H56V98H55ZM55 99H54V100H55ZM87 99H88V98H87ZM98 99H99V98H98ZM102 99H103V98H102ZM108 99H109V97H108ZM171 99H172V98H171ZM173 99H174V98H173ZM177 99H178V97H177ZM5 100H6V99H5ZM9 100H10V99H9ZM13 100H14V99H13ZM25 100L29 101V100H28V97H27V99H24V101H25ZM32 100H33V99H32ZM34 100H35V99H34ZM36 100H37V99H36ZM39 100H41V101H45V100H42V99H39ZM50 100H53V99H50ZM70 100H71V99H70ZM85 100H86V98H84V100L82 99L81 101L86 102ZM99 100H100V99H99ZM99 100H98V102H99ZM16 101H17V99H16ZM22 101H23V100H22ZM22 101H21V102H22ZM24 101H23V102H24ZM41 101H40V102H41ZM56 101L59 102V100H56ZM56 101H55V102L53 101V102H54L53 104H55V103L57 104L58 102H56ZM65 101H66V100H65ZM79 101H80V100H79ZM102 101H103V100H102ZM104 101H105V100H104ZM106 101H107V100H106ZM106 101H105V102H106ZM108 101H109V100H108ZM108 101H107V103H108ZM111 101H113V100L111 99ZM111 101H110V103H111ZM115 101H116V99L114 100V102H115ZM122 101H123V100H122ZM126 101H127V100H126ZM126 101H125V102H126ZM172 101H174V100H172ZM36 102H37V101H36ZM67 102H68V99H67ZM116 102H118V100H117ZM125 102H124V103H125ZM19 103H20V100H19ZM29 103H30V102H29ZM31 103H32V102H31ZM59 103H63V102H59ZM87 103H88V102H87ZM87 103H86V105H87ZM110 103H108V105H109ZM120 103H122V102H120ZM129 103H128V104H129ZM0 104H1V103H0ZM53 104L50 103V105H53ZM67 104H68V106H70L72 103L69 104V102H68V103H66L65 105L67 106ZM84 104H85V103H84ZM97 104H98V103H97ZM100 104H101V103H100ZM103 104H104V103H103ZM112 104H113V103H112ZM122 104H123V103H122ZM59 105H60V104H59ZM62 105H63V104H62ZM120 105H121V104H120ZM199 105H201V104H199ZM55 106H56V105H55ZM68 106H67V107H68ZM74 106H77V105H74ZM74 106H73V104H72V107H71V108H74ZM89 106H90V105H89ZM89 106H87V107H89ZM98 106H99V105H98ZM111 106H115V105H111ZM124 106H125V107H126V106L128 107L127 103H126V105H124ZM195 106H196V105H195ZM202 106H203V107H206V110H208L207 108H209L210 105H208V107H207V106H204V105H202ZM34 107H35V106H34ZM49 107H50V106H49ZM53 107H54V106H53ZM61 107H62V106H61ZM61 107H60V108H61ZM92 107H94V106H92ZM121 107H122V106H121ZM125 107H123V109H126V108H127V107H126V108H125ZM129 107H131V106H129ZM212 107H213V109H214V106H212ZM217 107H218V106H217ZM45 108H46V107H45ZM57 108H58V107H57ZM62 108H65V107H62ZM89 108H90V107H89ZM89 108H88V110H87V109H85V110L89 111ZM99 108H100V107H99ZM103 108H104V107H103ZM106 108H107V106L105 107V109H106ZM119 108H120V107H119ZM179 108H180V106H179ZM201 108H202V107H201ZM2 109H3V108H2ZM22 109H25V108L22 107ZM37 109H39V108H37ZM46 109H48V108H46ZM51 109H52V108H51ZM105 109H104V110H105ZM109 109H110V108H109ZM111 109H116V107H115V108H111ZM117 109H118V107H117ZM186 109H187V108H186ZM197 109L199 110L200 108H197ZM202 109L204 110L205 108H202ZM202 109H200L199 111L201 112ZM0 110H1V109H0ZM14 110H15V109H14ZM31 110H32V109H31ZM31 110H28V111H31ZM49 110H50V109H49ZM49 110H48V111H49ZM70 110H71V109H69V112H70ZM93 110H94V108H93ZM96 110H97V109H96ZM121 110H122V109H121ZM129 110H130V109H129ZM131 110H132V109H131ZM220 110H221V109H220ZM220 110H218V111H220ZM227 110H226V111H227ZM3 111H4V110H2V112L0 111L1 114L3 113ZM25 111H27V110H25ZM28 111H27V113H25V115H26V114L28 115ZM44 111H46V110L44 109ZM48 111H47L46 113H48ZM58 111H59V110H58ZM62 111H63V110H62ZM64 111H65V109H64ZM66 111H67V109H66ZM71 111H72V110H71ZM80 111H81V110H80ZM116 111H117V110H116ZM126 111H127V109L125 110V112H126ZM176 111H177V110H176ZM178 111H179V110H178ZM214 111H215V110H214ZM222 111H223V110H222ZM226 111H225V112H226ZM15 112H17V111H15ZM41 112H43L42 109H41ZM41 112H40V113H41ZM60 112H61V111H60ZM83 112L85 113L86 111H83ZM94 112H95V111H94ZM113 112H114V111H113ZM118 112H119V111H118ZM125 112H124V113H125ZM127 112H128V111H127ZM136 112H137V115H136ZM166 112H170V110H169V111L166 110ZM202 112H203V111H202ZM208 112H209V110H208ZM220 112H221V111H220ZM223 112H224V111H223ZM23 113H24V112H23ZM49 113H51V112H49ZM49 113H48V115H47V114H46V115H47V116H50L51 114H49ZM58 113H59V112H58ZM62 113H63V112L59 113L60 116H58V117L63 116V115H61ZM96 113H97V111H96ZM96 113H95V114H96ZM106 113H107V112H106ZM110 113H111V112H110ZM114 113H116V112H114ZM114 113H113V114H114ZM182 113H183V112H182ZM205 113H206V112H205ZM212 113H213L214 116H218V115H219V112H217V111L212 112ZM221 113H222V112H221ZM221 113H220V114H221ZM12 114H16V113L13 112ZM17 114H18V113H17ZM37 114H38V113H37ZM53 114H55V113H53ZM53 114H52V115H53ZM77 114H78V113H77ZM77 114H76V115H77ZM116 114L119 116L120 113H119V114L116 113ZM125 114H126V113H125ZM130 114H131V112H130ZM138 114H139V115H138ZM185 114H186V113L184 112V115H183V116H185ZM225 114H226V113H224V114H222V115H225ZM5 115H6V114H5ZM7 115H8V114H7ZM7 115H6V116H7ZM30 115L32 116V114H29V118H30ZM33 115H34V114H33ZM44 115H45V114H44ZM83 115H84V114H83ZM83 115L81 114V117H83ZM120 115H121V114H120ZM122 115H124V114H122ZM122 115H121V116H122ZM132 115H131V117H129V118H130L131 120H134V117H132ZM0 116H1V115H0ZM2 116H4V115L2 114ZM2 116H1V118H2ZM40 116L43 117L42 114H39V117H40ZM47 116H46V117H47ZM53 116H56V114L53 115ZM64 116H65V114H64ZM66 116H67V114H66ZM73 116H74V115H73ZM91 116H92V115H91ZM113 116H114V115H113ZM113 116H112V117H113ZM115 116H116V115H115ZM193 116H194V115H193ZM195 116H196V115H195ZM195 116H194V117H195ZM214 116H213V117H214ZM225 116H226V115H225ZM230 116H231V117H230ZM17 117H18V115H17ZM27 117H28V116H27ZM32 117H33V116H32ZM37 117H38V116H37ZM37 117H36V118H37ZM51 117H52V116H51ZM58 117H57V119H59ZM94 117H95V116H94ZM112 117L110 116V118H112ZM119 117H120V116H119ZM119 117H118V118H119ZM124 117H125V115H124ZM126 117H127V116H126ZM136 117H137V118H136ZM194 117H193V118H194ZM196 117H197V116H196ZM196 117H195V120H192V119H191L192 117H189V119H187V120H190V119H191L193 122H194V121L196 122V120H198V119H197L198 117H197V118H196ZM33 118H35V117H33ZM33 118H32V119H33ZM36 118H35V119H36ZM40 118H41V117H40ZM48 118H49V117H48ZM55 118H56V117H55ZM77 118H78V117H77ZM77 118H76V119H77ZM86 118H87V117H86ZM106 118H107V117H106ZM110 118H109V119H110ZM120 118H121V117H120ZM217 118H218V117H217ZM25 119H26V121H30V119H29V120H27V118H25ZM38 119H39V118H38ZM41 119H43V118H41ZM44 119H45V118H44ZM49 119H51V118H49ZM57 119H56V120H57ZM76 119H75V120H76ZM79 119H80V118H79ZM81 119H82V118H81ZM84 119H85V118H84ZM89 119H90V118H89ZM92 119H93V117L91 118V121H92ZM104 119H105V118H104ZM112 119H114V118H112ZM112 119H111V121H112ZM115 119H116V118H115ZM122 119H123V118H121V121H122ZM125 119H127V118H125ZM199 119H200V117H199ZM52 120H54V119H52ZM52 120L50 121V124H52V123H51ZM56 120H54V123H55ZM77 120H78V119H77ZM98 120H99V119H98ZM98 120H97V121H98ZM100 120H102V119H100ZM128 120H129V119H128ZM172 120H173V119H172ZM201 120H204V122H205V119H204V118H203V119L201 118ZM201 120H199V121H201ZM209 120H210V119H209ZM209 120L206 119V121H209ZM33 121H34V120H33ZM39 121H42V120H39ZM48 121H49V120H48ZM60 121H61V120H60ZM60 121L58 120L57 123H58V122L60 123ZM66 121H67V120H66ZM66 121H61V123L64 122V123L66 124V123L68 122V121H67V122H66ZM81 121H82V120H81ZM86 121H87V120H86ZM89 121H90V120H89ZM94 121H95V119H94ZM94 121H93V122H94ZM107 121H108V119H107ZM114 121H115V120H114ZM184 121L187 122V121H186V117H185V120H183V122H184ZM192 121H190V122L193 123ZM212 121H213V120H211V122H212ZM218 121H220V120H218ZM22 122H24V121H22ZM30 122H32V121H30ZM74 122H75V121H74ZM74 122H73V123H74ZM78 122L80 123V121H78ZM84 122H85V120H84ZM84 122H83V123H84ZM98 122H99V121H98ZM105 122H106V121H105ZM112 122H113V121H112ZM122 122H125V121L123 120ZM190 122H189V123H190ZM209 122H210V121H209ZM7 123H8V124L4 123V121H3V125L6 124V125L9 126V125H13V123H15V124L18 123V120H16V122H13V123L10 122L11 124H10L9 122H7ZM34 123H35V122H34ZM37 123H38V121H37ZM40 123H41V122H40ZM44 123H45V122H44ZM46 123L48 124V122H46ZM54 123H53V124H54ZM57 123H56V124H57ZM59 123H58V124H59ZM71 123H72V121H71V122L69 121V123H67V125H69V124H71ZM88 123H89V122H88ZM96 123H97V122H96ZM119 123H120V122H119ZM127 123H128V122H127ZM127 123H125V124H127ZM131 123L133 124V121H132ZM212 123H213V122H212ZM216 123H217V122H216ZM216 123H214V124L216 125ZM226 123H225V125H226ZM262 123H263V122H262ZM18 124H19V123H18ZM21 124H22V123H21ZM31 124H32V123H31ZM42 124H43V123H42ZM42 124H41V126H43ZM58 124H57V125H58ZM77 124H78V123H77ZM77 124H76V125H77ZM104 124H105V123H104ZM106 124H107V123H106ZM111 124H113V123H111ZM111 124H110V125H111ZM132 124H130V120H129V124H127V125L125 126V128H124L123 131L120 130L121 128H120V129L118 128L119 131H118V130H115V131H118V132L121 131V134H120V133L118 134L119 136H118L117 134H116V135H117V136H116V135L114 134L115 131H114V130H111V129H114V128H111V126H109V128H111V129H110V130H111L110 133H112V132L114 131L113 134H111V135H113V137H114V135H115L116 137H118L117 140H114V143H115V141H116L120 146L124 147V149H129V148L133 145V141L135 140V133H136L135 130H136V129L132 128V127H133ZM142 124H143V125H142ZM171 124H172V123H171ZM196 124H197V122H196ZM202 124H203V123H202ZM202 124L199 123V125H202ZM204 124H205V123H204ZM206 124H207V123H206ZM206 124H205V125H206ZM208 124H209V123H208ZM208 124L206 125V126H208V127L214 126V125H210V126H209ZM220 124H221V125H219V126H220V128H221V127L224 125V123H220ZM263 124H264V123H263ZM3 125H2V126H3ZM27 125L29 126V124H27ZM36 125H37V124H36ZM39 125H40V124H39ZM61 125H62V128H64V127H63V126H64L63 123H62ZM76 125H75V126H76ZM85 125H88V124H86V122H85ZM85 125H83V126H85ZM101 125H103V124L101 123ZM108 125H109V122H108ZM114 125H116L115 122H114ZM118 125H119V124H118ZM118 125H116V126H118ZM156 125L158 126V127L156 126V129L158 128V129L160 130L161 127H159V123L156 124ZM168 125H170V124H168ZM181 125H182V124H181ZM183 125H185V123H184ZM183 125H182V128H183ZM186 125H189L188 122L186 123ZM186 125H185V126H186ZM191 125H192V124H191ZM191 125H189V126H191ZM20 126H21V125H20ZM55 126H56V125H55ZM73 126H74V125H73ZM80 126H81V125H80ZM93 126H94V125H93ZM105 126H107V125H104V127H105ZM119 126H120V125H119ZM121 126H122V124H121ZM123 126H124V124H123ZM136 126H137V124H136ZM176 126H177V125H176ZM185 126H184V127H185ZM3 127H4V126H3ZM9 127H10V126H9ZM14 127H15V126H14ZM17 127H18V126H17ZM38 127L40 128V126H38ZM38 127L36 126V128H38ZM58 127H60V126H58ZM65 127H66V126H65ZM86 127H87V126H86ZM104 127H103V128H104ZM107 127H108V126H107ZM113 127H114V126H113ZM134 127H135V125H134ZM180 127H181V126L179 125V128H180ZM186 127H187V126H186ZM191 127H192V126H191ZM191 127H190V129H191ZM194 127H195V126H194ZM194 127H193V129H194ZM202 127H203V125H202ZM208 127H206V128H208ZM12 128H13V127H12ZM15 128H16V127H15ZM36 128H35V129L33 130V132H31V133L34 134V131H36ZM62 128H60V129L62 130ZM81 128H84V127L81 126L80 129H79V128H78V129L81 130ZM87 128H88V127H87ZM89 128H90V127H89ZM103 128H102V129H103ZM135 128H136V127H135ZM151 128H152V127H151ZM168 128H169V126H168ZM176 128H178V127H176ZM204 128H205V127H204ZM206 128H205V129H206ZM225 128L227 129V126H225ZM225 128H224V131H225ZM0 129H1V128H0ZM4 129H5V128H4ZM8 129H10V128H8ZM17 129H18V128H17ZM41 129H42V127H41ZM41 129H40L41 132H42L43 130H46V129H43V130H41ZM55 129H56V128H55ZM71 129H72V127H71ZM74 129H75V127H74ZM74 129H73V130H74ZM78 129H75V132H74L75 134H76V131H78ZM116 129H117V128H116ZM122 129H123V128H122ZM140 129L142 130V128H138L137 131L140 130ZM158 129H157V130H158ZM162 129H164V128H162ZM162 129H161L162 133H164V132L166 133V131L169 130V129L166 128L167 130H166V131H163ZM185 129H188V128H185ZM193 129H191V131H192ZM201 129H202V128H201ZM205 129H204V130H205ZM211 129H212V128H211ZM211 129H210V131H211ZM213 129H217V130H218V128H216V126L213 127ZM2 130H3V129H1V132L3 133ZM61 130L57 129V130H55V131H59V133H57V134L59 135L60 132H61ZM69 130H70V129H69ZM82 130H83V129H82ZM84 130H85V129H84ZM92 130H93V129H92ZM106 130H107V132L105 131V134H108V131H109L108 128H107ZM141 130H140V132H141ZM174 130H176V129L174 128ZM194 130H195V129H194ZM219 130H220V129H219ZM222 130H223V128H222ZM222 130H221V131H222ZM4 131H7V130L5 129ZM15 131H16V130L11 131V132H14V133H15ZM40 131L37 132V134H39ZM55 131H54V132H55ZM67 131H68V130H67ZM97 131H98V130H97ZM100 131H101V130H100ZM161 131H160V134H161ZM183 131H184V130H183ZM200 131L203 132L202 130H200ZM207 131H209V130L207 129ZM1 132H0V133H1ZM17 132H18V131H16V133H17ZM20 132H21V131H20ZM20 132H19V133H20ZM54 132H53V133H54ZM70 132H71V131H70ZM78 132H79V131H78ZM78 132H77V134H78ZM87 132H88V131H87ZM101 132H102V131H101ZM140 132H139V133H140ZM170 132H171V131H170ZM29 133H30V132H29ZM53 133H52V134H53ZM67 133H68V132H67ZM74 133L71 132V138H73L72 135H73ZM79 133H80V132H79ZM110 133H109V134H110ZM143 133H144V132H143ZM146 133H147V132H146ZM204 133H208V132H204ZM4 134H5V133H4ZM4 134H3V135H4ZM6 134H7V132H6ZM6 134H5V136H6ZM23 134H24V133H23ZM55 134H56V133H54V135H55ZM57 134L55 135L56 138L58 137ZM68 134H69V133H68ZM68 134H66V135H68ZM77 134H76V135H77ZM84 134H85V133H84ZM90 134H91V133H90ZM90 134H89V135H90ZM92 134H94V133L92 132ZM99 134H100V133H99ZM103 134H104V131H103ZM105 134H104V135H105ZM136 134H137V133H136ZM175 134H176V133H175ZM175 134H174V135H175ZM201 134L203 135V133H201ZM212 134H213V133H212ZM212 134H211V135H212ZM214 134H216V133H214ZM214 134H213V137H214ZM219 134H220V133H219ZM219 134H218V135H219ZM8 135H9V133L7 134V136H8ZM10 135H11V134H10ZM12 135L15 136L16 134H12ZM18 135H19V134H18ZM35 135H36V133H35ZM54 135H53V136H54ZM69 135H70V134H69ZM76 135H75V136H76ZM81 135H82V133H81ZM89 135H88V136H89ZM101 135H102V133L100 134V136H101ZM145 135H147V134H145ZM161 135H162V134H161ZM218 135L216 134L215 139H216V137H217ZM22 136H23V135H22ZM25 136H26V135H24V137H18V136H17V137H18V138H21V142H23V141H25V140L22 139V138H25ZM29 136H30V135H29ZM36 136H37V135H36ZM38 136H39V135H38ZM45 136H46V134H44V137H43L44 139H39V140H37V139L39 138V137H37L36 140L39 141V142H40V140L43 141V140L46 139ZM55 136L52 137L51 135H48L49 139H51L50 137H52V138L55 139ZM78 136H79V134H78ZM206 136H207V135H206ZM209 136H210V135H209ZM3 137H4V136H3ZM17 137H16V140H17ZM26 137H27V136H26ZM31 137H32V136H31ZM40 137H41V136H40ZM48 137H47V140H48ZM63 137H64V136H63ZM63 137H62V140H63ZM67 137H68V136H66V138H67ZM82 137H83V136H82ZM85 137H87V136L85 135ZM108 137H109V136H108ZM159 137H161V136H159ZM187 137H188V135H187ZM213 137H212V138H213ZM220 137H221V136H220ZM220 137H219V140H220ZM4 138H5V137H4ZM10 138H11V137H9V140H8V141H10V140L13 141V139H10ZM12 138H15V137L12 136ZM58 138H59V137H58ZM66 138H65V139H66ZM71 138H70V139H71ZM74 138H75V137H74ZM88 138H89V137H88ZM101 138H102V137H101ZM104 138H105V137H104ZM104 138H103V140H104ZM106 138H107V137H106ZM110 138H111V140L113 139L112 136L109 137V138H107V139L109 140ZM185 138H186V136H185ZM189 138H190V137H189ZM192 138H193V137H192ZM199 138H200V137H199ZM202 138L204 139V137H201V138L199 139V142H200V141H202V142H203V141L206 142L205 140H207V139L202 140ZM209 138H210V137H209ZM2 139H3V138H2ZM59 139H60V138H59ZM59 139H58V140H59ZM89 139H91V138H89ZM98 139H99V138H98ZM177 139H178V138H177ZM215 139H214V140H215ZM223 139H224V138H223ZM0 140H1V139H0ZM14 140H15V139H14ZM16 140H15V141H16ZM22 140H23V141H22ZM27 140H28V139H27ZM31 140H33V139H31ZM31 140H30L29 142H32ZM47 140H46V142H47ZM62 140H61V141H62ZM75 140H76V139H75ZM75 140H74V141H75ZM108 140H107V141H108ZM185 140H186V139H185ZM188 140H189V139H188ZM193 140H194V139H193ZM197 140H198V139H197ZM208 140H209V139H208ZM219 140H217V141L219 142ZM227 140H228V139H227ZM227 140H226V141H227ZM229 140H230V139H229ZM37 141H36V142H37ZM63 141H65V140H63ZM63 141H62V142H63ZM85 141H86V139H85ZM88 141H89V140H88ZM88 141H87V142H88ZM90 141H91V140H90ZM90 141H89V142H90ZM107 141H106V142H107ZM112 141H113V140H112ZM191 141H192V140H191ZM195 141H196V139H195ZM217 141H214L215 143H213V144H216V146H219V145H217V144H218ZM224 141H225V140H224ZM0 142H1V141H0ZM2 142H3V141H2ZM4 142H5V141H4ZM18 142H19V139H18L17 143H18ZM27 142H28V141H27ZM33 142H35V140H33ZM46 142H45V143H46ZM62 142H61V144H62ZM101 142H103V141H101ZM108 142H109V141H108ZM153 142H154V141H153ZM160 142H161V141H160ZM162 142H163V139H162ZM162 142H161V143H162ZM177 142H179V141L177 140ZM181 142H184V140L181 141ZM204 142H203V143H204ZM208 142H210V141H208ZM211 142H212V141H211ZM9 143H10V144H9ZM15 143H16V142H15ZM17 143H16L15 145H17L16 147H18V148H19L20 145H21V146L24 145V146H22V149L25 148V145H30V146L32 147V145L29 144V143H28V144L24 143V144H20V145H19V143H18V144H17ZM42 143H43V142H41V146L44 145L45 147H46V145L48 144V143H47V144H45V143L42 144ZM53 143H58V142H53ZM53 143H50V142H49L48 145H52ZM64 143H65V142H64ZM69 143H70V141H69ZM74 143H76V142H74ZM83 143H84V142H83ZM83 143H80L79 145H82ZM94 143H95V142H94ZM111 143L113 144V142H110V144H111ZM134 143H136V142H134ZM219 143H220V142H219ZM223 143H224V142L222 141V144H223ZM7 144H8V146H11V144L14 145L13 142H7ZM37 144L40 145V143H36V145H37ZM59 144H60V142H59ZM90 144H91V143H90ZM104 144H107V143H104ZM162 144H163V143H162ZM167 144H169V143H167ZM188 144L191 145V143H188ZM188 144H187V145H188ZM192 144H193V143H192ZM204 144H208V143H204ZM222 144H221L220 147H223V149H222V151H223V150H225V148H224L225 146L222 145ZM0 145H2V147H3V146L5 145V143H4V145L0 143ZM13 145H12V147H13ZM18 145H19V146H18ZM33 145H35V143H34ZM48 145H47V146H48ZM69 145H71V144H69ZM72 145H74V144L72 143ZM102 145H103V143H102ZM115 145H116V144H115ZM115 145H113V146L116 147ZM195 145H196V144H195ZM210 145H212V144H210ZM8 146H7V147H8ZM41 146H40V147H41ZM56 146H57V147H56ZM56 146H55V148H53V146H52V149H50L51 147L49 146V150H53V149L55 150V149H56V150L58 151V147L60 146V148H61V145H56ZM62 146H63V145H62ZM64 146H65V144H64ZM64 146H63V149H64ZM84 146H85V145H84ZM86 146H87V145H86ZM104 146H105V145H104ZM108 146H109V145H108ZM113 146H109V147H113ZM136 146H137V145H136ZM151 146H152V143H151ZM164 146H165V145H164ZM188 146H189V145H188ZM196 146H197V145H196ZM198 146H200V145H198ZM226 146H227V145H226ZM230 146H229V148H230ZM12 147H11V150H12V149H13V150L16 149L15 147H13V148H12ZM37 147H38V146H35V148H32V149H35V150H36ZM40 147H39V149H40ZM71 147H73V146H70V147H69L70 150H73V151H74V149H71ZM78 147H79V150H82V149L84 150V148H81V149H80V147H82V146H78ZM93 147H95V146H93ZM114 147H113V149H114ZM117 147H118V146H117ZM166 147H167V145H166ZM168 147H170V146H168ZM202 147H203V146H202ZM18 148H17V149H18ZM29 148H30V147H29ZM42 148H43V149H42ZM42 148H41V149H42V150H41V153H42L43 150H44V147H43V146H42ZM46 148H47V147H46ZM46 148H45V149H46ZM69 148H68V146H67V147H66V150H62V151H64V152L67 153V151L69 150ZM73 148H74V147H73ZM87 148H88V147H87ZM104 148H105V147H104ZM104 148H102V146H101V148H99L98 151H100V149H104ZM119 148H120V147H119ZM203 148H204V147H203ZM205 148H207V147H205ZM205 148H204V149H205ZM229 148H226V149L229 150ZM32 149H31L30 151H32ZM90 149H91V151H89V149H88L87 151H89V152H93V151H92L93 148H90ZM94 149H95V148H94ZM106 149H107V145H106ZM115 149H116V148H115ZM124 149H123V151H124ZM130 149H131V148H130ZM169 149H170V148H169ZM255 149H256V148H255ZM0 150H1V149H0ZM18 150H19V149H18ZM20 150H21V148H20ZM25 150H27V149H24V151H23V150H21V151H23L24 153H26L27 151H25ZM28 150H29V149H28ZM47 150H48V149H47ZM59 150H60V149H59ZM79 150H78L77 153H79ZM95 150H96V149H95ZM107 150H109V148H108ZM111 150H112V149H111ZM116 150H117V149H116ZM245 150H246V149H245ZM247 150H249V149H247ZM250 150H251V149H250ZM256 150H257V149H256ZM258 150H259V149H258ZM1 151H2V150H1ZM30 151H29V152H30ZM85 151H86V149H85ZM85 151H84V152H85ZM98 151H96L97 154L100 153V152L98 153ZM102 151H103V150H102ZM104 151H105V155H103V156H107L106 158H108V155H106L107 153H109V154L111 153V156H113V155H112V151H111V152H109L110 150H109V151L104 150ZM120 151H122V148H121ZM129 151H130V150H129ZM180 151H181V150H180ZM190 151H191V150H190ZM251 151H253V150H251ZM36 152H39V151L36 150L35 153H36ZM45 152H46V151H45ZM47 152H50V151H47ZM64 152H62V154H63ZM71 152H72V151H71ZM75 152H76V151H75ZM81 152H83V151H81ZM106 152H107V153H106ZM115 152L118 153L119 151H115ZM115 152H114V153H115ZM126 152H127V151H126ZM126 152H125V153H126ZM175 152H176V150H175ZM177 152H179V151H177ZM185 152H186V151H185ZM187 152H189L188 149H187ZM35 153H34V154H35ZM52 153H53V151H52ZM52 153H50V155H51ZM56 153H57V152H55V154H56ZM59 153H61V150H60V152L58 151V155H54L55 158H56V156L59 157L60 155H62V154H59ZM85 153H86V152H85ZM94 153H95V152H94ZM114 153H113V154H114ZM122 153L124 154V152H122ZM158 153L160 154L161 152H158ZM181 153H182V152H180V154H181ZM221 153H220V154H221ZM254 153H255V150H254ZM16 154H17V153H16ZM27 154H29V153L27 152L26 155H27ZM86 154H88V153H86ZM86 154H84V157L86 156ZM89 154H90V156H88L87 159L91 158V154H92V153H89ZM101 154H102V153H101ZM115 154H116V153H115ZM115 154H114V155H115ZM128 154H129V153H128ZM138 154H139V157H140V153H138ZM138 154H136V155H138ZM206 154H207V153H206ZM217 154H218V153H217ZM22 155H23V154H22ZM74 155H75V154H74ZM92 155H93V154H92ZM214 155H215V153L213 154V156H214ZM0 156H1V155H0ZM12 156H13V154H12ZM16 156H17V157H16ZM16 156H15V158L18 159V155H16ZM32 156H33V155H32ZM77 156H78V155H77ZM96 156H98V155H96ZM109 156H110V155H109ZM124 156H125V155H124ZM132 156L134 157L133 154H132ZM218 156H221V155H218ZM225 156H226V157H225ZM254 156H256V155H254ZM22 157H23V156H21V158H22ZM24 157H26V156H24ZM24 157H23V159H25ZM27 157H28V155H27ZM48 157H49V156H48ZM52 157H53V156H51V158H52ZM63 157H64V156H63ZM71 157H74V156L72 155ZM78 157H79V156H78ZM81 157H82V154H81ZM98 157H99V156H98ZM100 157H102V155H100ZM115 157H116V155H115ZM135 157H136V156H135ZM202 157H203V156H202ZM202 157H201V158H202ZM0 158H1V157H0ZM11 158H12V159H11ZM11 158H9V159H11V160L14 159L13 157H11ZM55 158H52V159H55ZM64 158H65V157H64ZM93 158H94V157H93ZM96 158H97V157H96ZM96 158H95V159H96ZM197 158H200V157H197ZM203 158H204V157H203ZM215 158H218L217 155L215 156ZM254 158H255V157H254ZM2 159H3V157H2ZM7 159H8V158H7ZM17 159H15V160H17ZM19 159H20V158H19ZM27 159H29V158H27ZM37 159H39V158L37 157ZM41 159H42V158H41ZM57 159H58V158H57ZM59 159H60V157H59ZM65 159H66V158H65ZM65 159H64V160H65ZM69 159H70V161H71V158H70V157H69ZM73 159H75V158H73ZM76 159H77V158H76ZM97 159H98V158H97ZM99 159H100V158H99ZM99 159H98V160H99ZM102 159H103V157H102ZM111 159H112V158H111ZM111 159H110V161H109L110 163H111ZM122 159H125V158H121V160H122ZM127 159L130 160V159H131V156H129V158L127 157ZM181 159H182V158H181ZM183 159H184V158H183ZM206 159H207V158H206ZM209 159H211V158H209ZM209 159H208V161H210ZM237 159H238V158H237ZM260 159H261V158H260ZM85 160H86V159H85ZM104 160H106V159H103V161H104ZM107 160H108V159H107ZM107 160H106V161H107ZM113 160H114V159H113ZM117 160H119V159L117 158ZM121 160H119L118 163H122V162H120ZM192 160H193V159H192ZM194 160H196V159L194 158ZM198 160H199V159H198ZM217 160H218V159H217ZM220 160H219V162H220ZM0 161H1V159H0ZM27 161H28V160H27ZM32 161L35 162V159L32 160ZM39 161H40V160H39ZM70 161H68V163H70ZM90 161H91V160H90ZM100 161H101V160H100ZM100 161H99V162H100ZM115 161H116V160H115ZM160 161H161V160H160ZM183 161H184V160H183ZM201 161H203V159H201ZM204 161H205V160H204ZM211 161H212V160H211ZM246 161H247V160H246ZM253 161H254V160H253ZM10 162H11V161H10ZM23 162H24V161H23ZM23 162H22V161L20 162V160L18 161V163H23ZM58 162H60V161L58 160ZM61 162H62V161H61ZM72 162H73V161H72ZM82 162H83V161H82ZM82 162L80 161L79 163H82ZM86 162H87V161H86ZM92 162H93V165H94V163H95L96 161L94 162V161L92 160V161H91V165H92ZM109 162H108V163H109ZM123 162H124V161H123ZM128 162H130V161L127 160L126 163L128 164ZM135 162H136V161H135ZM199 162H200V161H199ZM232 162H233V161H232ZM238 162H239V160H238ZM0 163H1V162H0ZM12 163H16V162L13 161ZM25 163H27L26 160H25ZM25 163H24V164H25ZM36 163H38L37 160H36ZM88 163H90V162H88ZM97 163H98V162H97ZM97 163H96V164H97ZM102 163H103V162H102ZM113 163H115V162H113ZM116 163H117V162H116ZM126 163H125V164L122 163V164H124V166H122V167H126V166H125ZM130 163L132 164V160H131ZM160 163H161V162H160ZM160 163H158V164H160ZM203 163H204V162H203ZM203 163L201 162V164H203ZM207 163H208V162H207ZM210 163H211V162H210ZM214 163H216V162H214ZM221 163H222V162H221ZM251 163H252V164H250V162H249L248 164H250L251 166H252L253 164H254V165L257 164V166H258V165L261 166V165L264 164V161H263V159H261V160H259V161H257V162L255 161V162H251ZM255 163H256V164H255ZM2 164L4 165V163H2ZM38 164H39V163H38ZM44 164H45V162H44ZM64 164H65V163H64ZM66 164H67V162H66ZM71 164H72V163H71ZM74 164H77V163L75 162ZM185 164H186V163H185ZM216 164H217V163H216ZM235 164H236V163H235ZM239 164H240V163H239ZM244 164H245V163H244ZM248 164H247V165H248ZM5 165H6V164H5ZM20 165H21V164H20ZM46 165H47V164H46ZM57 165H58V163H57ZM60 165H61V164H59V166H60ZM67 165H68V164H67ZM89 165H90V164H88V166H87V165H86V166L89 167ZM109 165H110V164H109ZM109 165H107V166H109ZM191 165L193 166L194 164H191ZM195 165H196V164H195ZM195 165H194V166H195ZM205 165H206V163H205ZM205 165H203V166L201 165L200 168H204ZM250 165H249V166H250ZM1 166H2V165H1ZM21 166H22V165H21ZM59 166H58L57 168H59ZM65 166H66V165H65ZM70 166H71V165H70ZM95 166H96V165H94V167H95ZM98 166H99V165H98ZM111 166H112V165H111ZM117 166H118V165H117ZM119 166H120V165H119ZM119 166H118V169L121 168V166H120V167H119ZM186 166H187V165H186ZM186 166H185V167H186ZM196 166H197V165H196ZM241 166H242V165H241ZM6 167H7V166H6ZM60 167H61V168H59V169L62 170V169H63V166H60ZM66 167H67V166H66ZM78 167L84 168L85 166H78ZM137 167H139V166H137ZM159 167H160V165H159ZM164 167H165V166H164ZM187 167H188V166H187ZM189 167H190V166H189ZM234 167H235V168H234ZM243 167H244V165H243ZM1 168H2V167H1ZM1 168H0V170H1ZM64 168H65V167H64ZM75 168L77 169V167H75ZM75 168H73V169L75 170ZM81 168H79V169L82 170ZM97 168H98V167H97ZM110 168H111V167H110ZM114 168H116V167H114ZM114 168H113V169H114ZM131 168H132V170H133V165H132V167L130 166V168L128 167L126 172H129L130 170L128 171V169H131ZM160 168H161V167H160ZM205 168H206V167H205ZM248 168L251 169V167H248ZM248 168H247V169H248ZM18 169H19V168H18ZM85 169H86V168H85ZM90 169L93 171V168H90ZM90 169H89V170H90ZM122 169H124V168H122ZM166 169H167V168H166ZM172 169H174V168H172ZM189 169H190V168H189ZM192 169L195 170L196 167H195V168H192ZM223 169H225V168H223ZM249 169H248V170H249ZM5 170H6V169H5ZM5 170H4V171H5ZM49 170H51V169H49ZM65 170H66V168H65ZM65 170H63V171H61V172H64ZM70 170H71V169H70ZM94 170H95V169H94ZM98 170H99V169H98ZM100 170L103 171V170H105V169H104L103 166H102V168H101ZM108 170H109V169H108ZM162 170L164 171V169H162ZM167 170H168V169H167ZM185 170H186V168H185ZM185 170H184V171H185ZM201 170H203V169H201ZM221 170H222V169H221ZM251 170H252V169H251ZM8 171H9V169H8ZM52 171H53V170H52ZM54 171H56L55 167H54ZM67 171H69V170H67ZM67 171H66V172H67ZM82 171H84V170H82ZM105 171H106V170H105ZM112 171H113V170H112ZM119 171H121V169H120ZM119 171H118V170L116 171L117 174H121V175H123L122 173H123L124 171H122V173H118ZM148 171H149V170H148ZM195 171H196V170H195ZM6 172H7V171H6ZM32 172H33V171H32ZM32 172L29 173V174H31L30 177H31L32 175H34V173L37 174V173H36L37 171L33 172V174H32ZM72 172L74 173V171H72ZM75 172H77V171L75 170ZM80 172H81V171H80ZM85 172H86V170H85ZM90 172H91V171H89V173H90ZM95 172H97V171L95 170ZM95 172H94V173H95ZM161 172H162V171H161ZM223 172H224V171H223ZM1 173L3 174V172H1ZM7 173H8V172H7ZM9 173H10V172H9ZM12 173L15 174L16 172H15V173L12 172ZM38 173H39V172H38ZM46 173L49 174V171H48V172L46 171ZM68 173H69V172H68ZM70 173H71V171H70ZM73 173H71V174H73ZM83 173H84V172H83ZM86 173L88 174V172H86ZM94 173H93V175H94ZM97 173H99V171H98ZM97 173L95 174V176H96V175L98 176ZM100 173H101L100 176H102V174L105 173V172L102 173V172L100 171ZM110 173H111V172H110ZM110 173L108 172V175H109ZM113 173L115 174V176H117V174H116L115 172H113ZM124 173H125V172H124ZM157 173H159V172H157ZM169 173H171V172H169ZM169 173H168V174H169ZM227 173H224V174L228 177ZM20 174H21V173H20ZM39 174H40V173H39ZM77 174H78V172H77ZM105 174H107V172H106ZM144 174H146V173H144ZM159 174H160V173H159ZM159 174H158V175H159ZM214 174H215V173H214ZM218 174H219V173H218ZM243 174H245V173H243ZM15 175H17V174H15ZM21 175H22V174H21ZM23 175H25V174L23 173ZM69 175H70V174H69ZM74 175H75V174H74ZM74 175H73V177H74ZM78 175H79V174H78ZM81 175H82V174H81ZM88 175H89V174H88ZM91 175H92V174H91ZM91 175H90V177H91V179H92V176H93V175H92V176H91ZM121 175H120V177H121ZM125 175H126V174H125ZM125 175H124V178H125ZM128 175H129V174H128ZM128 175H127V176H128ZM216 175H217V174H216ZM220 175L223 176L222 174H220ZM245 175H246V174H245ZM3 176H4V175H3ZM3 176L1 175V177H3ZM5 176H6V175H5ZM7 176H11V177H13L14 175L9 174V175H7ZM7 176H6V177H7ZM26 176H28V175H26ZM38 176L40 177V175H37V176H35V177H38ZM46 176H47V175H46ZM46 176H45V177H46ZM82 176H83V175H82ZM118 176H119V175H118ZM162 176H163V174H162ZM164 176H165V175H164ZM164 176H163V177H164ZM176 176H178L177 173H176ZM255 176H256V175H255ZM255 176H254V177H255ZM1 177H0V178H1ZM11 177H9V178H11ZM14 177H15V179H17V178L19 177V174H18V177H17V176H14ZM20 177H21V179H23L24 176H23V177L20 176ZM30 177H27V178H30ZM35 177H34V179H35ZM43 177H44V176H43ZM75 177H76V179H77V176H75ZM79 177H80V175H79ZM86 177H88V176L86 175ZM90 177H89V178H90ZM102 177H103V176H102ZM104 177H108V176H104ZM128 177H129V176H128ZM128 177H126V179H127ZM131 177H133V176H132V172H131ZM131 177H129L130 180L128 179L129 182L132 180ZM159 177H161V176H159ZM159 177H158V179H159ZM163 177H162V178H163ZM167 177H168V175H167ZM205 177H206V176H205ZM209 177H210V176H209ZM213 177H214V175H213ZM219 177H220V176H219ZM219 177H218V176L215 177L214 180H215V179H218V181H220L221 179H219ZM236 177H234V178H235V181H236ZM244 177H246V176H244ZM248 177H249V176H248ZM9 178H8V179H9ZM24 178H26V177H24ZM40 178H42V176H41ZM40 178H39V179H40ZM81 178H82V177H81ZM110 178H111V176H110ZM112 178L115 179V180H113V181H116V178H118V177H114V175L112 174ZM112 178H111V180H112ZM121 178H123V176H122ZM124 178H123V179H124ZM133 178L136 179L135 177H133ZM143 178H144V177H143ZM146 178H147V177H146ZM168 178H169V177H168ZM206 178H207V177H206ZM221 178L223 179L224 177H221ZM228 178H229V177H228ZM231 178H232V177H230V179H231ZM239 178H240V177H239ZM256 178H257V179H256ZM8 179H7V180H8ZM12 179H14V178H12ZM30 179H31V178H30ZM94 179H95V178H94ZM138 179H140V178H138ZM170 179H172V176H171ZM180 179H181V178H180ZM207 179H208V178H207ZM243 179H244V178H243ZM255 179H256V180H255ZM255 179L252 178L251 180H254V181H255L256 186L259 185V186H261V187H262V186L264 187V174L259 175V177L256 176ZM3 180H5L4 182H6V179H5V178H4ZM23 180H25V179H23ZM44 180H45V178H44ZM92 180H93V179H92ZM92 180H90V183H91ZM97 180H98V179L96 178V181H97ZM103 180L106 181L107 178H106V179H103ZM118 180H121V179H118ZM140 180H141V179H140ZM147 180H148V179H147ZM183 180H184V179H183ZM183 180H182V181H183ZM194 180H195V179H194ZM214 180H213V184L215 183ZM228 180H229V179H228ZM232 180H233V179H232ZM240 180H242V178H240ZM244 180H246V178H245ZM251 180H250V181H251ZM10 181H11V180H10ZM40 181H41V180H40ZM58 181L61 182L60 179H58ZM76 181L78 182V180H76ZM96 181H94V183H95ZM180 181H181V180H180ZM180 181H179V182H180ZM182 181H181V183H182ZM223 181H226V180H223ZM237 181H238V180H237ZM247 181H248V180H247ZM247 181H245L246 183L244 182L243 184H247ZM20 182H21V181H20ZM22 182H23V181H22ZM22 182H21V183H22ZM73 182L75 183V181H73ZM99 182H101V180H99ZM110 182H111V181H110ZM110 182H108V183H110ZM117 182H118V181H117ZM117 182H116V183H117ZM137 182H139V181H137ZM242 182H243V181H242ZM8 183H9V181H8ZM16 183H17V181H16ZM58 183H59V182H58ZM58 183H57V184H58ZM92 183H93V181H92ZM97 183H98V181H97ZM124 183H125V181H124ZM139 183H140V182H139ZM173 183H174V182H173ZM173 183H172V184H173ZM224 183H225V182H224ZM234 183H235V182H234ZM240 183H241V181H240ZM255 183L253 182V184H255ZM11 184H13V183H9V185H11ZM19 184H20V183H19ZM57 184H55V185H57ZM59 184H60V183H59ZM59 184H58V185H59ZM61 184H63V183H61ZM87 184H88V183H87ZM98 184H100V183H98ZM119 184H120V183H119ZM121 184H122V183H121ZM128 184H129V183H128ZM174 184H175V183H174ZM174 184H173V186H174ZM193 184H194V185H193ZM193 184H191V185L193 186V187H192V191H193V190L196 191V193H194V194H196V196L194 195V196H195V197H193L194 199L192 198L193 200H192V203H191V207H190V209H189V208H187L186 206H184V208L186 207V208H185L184 215H183L181 218H178L179 216L175 215V218H176V220H177V221H175V222H176V224L178 223V226H179L180 229L182 228V231H185V230H186V231H187V234H188L189 232H192V234H193V233H199V234H202V233H204V232L207 233V232L210 231V223L213 222V217H212L213 215L211 216L209 213H208L209 215H207V214H206V215L202 214V213L200 212V210H199V208L202 207V206L199 205L200 207H198V206H196L195 204H198V203L201 201L200 199H202L203 197L206 198V196L208 195V193H207L206 196H203V197H202V195H199V194H202V193H203V195H204V192H203V191H202L201 193L199 192V188H200L199 186H200V185L198 186V185L196 184V182L193 183ZM211 184H212V183H211ZM220 184H221V183H220ZM222 184H223V183H222ZM235 184H237V182H236ZM243 184H242V185H243ZM248 184H249V183H248ZM248 184H247V185H248ZM250 184H251V183H250ZM1 185H3V184H1ZM4 185H7V182H6V184L4 183ZM14 185H15V184H14ZM43 185H44V184H43ZM68 185H69V184H68ZM68 185H67V187L69 188L70 186H68ZM88 185H89V184H88ZM95 185L97 186L96 183H95ZM95 185H93V186H95ZM125 185H127V184L125 183ZM130 185H131V184H130ZM130 185H129V186H130ZM178 185H180V184H178ZM216 185H218V184H216ZM224 185H225V184H224ZM227 185H230V186H231V184H227ZM232 185H234V184H232ZM238 185H239V184H238ZM238 185H235V187L237 186V188H238ZM247 185H245V186H247ZM46 186H48V185H45L44 188H45ZM62 186H63V185H62ZM96 186H95L94 188H96ZM129 186H127V187H129ZM149 186H150V185H149ZM220 186H221V185H220ZM230 186H228V187L230 188ZM245 186H242V187L244 188ZM252 186H253V185H252ZM259 186H258V187H259ZM7 187H8V186H7ZM9 187H10V186H9ZM9 187H8V188H9ZM19 187H20V185H18V189H19ZM60 187H61V185H60ZM60 187H59V190H60ZM85 187H86V186H85ZM87 187H88V186H87ZM175 187L177 188V186H175ZM201 187H202V186H201ZM209 187L212 188L210 185H209ZM213 187H214V186H213ZM216 187H218V186H215V188H216ZM223 187H224V186H223ZM235 187H233V188H235ZM253 187H254V186H253ZM253 187H252V188H253ZM258 187H257V188H258ZM0 188H1V187H0ZM4 188H5V187H4ZM11 188H13V186H11ZM14 188H15V186H14ZM16 188H17V187H16ZM53 188H54V187H53ZM72 188H73V187H72ZM75 188H76V187H75ZM89 188H90V187H89ZM89 188H88V189H89ZM94 188H92V189L94 190ZM101 188H102V187H99L100 191H101ZM103 188H105V187H103ZM130 188H131V187H130ZM151 188H152V187H151ZM176 188L173 187V189H176ZM220 188H222V187H220ZM229 188L225 189L224 192L226 193V192L231 191L232 187H231V189H230L229 191H226V190H228ZM240 188H241V187H240ZM246 188H247V187H245V192H244V193H246V192L248 191V190L246 191ZM259 188H260V187H259ZM2 189H3V188H2ZM9 189H10V188H9ZM9 189H8V190H9ZM46 189H47V188H46ZM55 189H56V188H55ZM57 189H58V188H57ZM82 189H83V188H82ZM88 189H87V190H88ZM92 189H90V190H92ZM96 189H97V188H96ZM106 189H108V187H107ZM124 189H125V188H124ZM124 189H123V190H124ZM178 189H179V188H178ZM254 189H255V188H254ZM3 190H4V189H3ZM3 190H2V191H3ZM5 190H6V188H5ZM12 190H13V189H12ZM33 190H34V189H33ZM33 190H31V191H33ZM77 190H78V189H76V191H77ZM83 190H84V189H83ZM85 190H86V189H85ZM93 190H92V191H93ZM171 190H172V189H171ZM171 190H170V193H172ZM188 190H189V188H188ZM212 190H213V188H212ZM223 190H224V189H223ZM250 190H251V189H250ZM10 191H11V190H10ZM13 191H14V190H13ZM13 191H12V192H13ZM20 191H21V190H20ZM35 191H36V190H35ZM56 191H57V190H56ZM56 191H54V192L56 193ZM72 191H73V190H72ZM76 191H75V192H76ZM88 191H89V190H88ZM97 191H98V190H96V194H94L95 192H93V197H94L95 195H97V194L100 192V191H99V192L97 193ZM103 191H104V190H102V193H103ZM125 191H127V190H125ZM210 191H211V190H210ZM214 191H215V190H214ZM258 191H259V189H258ZM6 192L8 193L7 190H6ZM14 192L16 193V192H18V191H14ZM59 192H62V191H59ZM70 192H71V191H70ZM79 192H80L79 194H81V191H79ZM85 192H86V191H85ZM108 192H110V191H109V190L106 191L107 194H109ZM122 192H123V191H122ZM135 192H137V191H134V193H135ZM176 192H177V191H176ZM176 192L173 191V193H176ZM212 192H213V191H212ZM218 192H221V191H218ZM224 192H221V194H222V193L224 194ZM231 192H234V194H236V188H235V190H233V191H231ZM237 192H238V189H237ZM239 192H241V189H240ZM239 192H238V195H239ZM242 192H243V191H242ZM242 192H241V193H242ZM18 193H19V192H18ZM18 193H17V194H18ZM28 193H29V192H28ZM30 193H31V192H30ZM72 193H73V192H72ZM82 193H83V191H82ZM100 193H101V192H100ZM100 193H99V194H100ZM188 193H191V192H188V191H187V194H188ZM197 193H198V194H197ZM209 193H210V192H209ZM19 194H20V193H19ZM31 194H32V193H31ZM33 194H34V193H33ZM39 194H40V193H39ZM77 194H78V192H77ZM85 194H86V193H85ZM91 194H92V193H91ZM123 194H124V192L122 193V196H123ZM129 194L131 195V194H132V191H131V193H129ZM216 194H217V192H216ZM227 194H228V193H227ZM229 194H230V192H229ZM229 194H228V196H229ZM231 194H232V193H231ZM231 194H230V195H231ZM62 195H63V194H62ZM62 195H61V196H62ZM83 195H84V194H83ZM83 195H82V196H83ZM86 195L88 196V194H86ZM132 195H133V194H132ZM147 195H148V194H147ZM188 195H189V194H188ZM188 195H186V194L184 193V196H188ZM214 195H215V194H214ZM232 195H233V194H232ZM251 195H252V194H251ZM260 195H261V194H260ZM36 196H37V193H36ZM49 196H50V194H49ZM61 196H58V195H57V197H61ZM78 196H79V195H78ZM103 196H104V195H103ZM125 196L127 197V196H129V195H128V194L126 195V193H125V195L123 196V198H126ZM208 196H209V195H208ZM215 196L217 197V195H215ZM219 196H220V195H219ZM224 196H225V195H224ZM224 196H223V197H224ZM233 196H234V195H233ZM262 196H263V195H262ZM37 197H38V196H37ZM57 197H55L54 199H56ZM88 197H92V195H91V196H88ZM98 197H100V195H98ZM131 197H132V196H131ZM133 197H134V195H133ZM191 197H192V196H191ZM191 197H190V198H191ZM210 197H212V196H210ZM213 197H214V196H213ZM216 197H215V198H216ZM221 197H222V196H221ZM236 197H238V196H236ZM252 197H253V196L250 197L249 201L252 199ZM67 198H68V197H67ZM67 198H65V199H67ZM70 198H71V197H70ZM110 198H111V197H110ZM165 198H167V197H165ZM169 198H170V197L168 196V200H169ZM178 198H179V197H178ZM187 198H188V197H187ZM205 198H203V199H205ZM208 198H209V197H207V198L205 199L206 202H208V201H207ZM243 198H245V197H243ZM257 198H258V197H257ZM28 199H29V198H28ZM79 199H80V198H79ZM85 199H86V198H85ZM87 199H88V198H87ZM174 199H177V198H174ZM209 199H211L210 201H212V198H209ZM225 199H226V198H225ZM229 199H230V198H227V200H229ZM234 199H235V198H234ZM234 199H233V200H234ZM238 199H239V198H238ZM247 199H248V197H247ZM255 199H256V197H255ZM260 199H261V198H260ZM260 199H259V201H260ZM4 200H5V199H4ZM7 200H8V199H7ZM37 200H40V199L38 198ZM37 200H36V201H37ZM52 200H53V198H52ZM58 200H62V199H59V198H58ZM69 200H70V199H69ZM102 200H103V199H102ZM104 200H105V199H104ZM106 200H108V199H106ZM115 200H116V199H115ZM240 200H241V199H240ZM242 200L244 201V199H242ZM252 200H254V197H253ZM0 201H1V200H0ZM12 201H14V200H11V201H10V202L13 204L14 202H12ZM50 201H51V198H50ZM53 201H54V200H53ZM56 201H57V199L55 200L54 203H56ZM75 201H76V200H75ZM86 201H87V200H86ZM164 201H165V200H164ZM171 201H172V200H171ZM171 201H170V203H171ZM178 201H179L180 204L182 203V202H180L181 200H178ZM178 201L175 200V203H176V202L178 203ZM214 201H215V199H214ZM214 201H213V202H214ZM237 201H239V200H237ZM259 201H258V203H259ZM262 201H263V198H262ZM29 202H30V200H29ZM37 202H38V201H37ZM61 202H62V201H60V203H59V202L57 201L56 205H55V204L53 205V203H52V204L50 203V207H52L51 205H53V207H55V208L57 207V208H58V205H59V207H60ZM96 202H97V201H96ZM125 202H126V201H125ZM167 202H168V201H167ZM167 202H165V204H166ZM186 202H187V201H186ZM204 202H205V201H204ZM206 202L204 203V204H205V205H204L205 207L207 206V205H206ZM231 202H233V201L231 200ZM241 202H242V201H241ZM250 202L252 203V201H250ZM250 202H249V203H250ZM58 203H59V204H58ZM62 203H63V202H62ZM72 203H73V202H72ZM82 203H83V202H82ZM115 203H116V202H115ZM120 203H121V202H120ZM184 203H185V202H183V205H187L186 203H185V204H184ZM202 203H203V201H202ZM208 203H209V202H208ZM229 203H230V200H229ZM238 203H239V202H238ZM238 203H237V204H238ZM249 203H248V204H249ZM251 203H250V204H251ZM253 203H256V202H253ZM260 203H262V202H260ZM260 203H259V204H260ZM263 203H264V202H263ZM1 204H3V203H0V206L2 207ZM12 204H11V205H12ZM15 204H16V203H15ZM22 204H23V203H22ZM45 204H46V203H45ZM48 204H49V203H48ZM63 204H64V203H63ZM75 204H77V203H75ZM104 204H105V203H104ZM104 204H103V205H104ZM125 204H126V203H125ZM134 204H135V202H134ZM134 204H133V205H134ZM155 204H156V203H155ZM180 204H179V205H180ZM211 204H212V203H211ZM214 204H215V202H214ZM217 204H219V203H216V205H215L216 207H217ZM239 204H240V203H239ZM239 204H238V205H239ZM244 204H245V202L243 203V205H244ZM4 205H5V203H4ZM8 205H9V204H8ZM11 205H10V206H11ZM23 205H24V204H23ZM29 205H30V204H29ZM67 205H68V204H67ZM108 205H109V204H108ZM116 205H117V204H116ZM133 205H132V207H133ZM140 205H141V204H140ZM140 205H138V206H140ZM171 205L174 206L173 202H172ZM179 205H176L177 207L174 206V207H176V212H177V211H179V212H180V211H183V210H180L181 207H183L182 204H181L180 206H179ZM208 205H209V204H208ZM221 205H222V204H221ZM221 205H219V206L221 207ZM224 205H225V204H224ZM227 205H228V203H227ZM231 205H232V204H231ZM231 205H229V207H231ZM233 205H234V202H233ZM233 205H232V207H233ZM238 205H237V207H238ZM241 205H242V204H240V206H241ZM256 205H257V204H256ZM261 205H262V204H261ZM261 205H257V207H260ZM6 206H7V205H6ZM6 206H5V207H6ZM12 206H13V205H12ZM15 206H16V205H15ZM25 206L27 207V205H25ZM35 206H36V205H35ZM41 206H42V205H41ZM127 206H129V205H127ZM144 206H145V205H144ZM147 206L149 207V205H147ZM189 206H190V205H189ZM204 206H203V207H204ZM225 206H226V205H225ZM240 206H239L238 208L234 206V207H235V208H234L235 211H236L237 209H241ZM262 206H263V205H262ZM3 207H4V206H3ZM28 207H31V206H28ZM44 207H45V206H44ZM47 207H48V206H47ZM64 207H65V205H64V206L61 205L60 209L62 208V209L65 211V208H64ZM103 207L107 208L108 206L104 205ZM109 207H110V206H109ZM117 207H118V206H117ZM121 207H124V208H125V206H120V208H121ZM150 207H151V206H150ZM155 207H157V205H156ZM158 207H159V206H158ZM205 207H204L203 209H205ZM208 207H209V206H208ZM222 207H223V205H222ZM12 208H13V207H12ZM15 208H16V207H15ZM24 208H25V207H24ZM31 208H32V207H31ZM41 208H42V207H41ZM41 208H40V209H41ZM45 208H46V207H45ZM79 208H80V210H81L82 208H83V209H86L85 207H82V208L79 207ZM87 208H88V207H87ZM101 208H102V207H101ZM112 208H114V207H112ZM115 208H116V207H115ZM115 208H114V209H115ZM118 208H119V207H118ZM128 208H129V207H128ZM138 208H139V207H138ZM145 208H147V207H145ZM153 208H154V207H153ZM159 208H160V207H159ZM214 208H215V207H214ZM214 208H211V210L214 209ZM242 208H243V207H242ZM247 208H248V207H247ZM247 208H246V211H247ZM250 208L252 209L253 207H250V205H249V208H248V209H250ZM261 208L263 209L264 206L261 207ZM0 209H2V208H0ZM40 209H39V207H37V210H38V211L36 212V214H38V212H39ZM42 209H43V208H42ZM46 209H49V210H50L51 208H46ZM52 209H53V208H52ZM62 209H61V211H62ZM103 209H104V208H103ZM126 209H127V208H126ZM139 209H141V206H140ZM168 209H169V208H168ZM168 209H167V211H168ZM201 209H202V208H201ZM231 209H233V208H231ZM244 209H245V208H244ZM34 210H36V209L34 208ZM49 210H48V212H49ZM58 210H59V209H58ZM67 210H68V208H67ZM99 210H102V209H99ZM99 210H98V209H95L94 212H95V211L99 212ZM106 210H107V209H106ZM108 210H109V208H108ZM111 210H112V209H111ZM151 210H153V209L151 208ZM151 210L149 209V211H151ZM163 210H166V209H163ZM163 210H160V211H163ZM217 210H218V207L215 209V211H217ZM4 211H5V209H4ZM4 211H3V212H4ZM31 211H33V209L30 210V212H31ZM61 211H58V212H59V213H62ZM72 211H73V210H72ZM76 211H77V210H76ZM78 211H79V210H78ZM78 211H77V212H78ZM81 211L83 212V211H85V210H81ZM81 211H80V213H82ZM90 211H91V210H90ZM112 211H114V210H112ZM119 211H120V210H119ZM139 211H140V210H139ZM154 211H156V210H153V213H154ZM158 211H159V210H158ZM160 211H159V212H160ZM212 211H214V210H212ZM233 211H234V210H233ZM239 211H241V212H239V214H240L239 216H241V214H242V210H239ZM263 211H264V210H263ZM9 212H10V211H9ZM9 212H8V213H9ZM16 212H17V211H16ZM28 212H29V210H28ZM33 212H34V211H33ZM44 212L46 213L47 210L44 211ZM50 212H52V211H50ZM68 212H69V211H68ZM70 212H71V210H70ZM77 212H76V213H77ZM87 212H88V211H87ZM87 212H86V213H87ZM97 212H96V214H95L96 216L98 215ZM102 212H106V211H103V210H102ZM115 212H117V211H115ZM127 212H128V211H127ZM218 212H219V210H218ZM218 212H217V213H218ZM223 212H224V211H223ZM226 212H227V211H226ZM228 212H229V211H228ZM228 212H227V213H228ZM248 212H253V211L248 210L247 213H248ZM4 213H6V212H4ZM12 213H13V212H12ZM39 213L41 214V212H39ZM42 213H43V210H42ZM59 213H58V214H59ZM78 213H79V212H78ZM78 213H77V214H78ZM89 213H90V212H89ZM99 213H101V212H99ZM119 213L122 214L123 212H119ZM124 213H125V212H124ZM130 213H131V212H130ZM153 213H151V214H153ZM156 213H157V212H155V214H156ZM164 213H165V212H164ZM171 213H172V212H170V214H171ZM210 213H211V212H210ZM221 213H222V212H220V213H218V214L220 215ZM245 213H246V212H245ZM254 213H256V212H254ZM257 213H258V212H257ZM257 213H256V215H257ZM1 214H2V215H6V214H3L2 211H1ZM1 214H0V215H1ZM17 214H18V213H17ZM40 214H39V215H40ZM84 214H85V213H84ZM87 214H88V213H87ZM116 214L118 215V213H116ZM131 214H132V213H131ZM131 214H125V215L128 216V215H131ZM134 214L136 215V213H134ZM141 214H142V213H141ZM149 214H150V213H149ZM160 214H161V212H160ZM166 214H167V216H166ZM168 214H169V213H165L163 216H164V217H165V216L168 217ZM249 214L251 215V213H249ZM261 214H262V213H261ZM2 215H1V216H2ZM13 215H16V214H13ZM46 215H47V214H46ZM49 215H50V214H49ZM59 215H60V214H59ZM59 215H58V216H59ZM61 215H62V216H61ZM61 215H60V216L63 217V214H61ZM102 215H103V213H102ZM104 215H105V214H104ZM106 215L108 216V214H106ZM125 215H124V216H125ZM135 215H134V216L132 215L133 217H131V218H134ZM138 215H140V214L138 213ZM138 215H136V217H135L136 220H139V219H138L139 217H137ZM161 215H162V214H161ZM171 215H172V214H171ZM190 215L192 216V218H191ZM216 215H217V214H216ZM229 215H231L230 212H229ZM236 215H237V214H236ZM243 215H244V214H243ZM243 215H242V216H243ZM253 215H255V214H253ZM256 215H255V216H256ZM262 215H263V214H262ZM1 216H0V217H1ZM22 216L25 217V215H22ZM58 216H57V217H58ZM72 216H73V215H71L70 217H69V216H65L64 219L62 218V219H63V222L65 221L67 224H68V223H69V224L71 223V226L69 227V229L66 228V229H68V231H65V233L68 232L69 234H71V237L74 236V238H73V237L70 238L71 240H69L68 238L65 239V238H63L64 236H66V234L64 233L65 235H63V237H62L63 239H65L64 241L66 242V241L69 240V241L67 242L68 245H66L67 243L65 244V245L67 246V247L65 246V248H68V249H67V251L64 250V251H65L64 254H61V250H58L57 247H55V248L53 249V250H55L54 252H51V251L49 252V250L52 249V248L50 247V245H49L48 247H46V245H47L46 242H45V243L42 242L44 245H45V244H46V245H45V246L43 245V246H44V247H43V246H41V245H42V243H41V245H40V246H41V249H42V247H43V248L46 247L45 249H47L48 252L45 251V249H42V250H43L42 253H39V252H38L39 255L41 254V255H40V258H37V257L34 258V257H33V254L35 255L36 253L33 251V250H34V247H32V248H33V250H32V251H33V254H31V256L29 255V256H27V257L24 256V257H23V258H24V259H23V263L25 262L24 264H28V262H32V264H60V263H62V261H68V260H69L68 262H70V264H71L73 258H75V257H77V255H79V254H77L78 251H80V253L85 254V253H84V248L81 246L82 241L84 240V239H82V236H84V235L87 236V235H89L90 233H92L91 230H92V227H93V226L90 225V224H88V222L86 221V219H84V218H87V217H85L86 215H85L84 218L81 219V220H76V219H74L75 216H74V217H72ZM76 216H77V215H76ZM79 216H80V214H79ZM87 216H91V217H92V216H94V213H93V215L90 214V215H87ZM96 216L94 217V219L97 218V219H95V220H96V222H99V223H100V222L103 220V218H104L103 216H102V217L100 216V217L102 218V220H101V218L99 219V217H96ZM107 216H105V217H107ZM115 216H116V215H115ZM115 216H114V217H115ZM124 216H122V217H124ZM127 216H126V217H127ZM140 216H141V220H142V218H143L144 216H143V217H142V215H140ZM222 216H224V214L221 215V216H218V218L220 219V217H222ZM225 216H226V215H225ZM225 216H224V217H225ZM246 216H247V215H246ZM248 216H249V215H248ZM257 216H258V215H257ZM260 216H261V215H260ZM260 216H258V218H259ZM2 217H3V216H2ZM7 217H9V216H7ZM14 217H15V216H14ZM16 217H17V216H16ZM43 217H47V216H43ZM49 217H50V216H49ZM54 217H55V216H54ZM120 217H121V215H120ZM120 217H119V218H120ZM122 217H121V218H122ZM126 217H125V220L127 219ZM169 217H170V216H169ZM169 217H168V218H169ZM172 217H173V215H172ZM226 217H228V216H226ZM250 217H251V216H250ZM252 217H253V216H252ZM262 217L264 218V215H263ZM262 217H261V218H262ZM50 218H51V217H50ZM71 218H73L75 221H72ZM75 218H76V217H75ZM77 218H78V217H77ZM81 218H82V217H81ZM88 218H89V217H88ZM121 218H120V220L118 219V220L120 221V223L122 222V221H121L122 219L124 220V218H122V219H121ZM214 218H215V216H214ZM254 218H255V217H254ZM256 218H257V217H256ZM258 218H257V221H258V224H259L260 222H259ZM4 219H5V217H4ZM6 219H8V218H6ZM16 219H18V218H16ZM21 219H22V218H21ZM27 219H28V218H27ZM38 219H40L39 216H38ZM45 219H47V218H44V221H45ZM52 219H53V215H52ZM62 219H61V221H62ZM79 219H80V218H79ZM92 219H93V217H92ZM92 219H90V220H91L92 222H94L95 220H94V219L92 220ZM107 219H108V218H107ZM112 219H113V216H112ZM115 219H116V223H119V221L117 222V218H115ZM115 219H114V221H113L114 224H115ZM171 219H172V218H170V220H171ZM241 219H244V217L241 218ZM246 219L248 220V218H246ZM0 220H1V219H0ZM47 220H48V219H47ZM47 220H46V222L49 221V220H48V221H47ZM57 220H58V219H57ZM88 220H89V219H88ZM132 220H133V219H131V221H132ZM223 220H224V219H223ZM223 220H222V221H223ZM225 220H226V219H225ZM227 220H228V219H227ZM252 220H253V218H252ZM262 220H263V219H262ZM262 220H261V221H262ZM4 221H5V220H3L2 222H4ZM6 221H7V220H6ZM13 221H14V220H13ZM33 221H34V220H33ZM33 221H32V222H33ZM61 221L58 220V223H60ZM103 221L105 222V220H103ZM108 221H109V219H108ZM108 221L106 220V222H108ZM111 221H112V220H110V222H111ZM142 221H143V220H142ZM243 221L245 222L246 220H243ZM257 221H256V222H257ZM34 222H35V221H34ZM36 222H38V221H36ZM36 222H35V224H36ZM51 222H56V221H51ZM65 222H64V223H65ZM104 222H102L103 224H102V223H101V224H102V225H106V222H105V224H104ZM124 222H125V221H124ZM132 222H134V220H133ZM172 222L174 223L173 220H172ZM224 222H226V221H224ZM224 222H223V223H224ZM230 222H231V220H230ZM232 222H233V221H232ZM250 222H251V221H250ZM13 223H14V222H13ZM19 223H21V222H19ZM56 223H57V222H56ZM120 223H119V224H120ZM122 223H123V222H122ZM129 223H130V222H129ZM134 223H135V222H134ZM223 223H222V224H223ZM228 223H229V222H228ZM228 223H227V225H228ZM241 223H242V222H241ZM246 223H247V222H245L244 224H246ZM248 223H249V222H248ZM7 224H8V223H7ZM22 224H23V223H22ZM97 224H98V223H97ZM97 224H96V225H97ZM114 224H111V225L113 226ZM119 224H118V225H119ZM123 224H124V223H123ZM123 224H122V225H123ZM132 224H133V223H132ZM214 224H215V223H214ZM217 224H221V223H217ZM217 224H215V225L217 226ZM222 224H221V226H222ZM224 224H226V223H224ZM229 224H230V223H229ZM233 224H235V223H233ZM233 224H231V225L233 226L232 228H234V226L236 225V224H235V225H233ZM251 224H252V223H251ZM254 224H255V222H254V220H253V224H252V225H254ZM256 224H257V223H256ZM258 224H257V225H258ZM261 224H263V223H261ZM1 225H2V224H1ZM4 225L6 226L5 223H4ZM4 225H3V226H4ZM12 225H13V224H12ZM15 225H18V227H20V226H19L20 224H15ZM15 225H14V228H15ZM23 225H24V224H23ZM98 225H100V224H98ZM102 225H100V226H102ZM111 225L109 226V223H108L107 226H102V227H107L108 229L106 228V230H109V229L111 230V228H109V227H111ZM118 225H117V227L119 228V226H121V225H119V226H118ZM139 225H142V223L139 224ZM263 225H264V224H263ZM24 226H25V225H24ZM24 226H23V227H24ZM54 226H55V225H54ZM62 226H63V225H62ZM64 226H66V225H64ZM100 226H99V227H100ZM108 226H109V227H108ZM127 226H128V225H127ZM127 226H126V228H127ZM129 226H130V224H129ZM129 226H128V227H129ZM132 226H133V227H132V229L130 228V231H133L134 227H135V226H138V225H135V226L132 225ZM168 226H169V225H168ZM172 226H173V225H172ZM172 226L170 227V230H169V231H171V228H172V229H175V228H174L175 226H174V227H172ZM221 226H220V227H221ZM8 227H9V226H8ZM23 227H22V228H23ZM33 227H34V226H33ZM45 227H46V226H45ZM94 227H95V226H94ZM102 227H101V228H102ZM113 227H115V225H114ZM130 227H131V226H130ZM157 227H158V225H157ZM157 227L154 226V228H156V229H157ZM0 228H1V227H0ZM2 228L4 229L5 227H2ZM26 228H27V227H25V229H26ZM28 228H29V227H28ZM51 228H52V227H51ZM62 228H63V227H62ZM96 228H97V227H96ZM139 228H141V227L138 226V228H137V227L135 228L134 231H135L136 234H137V232L139 231ZM142 228H143V227H142ZM163 228H164V227H162V229H163ZM179 228L177 227L176 229H179ZM216 228H217V227H215V229H216ZM218 228H219V227H218ZM227 228H228V229H227ZM227 228H225V231H226V229L229 231V227H227ZM232 228H231V229H232ZM3 229H2V231L5 233V230H6V229H5V230H3ZM12 229H13V228H12ZM31 229H32V228H31ZM31 229H30V230H31ZM34 229L37 230V229H39V228H37V225H36V227H34ZM112 229H113V228H112ZM122 229H124V227L121 228V230H122ZM136 229H138L137 232H136ZM160 229H161V228H160ZM168 229H169V228H168ZM184 229H185V230H184ZM250 229H251V228H250ZM8 230H9V228H8ZM16 230L18 231V229H16ZM28 230H29V229H28ZM41 230H47V229H40V232H41ZM51 230H52V229H51ZM58 230H60V228H59ZM62 230H63V229H62ZM64 230H65V229H64ZM64 230H63V231H64ZM96 230H97V229H96ZM96 230H95V232H96ZM100 230H102V229H100ZM100 230H98V231H100ZM113 230H114V231H112V230H111V231H112L113 233H114V232L116 233V228H114ZM126 230H127V229H126ZM144 230H145V227H144ZM144 230L142 229V232H143ZM146 230H147V229H146ZM146 230H145V231H146ZM157 230L159 231V229H157ZM166 230H167V229H166ZM222 230H223V229H222ZM222 230H221V231H222ZM2 231L0 230V233H1ZM26 231H27V230H26ZM26 231H25V232H26ZM32 231H33V229H32ZM111 231H107V232H108V233H107L105 230H103V233L105 234V232H106V234L109 235V232H111ZM134 231H133L132 234H129V237H130L131 235H134ZM169 231H168V232H169ZM172 231H174V230H172ZM182 231H179V232L181 233ZM188 231H189V232H188ZM234 231H235V229H234ZM236 231L239 232L238 230H236ZM14 232H15V231H14ZM14 232H13L14 237H13V235H12L13 238L10 237L11 240L15 238V233H14ZM35 232H36V231H35ZM57 232H58V231H57ZM57 232H56V235H57ZM59 232H60V231H59ZM59 232H58V234H59ZM117 232H119L118 229H117ZM121 232H122V231H120V233H118V234H125V233H123V232L121 233ZM127 232L129 233V230H127ZM127 232H126V233H127ZM142 232L139 231V234L142 233ZM147 232H149V230H147ZM176 232H178V230H177ZM219 232H220V231H219ZM232 232H233V231H232ZM250 232H251V231H250ZM260 232H261V231H260ZM260 232H258V233H260ZM11 233H12V232H11ZM26 233H27V232H26ZM36 233H37V232H36ZM62 233H63V232H61V234H62ZM99 233H100V232H98L97 235L92 236V237H94V239H98V240L101 239L102 235L104 236V234H102L101 236H99V235H98ZM113 233H110V236H111V234L113 235ZM143 233H144V232H143ZM162 233H163V232H162ZM210 233H212V232H210ZM210 233H209V234H210ZM220 233H221V232H220ZM223 233H225V232H223ZM227 233H228V232H227ZM227 233H226V234H227ZM229 233H230V232H229ZM246 233H247V232H246ZM248 233H249V232H248ZM248 233H247V234H248ZM255 233H256V232H255ZM1 234H3V233H1ZM23 234H24V232H23ZM29 234H30V233H28V236H29ZM33 234H34V231H33ZM100 234H101V233H100ZM106 234H105V236H106ZM116 234H117V233H116ZM118 234H117V235H118ZM136 234H135V235H136ZM160 234H161V232H160ZM184 234H185V233H184ZM209 234H208V235H209ZM221 234H222V233H221ZM234 234H235V232H234ZM247 234H246V237H248ZM253 234H254V232H253ZM4 235H5V234H4ZM21 235H22V234H21ZM56 235H55L54 237H56ZM59 235H60V234H59ZM81 235H82V236H81ZM206 235H207V234H206ZM228 235H230V234H228ZM231 235H232V234H231ZM241 235H243V234H241ZM251 235H252V232H251ZM251 235H250V236H251ZM2 236H3V235H2ZM17 236H18V235H17ZM24 236H25V235H24ZM24 236H21V237H23V238H27V237H28L27 235H26L27 237H26V236L24 237ZM57 236H58V235H57ZM60 236H61V235H60ZM67 236H69V235H67ZM89 236H90V235H89ZM105 236H104V237H105ZM237 236H238V235H237ZM259 236H260V235H259ZM259 236L257 235V236H255V237L257 238V237H259ZM3 237H5V236H3ZM7 237H8V236H7ZM18 237H20V234H19ZM30 237H31V234H30ZM41 237H42V236H41ZM52 237H53V236H52ZM69 237H70V236H69ZM108 237H109V236H108ZM111 237H112V236H111ZM116 237H117V236H116ZM116 237H115V239H116ZM131 237H132V236H131ZM194 237H196V236H194ZM197 237H198V236H197ZM252 237H254V236H252ZM255 237H254V238H255ZM261 237H262V239H258V240L252 245L251 252L257 253V256H258L257 260L259 259V261H262V259H263V261H264V252L260 250L262 244H264V243H262V241H263V239H264V235L262 234L259 238H261ZM57 238H58V237H57ZM59 238H60V237H59ZM132 238H133V237H132ZM221 238H222V237H221ZM221 238H220V239H221ZM229 238H230V237H229ZM2 239H3V238H2ZM5 239H6V238H5ZM8 239H9V238H8ZM8 239H7V240H8ZM17 239H18V238H17ZM21 239H22V238H21ZM29 239H30V238H29ZM31 239H32V238H31ZM53 239H54V238H53ZM94 239L91 238V236H90V238H89V237H88V238H87V237L85 238V240H94ZM110 239H111V238H110ZM146 239H147V238H146ZM227 239H228V238H227ZM227 239H226V241H227ZM231 239H232V238H231ZM246 239H247V238H246ZM11 240H9V242H10ZM14 240H15V239H14ZM24 240H25V239H24ZM48 240H49V239H48ZM56 240H57V239H56ZM59 240H60V239H59ZM61 240H62V239H61ZM101 240H103V238H102ZM105 240H106V238H105ZM105 240H104V241H105ZM127 240H128V239H127ZM131 240H133V239H130V243H131ZM138 240H140V238H139ZM138 240H137V241H138ZM141 240H142V239H141ZM141 240H140V242H141ZM147 240H148V239H147ZM161 240H162V239H161ZM252 240H253V239H252ZM16 241H17V240H16ZM20 241H22V240L19 239V243H20ZM27 241H28V240H26V243H27ZM43 241H44V240H43ZM49 241H50V240H49ZM49 241H48V242H49ZM64 241L62 240L61 242H64ZM96 241H97V240H96ZM99 241H100V240H99ZM108 241H110V240H108ZM137 241H136V242H137ZM151 241H152V240H151ZM228 241H229V240H228ZM233 241H234V240H233ZM29 242H30V240H29ZM29 242H28V243H29ZM56 242H57V241H56ZM56 242H54L55 244H52L51 241H50L49 243H51L52 245H56V246H58V248H59V247H62V246L64 245V243H65V242H64L63 245H61V244L57 245V243H59L60 241H58L57 243H56ZM93 242H94V241H93ZM97 242H98V241H97ZM101 242H102V241H100V245H101V246H100V248H99V249H100V250H99V254L102 253L103 255H106L105 258H109V256H113V257H114V255H115V253H116V249H115V248H117V247H115V248L113 247L115 250H113V249L110 250V247H109V249H108V246H107L106 243H105L106 241H105V242H102V243H101ZM124 242H126V241H124ZM124 242L122 243L123 245H124V244H127V243H124ZM142 242H143V240H142ZM142 242H141V244H144V243H142ZM148 242H149V241H147V243H148ZM170 242H171V241H170ZM244 242H246V241H244ZM15 243H16V242H15ZM26 243H23V241H22V244H26ZM28 243H27V244H28ZM119 243H121V242H119ZM130 243H129V244H130ZM147 243H145V248H147ZM149 243H150V242H149ZM149 243H148V244H149ZM231 243H233V242L230 241L229 244H231ZM248 243H249V242H248ZM250 243H253V242H250ZM30 244H32V243H30ZM97 244H99V243H97ZM132 244H133L134 246H138V245H135V243H132ZM151 244H152V243H151ZM151 244H150V245H151ZM209 244H210V243H209ZM217 244H218V245H222V244L216 243V246H217ZM224 244H225V243H224ZM224 244H223V245H224ZM233 244H234V243H233ZM235 244H236V243H235ZM240 244H241V243H240ZM94 245H95V244H94ZM111 245H112V243H111ZM114 245H115V244H114ZM114 245H113V246H114ZM127 245H128V244H127ZM127 245H126V246H127ZM165 245H166V244H165ZM188 245H189V243H188ZM227 245H228V244H227ZM236 245H237V244H236ZM244 245H245V244H244ZM1 246H2V245H1ZM3 246H4V245H3ZM25 246H27V245H25ZM40 246H39V247H40ZM88 246H90V245H88ZM88 246H87V247H88ZM117 246H119V245H117ZM128 246H129V245H128ZM128 246H127V248H128ZM130 246H131V244H130ZM139 246H140V244H139ZM141 246H142V245H141ZM210 246H211V244H210ZM216 246H215V247H216ZM239 246H240V245H239ZM239 246L237 245V247H239ZM27 247H28V246H27ZM49 247H50V249H48ZM74 247H75V248H74ZM87 247H85V248L87 249ZM90 247H93V246H90ZM98 247H99V246H98ZM98 247H97V246H96L95 248L93 247L94 249L91 248V250L95 251V249H98ZM119 247H120V246H119ZM119 247L117 248V250L120 252L119 249H120L121 247H120V248H119ZM215 247H211V248H215ZM218 247H219V246H217V248H218ZM222 247H225V246H222ZM230 247H231V246H230ZM235 247H236V246H235ZM245 247H246V246H245ZM245 247H244V248H245ZM248 247H250V246H248ZM262 247H263V246H262ZM0 248H1V247H0ZM2 248H4V247H2ZM25 248H26V247H25ZM36 248H38V247H36ZM62 248H64V246H63ZM72 248H74V249H72ZM82 248H83V249H82ZM133 248H134V247H133ZM211 248H210V249H211ZM219 248H220V251H223V250H221V247H219ZM228 248H229V245H228ZM231 248H232V247H231ZM239 248H242V247H239ZM5 249H6V247H5ZM39 249H40V248H39ZM60 249H61V248H60ZM123 249L125 250L126 247L123 248ZM123 249H121V250H123ZM226 249H227V247H226ZM236 249H237V248H236ZM28 250H29V249H28ZM89 250H90V248H89ZM127 250H128V249H127ZM130 250H132L131 247H130ZM135 250H136V249H134V251H135ZM138 250H140V249H138ZM215 250H216V248L214 249V251H215ZM218 250H219V249H218ZM224 250H225V248H224ZM239 250H240V249H239ZM248 250H250V249H248ZM262 250H263V249H262ZM38 251H39V250H38ZM40 251H41V250H40ZM62 251H63V250H62ZM76 251H77V252H76ZM128 251H129V250H128ZM143 251H145V250L143 249ZM148 251H149V249H148ZM171 251H172V250H171ZM171 251H169V252H171ZM220 251H219V252H220ZM229 251H231V250H229ZM241 251L243 252V250H241ZM66 252H67V253H66ZM122 252L124 253V251H122ZM137 252H139V251H137ZM141 252H142V251H141ZM185 252H186V251L181 252V254H180L179 252H178V253H179V254L181 255V257H182V255H183ZM201 252H202V251H201ZM217 252H218V251H217ZM219 252H218V253H219ZM231 252H232V251H231ZM234 252H235V251H234ZM247 252H248V251H247ZM251 252H250V253H251ZM2 253H3V255H4L5 252L2 251ZM12 253H13L15 256H16L17 254L19 255L18 251L15 252L16 254H15L14 252H12ZM93 253L95 254V252H93ZM126 253H127V252H126ZM129 253H130V252H129ZM166 253H168V251H166ZM182 253H183V254H182ZM220 253H221V252H220ZM223 253H226V252H223ZM223 253H221V254H223ZM0 254H1V253H0ZM13 254H12V256H13ZM76 254H77V255H76ZM88 254H89V253H88ZM94 254H92V255L94 256ZM99 254H96V255L99 257ZM102 254H100V255H102ZM132 254H133V253H132ZM150 254H151V253H150ZM175 254H176V253H175ZM227 254H229V252H228ZM241 254H243V253H241ZM10 255H11V254H10ZM27 255H28V254H27ZM39 255H38V256H39ZM103 255H102V256H103ZM116 255H117V253H116ZM118 255H119V254H118ZM120 255H122V254H120ZM123 255H125V254H123ZM123 255H122V256H123ZM151 255H152V254H151ZM151 255H150V257H151ZM160 255H161V254H160ZM172 255H173V254H172ZM172 255H170L171 258H172ZM247 255H248V253H247ZM252 255H253V254H251V255L249 254V256H252ZM0 256H1V255H0ZM12 256H11V257H12ZM84 256H86V255H84ZM84 256H83V257H84ZM93 256H92V257H93ZM97 256H96V257L94 256V258H95V259L98 258ZM102 256H100V259H101ZM122 256H121V257H122ZM154 256H155V255H154ZM156 256H157V255H156ZM173 256H174V255H173ZM183 256H184V255H183ZM185 256H186V254H185ZM185 256H184V257H185ZM219 256H220V255H219ZM219 256H218V257H219ZM221 256H222V255H221ZM221 256H220V257H221ZM223 256H225V255L223 254ZM249 256H248V257H249ZM21 257H22V256H21ZM21 257H20V258H21ZM81 257H82V256H81ZM89 257H90V256H89ZM92 257H91V258H92ZM116 257H118V256H116ZM119 257H120V256H119ZM121 257H120V258H121ZM133 257H134V256H133ZM157 257H158V256H157ZM160 257H161V256H160ZM167 257H168V256H167ZM188 257H189V256H188ZM188 257H186V258L188 259ZM225 257H226V256H225ZM245 257H247V256H245ZM2 258L4 259L5 257H2ZM103 258H104V257H103ZM103 258H102V260H103ZM110 258H111V257H110ZM131 258H132V255H131ZM139 258H140V257H139ZM169 258H170V257H169ZM175 258H176V257H175ZM186 258H183V259H182V258H179V256H178V258H177L176 261L174 260V258H173V260H171V261H174V262H172V264H190V262H188V261L186 260ZM239 258H240V257H239ZM239 258L237 259L238 261H239ZM0 259H1V258H0ZM13 259H14V258H13ZM15 259H17V258H15ZM18 259H19V258H18ZM71 259H72V260H71ZM85 259H87V258H85ZM132 259H133V258H132ZM132 259H131V260H132ZM222 259H223V258H222ZM255 259H256V258H255ZM4 260H5V259H4ZM89 260H90V259H89ZM139 260H140V259H139ZM155 260H157V259H155ZM169 260H170V259H169ZM169 260H168V261H169ZM200 260H201V259H200ZM233 260H234V258H232V261H233ZM237 260H236V261H237ZM250 260H251V258H250ZM257 260L254 261L253 263H252V262H251V263H252V264H256V263H258ZM6 261H8V260H6ZM6 261H0V263L2 264V262L5 263ZM14 261H16V260H14ZM20 261H21V262H20ZM20 261H19V262L22 263V259H20ZM27 261H28V262H27ZM92 261H93V262H91V260H90V262H91L92 264H98V262L100 263V261H98V259H96L95 261H94V260H92ZM117 261H118V260H117ZM120 261H121V260H120ZM135 261H136V260H135ZM166 261H167V260H166ZM166 261H165V262H166ZM205 261H206V260H205ZM211 261H212V260H210V262L208 261V262H209L208 264H211V263H212ZM214 261H215V260H214ZM218 261H221V260L219 259ZM218 261H217V262H218ZM224 261H225V259H224ZM263 261H262V262H263ZM10 262H11V259H10ZM16 262H17V261H16ZM77 262H78V261H77ZM85 262H86V261H85ZM85 262H84V263H85ZM114 262H116V261H114ZM123 262H125V260H124ZM151 262H152V261H151ZM154 262H155V261H154ZM200 262H201V261H200ZM206 262H207V261H206ZM206 262H205V263H206ZM262 262H261V263H262ZM8 263H9V262H8ZM11 263H12V262H11ZM11 263H10V264H11ZM73 263H75V262H73ZM84 263H83V264H84ZM87 263H88V262H87ZM119 263H122V262H119ZM119 263H118V264H119ZM142 263H143V262H142ZM213 263H214V262H213ZM232 263H233V262H231V264H232ZM234 263L237 264V262H234ZM240 263H241V262H240ZM251 263H250V264H251ZM261 263H260V264H261ZM263 263H264V262H263ZM68 264H69V263H68ZM77 264H78V263H77ZM88 264H89V263H88ZM139 264H140V262H139ZM148 264H150V262H148ZM157 264H158V263H157ZM166 264H167V263H166ZM169 264H171V262H169ZM202 264H203V262H202ZM219 264H220V262H219ZM226 264H227V263H226Z\"/></svg>",
    "mask_w": 264,
    "mask_h": 264
}]
</instances>
